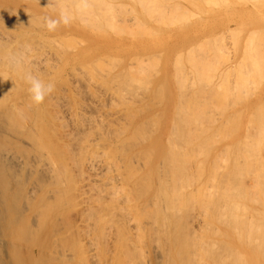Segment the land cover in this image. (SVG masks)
I'll list each match as a JSON object with an SVG mask.
<instances>
[{
  "label": "bare ground",
  "instance_id": "obj_1",
  "mask_svg": "<svg viewBox=\"0 0 264 264\" xmlns=\"http://www.w3.org/2000/svg\"><path fill=\"white\" fill-rule=\"evenodd\" d=\"M40 1V0H39ZM48 1V0H47ZM49 1H53V3H46V2H44V3H46V5H48L47 7H50L51 6V8L54 6V3L55 2H57V3H55V8L53 7V9H56L57 8V6H58V2H60L61 3V0H49ZM64 2L66 1L68 4L69 3H71V5L69 6L70 8L72 7V3H73V5H74V2H77L76 0H63ZM81 1H82V3H81ZM83 1H84V4H83ZM87 1H90V0H87ZM99 1V0H98ZM101 1V0H100ZM104 0H102L101 2H103ZM106 1H109V0H106ZM113 1H115V0H113ZM135 1V0H134ZM139 1V0H138ZM138 1H137V3H138ZM148 1V0H147ZM153 1V0H152ZM160 1V0H159ZM162 2H163V4H165L166 5V7L169 5H171L172 3H174V2H171V4H170V2H167L168 4H166V2H164L163 0H161ZM160 1V2H161ZM169 1V0H168ZM185 1V0H184ZM191 2H192V0H190ZM196 1V0H195ZM209 1V0H208ZM212 1V0H211ZM219 1V0H218ZM227 1H230V0H227ZM241 1H245V5L248 3V5H249V1L247 2V0H241ZM260 1H262V0H260ZM259 1V2H260ZM65 2V3H66ZM80 2V3H79ZM85 0H79L78 1V4H77V6L75 7L74 6V10L75 11H77L78 12V14L76 15V13L77 12H75V17L78 19V15H79V17H80V15L81 14H79V11H80V7H81V5H82V8L84 7L85 9L83 10V9H81V13L82 12H84L85 13V11H86V7H87V5H85ZM92 2H94V1H92ZM100 2V4H102L101 6H104L103 4H104V2L103 3H101ZM142 2V5H144L145 4V6L147 7V4H148V6L149 7H153V5H152V3L154 4V2H152V3H150L149 4V2L146 4V2L143 0V1H141L140 0V3ZM151 2V1H150ZM178 3H180L179 1H177ZM176 2V3H177ZM190 2V3H191ZM210 2V1H209ZM207 3V6L209 7H212V5H214L213 4V2H211V3ZM215 2H216V0H215ZM220 2V1H219ZM218 2V3H219ZM226 2V1H225ZM225 2L223 1L222 3H219V4H225ZM230 2H232L233 4L235 3L236 4V2H237V0H234V1H230ZM247 2V3H246ZM250 2H253V3H251V4H253L254 6L253 7H255V4L254 3H256V2H258V0H256L255 2L254 1H250ZM259 2H258V5H259ZM264 2V1H263ZM65 3L63 4V3H61V5H60V7L62 6V5H64V6H66L67 5V3H66V5H65ZM90 3V2H89ZM96 3H98L97 1H96ZM123 3V2H122ZM144 3V4H143ZM158 2H157V0L155 1V4H157ZM178 3L176 4V6H178ZM217 3V2H216ZM229 3V2H228ZM228 3L226 4V5H228ZM240 3H242V2H240ZM261 3V2H260ZM2 4H4L5 5V10L3 9V13H5L4 15H3V17H5V18H3L2 17ZM86 4H88V3H86ZM91 4V3H90ZM88 5V8L90 7V6H92V5H94V4H92V5ZM107 2H106V4H105V8H102L101 6V8H100V10H102V11H100L99 10V8H96V9H98L97 10V13H98V16H101V15H99L100 13L102 14V16H101V21H103L102 19H105L104 20V25H102L101 23V25H102V29H104L103 27L105 26L106 28L109 26V23H110V21H112L110 24H112L113 23V19H114V21H115V18H113V16L114 15H116V14H114L113 13V9H115L114 7H115V5H114V7L112 8L111 7V9H110V6L111 5H109V8L108 7H106L107 6ZM109 4H110V2H109ZM112 4V6H113V2L111 3ZM115 4H118V3H115ZM128 4V3H127ZM160 4V3H159ZM204 4H205V2H204ZM208 4H211V5H208ZM232 4V5H233ZM234 4V5H235ZM45 5V6H46ZM57 5V6H56ZM76 5V4H75ZM78 5H80V7H78ZM96 5V4H95ZM94 5V6H95ZM98 5L99 4H97V6L96 7H98ZM119 6L121 5V3L120 4H118ZM117 5V6H118ZM129 5V4H128ZM142 5H140L139 4V6H141V7H143ZM152 5V6H151ZM158 5V4H157ZM172 5H174L175 6V4H172ZM183 5V3H181V6ZM206 5V4H205ZM216 5V4H215ZM226 5H221V7H223V9H224V6L226 7ZM6 6H7V8L9 9V11H11V10H13V12L14 11H17V14H19L21 11H22V9H24L25 8V10H24V12H21V14L22 13H25V14H27L28 13V15H29V12L32 10L33 12L32 13H34V12H36V11H38V12H41V13H43V14H41V15H45V12H44V10H42L37 4H34V3H23L22 2V0H0V244L1 245H3L4 246V243H2V237H4V239L6 238V246H4L5 247V249H7V255H6V258L2 255L3 253V251H2V249L0 250V264H38L40 261H43V262H45L46 263V261H48L47 263H49L50 264V262H52L53 261V259H56V257H52L50 254H52V255H54V256H56L55 255V253L53 252V253H49V255H50V257H49V255H46V251H47V249H50V248H53V249H56V247H57V249L55 250V251H62L60 248L62 247L63 248V252H61V254L63 253V255H61L60 254V252L58 251V253L59 254H57V255H61L62 257V259L63 260H65V259H67L66 257H64V253H65V256H66V252H65V249L67 250V248H65L64 246H65V243L64 244H62V245H60L61 243H63L64 242V240L66 239V237L67 236H65L64 234H65V231H68V226H66V224L69 222H71L72 221V219H74L75 218V215H72L73 217L71 218V217H69V219H68V216H67V212H69V211H71L72 212V214H73V211L72 210H68V211H65L64 209V202L66 201V198H67V201L66 202H68L69 203V199H68V196L70 197L71 195H67V193H68V191H69V189H71V190H73L74 192H75V190L77 189L78 190V195H76L77 193L75 192V194H72V196H76V197H73V198H77V196L81 199V202H80V199H78L79 201H77V199H76V201H77V203H78V205L80 206V204H81V206H80V209H78L77 211H76V209L75 208H72L76 213L75 214H77L78 213V215L79 216H81L80 218H78L79 220L80 219H83V220H86L87 221V223H86V221H85V223H86V225L87 226H92V228H94L93 229V231L95 232V227H96V229L98 230L99 228H100V226H99V223H100V221L102 220V218H103V220H104V218H105V216H106V214L108 215L109 214V216H107V217H109V220L111 219V217L113 216V218L112 219H114V221L113 220H111V221H113V222H115L113 225H112V223H111V226L113 227V226H115V229H114V232H113V240L112 241H114V248L115 249H113V250H117V249H120L121 248V250L120 251H124L125 253H127V255H129V256H131V258H134L136 261H138L139 262V260H141V264H161V261L164 259H166L167 258V256H168V254H169V252L167 251V249L168 248H170V246L168 247V245H169V243L168 242H166V243H164V244H166L167 245V243H168V245L166 246V248H165V246L163 245V248H165L164 249V252L165 251H167V254H166V252H165V254H164V252H163V249H162V247H161V245H162V243H163V238L164 237H162V235H163V233H164V229H165V226H166V230H167V235L169 234V236H170V229H169V227H167V226H169L170 225V221H168L169 222V225L167 224V223H165V220H168V219H171L172 220V222H173V220H175L174 222L176 223V221H179V220H177L178 218H180V217H178V215L179 214H181V213H184V211L185 212H187L188 211V209H190V210H192L191 209V207H192V199L194 198L196 201H193V203L195 202H197V203H199L200 204V206L202 205V207H201V209L199 210L198 208H200L199 206H196L195 205V203H194V205L193 206H196V207H192L193 208V210L192 211H194L195 210V212L197 213V211L199 210V212H202L203 210V207H204V202L206 201V200H204L203 202H202V200H201V197H200V193L199 192H201V188L203 187L202 185H203V183L201 184V185H199V187H194L193 188V184H192V187L191 188H193L194 190H195V194L191 191V190H189V191H191V193L190 192H187V194H188V196L187 197H189V196H191V194H193V198H192V196L191 197H189L191 200H188V202L187 203H190V204H192V205H187V206H189V207H187L188 209L186 210V209H182L181 210V212H180V209L182 208V207H180L182 204H183V199L185 198H183V196L186 194H181L180 196H179V193H182L184 190H186V188L188 189V186H189V184L191 183V181H195V184L198 182V180L196 181L195 179L197 178L198 179V175L199 174H197V176H196V173H198V171H199V173H200V176H202L203 174H204V165L201 163V164H196L197 166L196 167H198V165H199V167L198 168H196L195 167V169H196V171H194V172H196L195 173V177H193V180H190V179H192V177L191 176H193L194 175V173L192 172V170H194V169H191V168H188L189 166H192L193 164H195V162H193V159H192V161L191 162H193V164H191V162H190V160H189V157L190 158H192L194 155H195V152L194 151H196V153H198L197 155L199 156V154H201L200 152H201V149L205 146V145H202L203 143L201 142V141H204V140H206L205 138H201V143H198V144H201V145H195L196 147H198V146H201V147H198L197 149H200L199 151H197V149H196V147H195V149L193 150V149H189V151H188V149L187 148H189V146L191 145V146H193L194 147V145H192V143H189L188 141V144H187V142H183V138H186L187 137V135H188V133H191V130L189 129V127H190V122H192V120H193V124H194V122H195V118H197L196 120V122L195 123H197V122H199V120L200 121H202L201 119H198L200 116H199V114H198V116L197 115H195V113L197 114V113H200L202 110L201 109H199L198 111L199 112H197V109L195 110V108H194V110H195V112H194V110H193V112L194 113H192V116H189V110H188V108H187V110H188V114L186 115L185 113V115H181L180 116V119H178L179 118V116L178 117H176L175 118V120H174V122H172V125H170V123H166L165 125H164V127H163V129H161L160 131H159V133L157 134V135H155V138L153 139V140H149V141H147V142H145V143H143L144 142V140L143 139H145V140H147L146 139V137L147 136H144V134L146 135L147 133H149V131L150 130H153L152 131V133H150V135H152L153 134V132H155V131H157V130H154V129H151V128H153L154 127V125H156L159 121V118L160 117H162L160 114H162L163 113V110H161L159 113H158V111L155 113V114H159L160 116L157 118V115H152V116H149L150 118H152L153 120L155 119L156 120V122H154V121H152L153 123H156V124H153V123H151V121H149V117L147 118L146 117V119H148L147 120V122L149 123V124H151V125H153L151 128H150V130L148 129V131H147V127H150L151 125H149L147 122H146V124H148V125H146L145 123H144V125H143V120L145 121L146 119H143L142 118V116H140V115H133V113H134V111L131 113V114H129V113H124V111H123V109L125 110V109H127L128 108V105H126L125 104V102H124V104L127 106V108H123V109H121L122 107H121V104H119V102L120 101H122V99L120 98V101L118 102L117 100H116V102H118V104L120 105V109L123 111V117L122 116H120V118L122 117L124 120V122H123V124H122V119H121V122L120 123H118V124H122L121 126L119 125H115L114 123H117V121H115V119L116 118H118V122L120 121L119 119V117L117 116L116 117V115L119 113V112H122V111H119L118 113H116L115 111L116 110H114L113 108H112V111L111 112H115V113H110V114H112L113 115V117H114V114H115V119L114 118H112V115L110 116V115H107V114H109V113H107L104 109L105 108H103V105H105L106 106V102H107V100L105 101V103H104V100H101L100 98H99V100H101V102L103 101V103L104 104H102L101 102L99 103L100 105L102 104V108H103V115H104V112H106V114L104 115V116H106V117H108V116H110V118H111V121H113V119H114V123L112 122V124L113 125H115V126H113V125H110V126H108V122H109V117H108V122H106L107 120L105 119L106 117H103V115H101L102 113H100L99 111H98V114H95V111H93L92 112V107L91 106H93L94 104H92V102H94V100L90 103V107H91V109H90V107L88 106L89 105V103H87L88 105V111H87V115H88V112L89 113H91V115H93V117H95V115H99V117L97 118V116L93 119L92 117H90L89 115V117L90 118H92L91 119V121L93 120V122H92V124H90L91 122L90 121H88V123L90 124H86L84 121H82L83 119H81L82 117H83V114H81V113H83V111L85 110V109H87L85 106L83 107V104H86L85 102L83 103L82 101L80 102L79 101V104L80 103H82V104H80V105H82V107L84 108V110L83 111H80V105L79 104H77V102H75V104H72V103H74V102H70V100H74V99H78V100H80L79 98H78V96H76V95H79L80 96V92L81 91H83L85 88L87 89V88H91V89H93V90H91V89H89V90H87L88 91V93H89V91L91 90V92H96V88L98 87V85L96 84L95 86H97V87H95V88H92L93 86H94V83L92 84V83H90V81L92 80H94L93 79V77L92 76H90V75H86L87 73H88V71H87V69H86V71H87V73H86V71H85V75H84V77L86 76V78H88L87 76H89V77H92V79L90 80L89 79V82H88V84H91L90 85V87H85L83 90H82V88H81V86L79 87V84L81 85V82H83V83H85V81H83V80H85V78L84 77H82L83 78V80L82 81H77L76 82V80L77 79H79L80 78V80L82 79L81 77H79V75H78V77L79 78H77L74 82H76V83H74V82H71V80L73 81V79H72V77L74 78V76H72V74H75L76 72V67L78 68V66H81V64L80 65H78V66H76L75 67V69H74V71H72V70H70V69H67V70H69L70 72L68 73V75H70L71 76V79L67 76V74H66V77L64 78L63 77V79L62 80H66L67 79V77L69 78V84L70 83H74L72 86H74L75 85V87H76V85H78L77 86V88L79 87V88H81V91H80V89H79V91L77 92L76 90V92H73V90H72V92H71V94L73 93H76V98L74 97L73 99H70V100H67V101H69V102H67L66 101V98L69 96V94H70V91H71V88L70 87H68L67 86V84H65L62 80H61V82L63 83V84H61V82L60 83H57L56 84V87H57V85H59V84H61V85H59V87H61L62 85L64 86V91L62 92L61 91V89H60V91H58V89H59V87H55L56 88V91H58V92H56V93H54L53 94V92H52V94L50 95V96H48L46 99H45V101H44V103L43 104H41V105H39V106H35V105H33L32 103H31V100H30V95H29V93H28V91H27V89H28V87H29V85L25 82V80H24V76H25V74L26 73H28V72H31L33 75H35V76H37L39 79H41V80H43L45 83H49V82H51V83H53V81H54V79H55V81H57L56 80V78H58L55 74H53L54 72H53V70L54 69H52V65L54 64V65H57V61L55 62L54 61V59L57 57V55H58V53L60 52V50L62 49V48H59V47H57V48H59V52L57 53L56 52V50L55 49H57V48H55L54 50V52H53V54L56 52V54H54V55H56L54 58H53V56L51 57L50 55L51 54H49L51 51H49V50H51L50 48L48 49V47L49 46H47V44L45 45L44 44V41H46V40H44L43 42H41L42 40H41V38H37V36L36 35H34V34H39V36L41 35V37H43V39H44V37H46V38H51V36H53L52 38H54V39H57L58 37H60L61 36V39L63 38L62 37V35H64V34H67V33H69V32H67V31H70L69 30V28H68V26L67 25H62V26H58L55 30H52V31H50V30H48L47 29V27L45 26V25H43V23L41 22L42 21V17H41V25L42 26H45V28L43 27L42 29H40L39 28V24H38V20H36V19H38V17L36 18V19H34L37 23H35V21H33V23H35V24H38V25H36V26H38V28L39 29H36V28H31L32 26H34V25H32V22L30 23V21H29V19H30V17H29V19L27 18L28 16L27 15H25L26 17H24L23 15H22V17H24V18H26L27 20H22V22L23 21H28V23L26 22H20L21 23V25L19 24V25H17V23L16 24H13L12 22H9V23H11V25L7 22V21H4V20H8V18H11V16L10 17H8L9 15H11L12 13V11L11 12H8V10H7V8H6ZM86 6V7H85ZM94 6H92V7H94ZM116 6V7H117ZM124 5H122V7H123ZM160 6V5H159ZM159 6H157V7H159ZM161 6H162V3H161ZM180 6V7H181ZM191 6H193V7H197V5H191ZM217 7L218 6H220V5H216ZM229 6H230V3H229ZM256 6H257V4H256ZM21 7H23V8H21ZM44 7V6H43ZM42 7V8H43ZM59 7V8H60ZM69 7H65V8H69ZM91 7V9H93V13L94 12H96V10L94 9V8H92ZM122 7H120V8H122ZM126 5H125V9H126ZM129 7V6H128ZM127 7V8H128ZM132 7V6H131ZM135 7V6H134ZM145 7V8H146ZM162 7H164V6H162ZM185 7H187V6H185L184 5V9H185ZM215 7V6H214ZM220 7V8H221ZM228 7V6H227ZM231 7V6H230ZM58 8V9H59ZM64 7L63 8H61V10L63 9V13L65 14V12L67 13V18H68V12L66 11V9H65ZM79 9V10H77V9ZM107 8V9H106ZM145 8H142V10L143 9H145ZM154 8V7H153ZM161 7H159L157 10H159ZM173 7L171 6V9H172ZM176 8V7H175ZM188 8V7H187ZM201 8V7H200ZM213 8V7H212ZM211 8V9H212ZM258 8V7H257ZM260 8H262V7H260ZM19 9H21V11H19L18 12V10ZM26 9H28V10H30L29 12L27 11V12H25L26 11ZM47 9V11L48 12H53L54 10H49L48 8H46ZM64 9H65V12H64ZM90 9V8H89ZM89 9H87V10H89ZM104 9H106V10H104ZM108 9H110V10H108ZM135 9V8H134ZM147 9V8H146ZM149 10H150V8H148ZM152 9V8H151ZM163 9V8H162ZM162 9H160V10H162ZM164 9H166L165 11H169V9L167 10V8H164ZM164 9H163V12H164ZM174 9V8H173ZM181 9H182V7H181ZM67 10H69V9H67ZM71 10H73V7L71 8ZM69 11V12H72V11ZM108 10V11H107ZM111 10H113L112 12H111V14L110 15H107V13L109 12V11H111ZM116 10H118V7L116 8ZM127 10V9H126ZM133 10V9H132ZM156 10V9H155ZM154 10V11H155ZM178 10H179V8H177V13H182L181 11H179L178 12ZM185 10H188V9H185ZM191 10V9H190ZM6 11L8 12V13H11V14H9V15H7L8 13H6ZM59 11H60V9H59ZM98 11H100V12H98ZM103 11H104V13L105 12H107L105 15H107V16H112V13H113V16L110 18V17H107V18H104V17H106L105 15H104V13H103ZM119 11V10H118ZM123 11V10H122ZM129 8H128V12L126 13V14H129ZM134 11V10H133ZM146 11V13H147V10H145ZM144 11V12H145ZM154 11H152V12H154ZM182 11H183V9H182ZM196 13H201L202 14V10L199 12V10H198V8L196 9ZM253 11H254V9H253ZM262 11H264V10H262ZM261 11V12H262ZM61 12V11H60ZM91 12V10L90 11H86V13L88 14H86L85 13V15L87 16V18H89L88 16H91V14L92 13H90ZM116 12V11H115ZM124 12V11H123ZM143 12V13H144ZM170 12V11H169ZM167 13V14H171V16L173 15V13H176V9H175V11L174 12H171V13ZM191 12V11H190ZM205 12V11H204ZM226 12V11H225ZM258 12V11H257ZM260 11H259V13H261ZM31 13V12H30ZM73 13V12H72ZM72 13H70L71 15H69V17L71 16L72 18H74L73 16H72ZM89 13H90V15H89ZM117 13V12H116ZM145 13V14H146ZM151 13V12H150ZM156 13H157V11H156ZM156 13H152V14H155V16L157 17V15H156ZM160 12L158 11V15H160V17H161V23L163 24V17L161 16V15H163L162 13L161 14H159ZM187 13H189V12H187ZM192 13H193V11H192ZM248 13V12H247ZM251 13V12H250ZM258 13V14H259ZM16 14V15H17ZM21 14H19V15H21ZM35 14V13H34ZM33 14V15H34ZM126 14L124 13V15L126 16ZM131 14H132V11H131ZM130 14V15H131ZM139 14V13H138ZM142 14V13H141ZM147 14H149V13H147ZM183 14H184V12H183ZM185 14H186V11H185ZM184 14V15H185ZM191 14V13H190ZM226 14H228V13H226ZM225 14V15H226ZM257 14V13H256ZM256 14H254L253 15V13H251L250 15V17L251 18H255L257 15ZM15 15V14H14ZM14 15H12V16H14ZM31 16V14H30V16H31V18L33 17H35V15L34 16ZM37 15H39V13L37 14ZM82 15H83V13H82ZM85 15H83L82 17L84 18V16ZM119 15V14H118ZM123 14H121V12H120V17L122 16ZM123 15V16H124ZM129 15V16H130ZM134 15H137V13H136V11H135V14ZM151 15V14H150ZM166 15V14H165ZM183 15V16H184ZM236 15H237V13H236ZM241 15V14H240ZM242 15H244L245 16V13L244 14H242ZM241 15V16H242ZM249 15V14H248ZM48 16H49V14H48ZM93 16H94V18H95V13L93 14ZM96 16H97V14H96ZM123 16H122V18H123ZM129 16H127V17H129ZM173 16H176V14L175 15H173ZM179 16V15H178ZM183 16H181V18H180V16L178 17L179 19H181L180 20V22H181V24H183L182 23V18H184ZM193 16H195V15H193ZM197 16V15H196ZM199 16V15H198ZM197 16V17H198ZM241 16H239L240 18H241ZM258 16H260V14L258 15ZM257 16V17H258ZM262 16H264V14L262 15ZM7 17V18H6ZM21 17V18H22ZM119 17V18H120ZM147 17H148V15H147ZM152 17H154L153 15H152ZM166 17V16H165ZM191 18L190 17V15L189 16H187V17H185V18ZM201 17V16H200ZM199 17V18H200ZM222 17V16H221ZM238 17V18H239ZM243 17V16H242ZM16 17H14V19H15ZM32 18V19H33ZM44 18V17H43ZM81 19V17L79 18L80 20L79 21H81L80 23H82V22H86V20L85 19ZM92 18V16L89 18V20ZM93 18V19H94ZM99 19V21L97 20V19H95V22L94 23H96V21H97V26L98 25H100L99 24V22H100V17H98ZM111 20H110V19ZM116 18H117V15H116ZM118 18V19H119ZM131 18V17H130ZM136 18H138L137 16L135 17V19ZM151 18V17H150ZM149 18V19H150ZM168 18H171V17H169V15H168ZM177 18V19H178ZM231 18V17H230ZM229 18V19H230ZM234 18H237V17H234ZM234 18L232 19V21L234 20ZM239 18V19H240ZM243 18H245V17H243ZM248 18V17H247ZM259 18V17H258ZM17 19V18H16ZM32 19H31V21H32ZM58 19V18H57ZM59 19H61L60 17H59ZM69 19V18H68ZM106 19H108L107 20V22H108V25H107V23H105L106 22ZM123 19H125V18H123ZM122 19V20H123ZM127 20L129 19V18H126ZM132 19V18H131ZM134 19V18H133ZM132 19V20H133ZM152 19H154V18H152ZM151 19V20H152ZM158 19H159V17H158ZM157 19V22L159 21ZM167 19V18H166ZM174 19V18H173ZM173 19H168L169 20V22L171 21V20H173ZM260 19V18H259ZM2 20L4 21V22H2ZM12 20H13V18H12ZM17 20H20V16L18 17V19ZM143 20V19H142ZM186 19H184V21H185ZM189 20V19H188ZM188 20H186V21H188ZM214 20V19H213ZM9 21H11V19H9ZM15 21V20H14ZM70 21V20H69ZM87 21H88V19H87ZM91 21H93L92 19H91ZM120 21H121V18H120ZM124 21V20H123ZM130 21V20H129ZM128 21V22H129ZM134 21V20H133ZM132 21V22H133ZM137 21H138V19H137ZM139 21H141V20H139ZM138 21V22H139ZM153 21V20H152ZM163 21V22H162ZM167 20H165V22H166ZM16 22H18V21H16ZM45 22V21H44ZM115 22H118V24H119V21H115ZM114 22V23H115ZM137 22V23H138ZM145 22V21H144ZM154 22H156V21H154ZM156 22V23H157ZM168 22V21H167ZM166 22V23H167ZM179 22V20L177 21V23ZM210 22V21H209ZM242 22V21H241ZM19 23V22H18ZM89 23H91L90 21H89ZM88 22H87V24H89ZM93 23V24H94ZM127 23V22H126ZM129 23H131V22H129ZM160 23V24H161ZM171 23H172V21H171ZM169 24V25H173V24H175V23H172V24ZM186 23V22H185ZM229 23H230V21H229ZM229 23H228V25H229ZM233 23H235V22H233ZM238 23L239 24H241L239 21H238ZM243 23V22H242ZM263 23V22H262ZM13 24V25H12ZM28 24H29V26H28ZM31 24V25H30ZM83 24H85V23H83ZM92 24V25H93ZM116 24V23H115ZM115 24H112V26H114ZM122 24V23H121ZM119 24V26L121 27V26H123L124 24ZM134 24V23H133ZM165 24V23H164ZM163 24V25H164ZM208 24V23H207ZM237 24V23H236ZM256 24V23H255ZM60 25V24H59ZM69 25V24H68ZM86 25V24H85ZM132 25V23L129 25V26H131ZM135 25H137V24H135ZM140 26H143L144 24L142 23V21H141V23L139 24ZM197 25H198V23H197ZM196 25V26H197ZM203 25V24H202ZM206 25V24H205ZM216 25V24H215ZM232 25H235V24H232ZM231 24H230V27L232 26ZM245 25V24H244ZM251 25V24H250ZM250 25L248 26V27H250ZM254 25V24H253ZM31 26V27H30ZM75 26H76V24H75ZM88 26V25H87ZM94 26H95V29L97 28L96 27V25L94 24ZM117 26V25H116ZM139 26V27H140ZM147 26V25H146ZM164 26H168V24H166V25H164ZM236 26V25H235ZM237 26L239 27V25L237 24ZM236 26V27H237ZM255 26V25H254ZM258 26V25H257ZM91 27V26H90ZM99 27H101V26H99ZM132 27V26H131ZM143 27H145V26H143ZM159 27V26H158ZM180 27V26H179ZM199 27V26H198ZM205 27V26H204ZM204 27H202V28H204ZM223 27V26H222ZM226 27V25L224 26V30H229L230 29V27L228 26L227 28L228 29H226L225 28ZM236 27H234V28H236ZM237 27V28H238ZM92 28H94V27H92ZM109 28H110V26H109ZM119 28V27H118ZM124 28H129V27H124ZM138 28V27H137ZM142 28V27H141ZM147 28V27H146ZM149 28V27H148ZM208 28V27H207ZM209 28H211V27H209ZM213 28V27H212ZM233 28V29H234ZM236 28V30L234 29V31H235V33H236V35L238 34L237 32L238 31H240V29H237ZM241 28V27H240ZM247 27H245V29H246ZM254 28V27H253ZM253 28H252V32L253 31H255V30H259L260 31V27H258V28H255V30H253ZM264 28V27H263ZM71 29V28H70ZM98 30H100L99 28H97ZM108 29V28H107ZM111 30H114V29H117V27H111L110 28ZM120 29H122L123 30V28H120ZM133 31H134V26H133ZM135 29H136V27H135ZM140 28H138V29H136L137 31L139 30ZM144 29V28H143ZM150 29V28H149ZM192 29H194V28H192ZM196 29V28H195ZM195 29H194V31L193 32H195ZM199 29V28H198ZM232 29V28H231ZM242 29V28H241ZM245 29H243L244 30V32H245ZM251 29V28H250ZM72 30H73V28H72ZM104 30H106V29H104ZM122 30H120L121 32H122ZM126 29H124V31H125ZM142 30V29H141ZM147 30V29H146ZM146 30L144 29V31L143 32H146ZM158 30V29H157ZM222 30V29H221ZM220 30V31H221ZM243 30H241L240 32H239V34L241 35V33L243 32ZM262 30V29H261ZM78 31V30H77ZM91 31V30H90ZM122 32V33H125V32ZM127 31H128V29H127ZM149 31V30H148ZM152 31V30H151ZM151 31H149L150 33H151ZM153 31H154V29H153ZM152 31V33H155V32H153ZM196 31H198V30H196ZM201 31H202V29H201ZM200 31V32H201ZM219 30L218 29H213L212 30V35H213V37L215 38L217 35H215L217 32H218ZM225 32V35H226V38H225V35L224 34H222V31L220 32L223 36H221L220 37V35H219V37L218 38H221L222 39V37L223 38H225L227 41L230 39L229 37H231V34H229V37H228V35H227V33L229 32ZM234 31L232 32V36H233V39L235 38V39H237V41L240 39L239 38V36L238 37H235L236 35H235V33H234ZM249 31V30H248ZM251 31V30H250ZM249 31V33L252 35V32H250ZM73 32V31H72ZM74 32H76V31H74ZM78 32H81V31H78ZM93 32V31H92ZM102 32V31H101ZM113 33H115V31H112ZM120 32V33H121ZM131 32H132V30H131ZM139 32V31H138ZM138 32H137V34H138ZM141 33H143L142 31H140ZM139 32V33H140ZM158 32V31H157ZM156 32V33H157ZM192 32V31H191ZM193 32L192 33H190V34H193ZM206 32H208V31H206ZM84 33V32H83ZM105 33V32H104ZM116 33H119V32H117L116 31ZM151 33V34H152ZM179 33V32H178ZM188 33V32H187ZM186 32L184 33V34H187ZM210 33V32H209ZM224 33V32H223ZM248 33V34H249ZM254 33V32H253ZM260 33H264V31H260ZM12 34V35H11ZM72 34V33H71ZM70 34V35H71ZM85 34V33H84ZM136 34V35H137ZM145 34V36H146V34H148V32L147 33H144ZM170 34V33H169ZM182 35H184L183 33H181ZM200 34H203V33H200ZM238 34V35H239ZM250 34L248 35V38H247V43H248V46H247V43L245 42L246 41V39L245 40H243L244 42H243V46L242 47H244L245 48V50L247 49V48H249L250 50H252L253 49V47H252V49H251V46H253L254 45V48L256 49V50H258L259 48H260V51H261V49L264 47V38H263V34H259V32L257 33H255L256 34V36L257 37H259L260 35H262L261 37H259V39H256V37L254 36V35H252L251 37H249L250 36ZM257 34H259V36L257 35ZM10 35L12 36V38H10ZM33 35L34 36H36V38H37V42H36V44L38 43V45H36V46H38V48H40L38 51H40L41 49H42V51L39 53L38 51H36L37 49H33V48H36L35 46L33 47V43H31V41H26V42H30L29 44H25V42H23L20 38L21 37H26L27 39L28 38H30L31 36L33 37ZM70 35H65L66 37H70V39L68 38V39H66V40H71V36ZM74 35V34H73ZM129 35V34H128ZM139 35V34H138ZM164 35V34H163ZM168 35V34H167ZM211 35V36H212ZM38 36V37H39ZM64 36V37H65ZM80 36H81V34H80ZM79 36V37H80ZM91 36V35H90ZM149 36V35H148ZM157 36V35H156ZM203 36V35H202ZM207 36H209V35H207ZM255 38H254V37ZM73 37V36H72ZM79 37L77 38L76 37V39H79ZM114 37V36H113ZM112 37V38H113ZM155 37V36H154ZM158 38L160 37V36H157ZM161 37H164V36H161ZM171 37V35H169V38ZM172 37H173V35H172ZM171 37V38H172ZM178 37V36H177ZM176 37V38H177ZM217 37H216V39H217ZM34 38V40H35V37H33ZM86 38V37H85ZM84 38V39H85ZM89 38V37H88ZM135 38V37H134ZM150 38V37H149ZM156 38V37H155ZM168 38V37H167ZM166 38V39H167ZM168 38V39H169ZM181 38H183V37H181ZM185 38V37H184ZM202 38H204V36L202 37ZM209 38V40L207 39V41H209V42H206L205 40H206V38L205 39H203L206 43H208V45L210 46V48H211V46L213 47L214 45L216 46L217 45V43L218 44H220V43H224V42H220V40L221 39H218V40H216L217 42H215V39L213 38V39H211L210 37H208ZM229 38V39H228ZM239 38V39H238ZM249 38H252L251 40L252 41H254L253 39H255L256 41L257 40H259L257 43H256V45H255V43L254 42H252V44L253 45H251L250 43H249V41H248V39ZM263 38V39H262ZM23 39V38H22ZM27 39H25V40H27ZM32 39V38H31ZM38 39H40L41 41H40V43L41 44H44V46H47V47H45V49L49 52L48 54H49V56H47V52H46V50H45V52H43V48L44 47H41V46H43V45H39V42H38ZM73 39V38H72ZM75 39V40H76ZM81 39V38H80ZM90 39V38H89ZM96 39V38H95ZM94 39V41H95V43H96V41L97 40H95ZM100 39V38H99ZM136 39H138V37L136 38ZM135 39V40H136ZM175 39V38H174ZM200 39V38H199ZM232 38L229 40L230 42H233L232 40H233ZM24 40V41H25ZM30 40V39H29ZM50 40V39H49ZM64 40V43H65V39H63ZM82 40V39H81ZM85 40H88V39H85ZM103 40H105V39H103ZM103 40H102V42H103ZM120 41H121V39H119ZM139 40V39H138ZM144 40V39H143ZM156 39H153V41L154 42H156L155 41ZM161 41V38L160 39H158L157 41ZM183 40V39H182ZM202 40V41H203ZM210 40H211V42H210ZM212 40H213V44L214 45H210L211 43H212ZM224 39H222V41H223ZM241 40V39H240ZM250 40V41H251ZM36 41V40H35ZM52 41V40H51ZM56 41V40H55ZM57 41H59V39L57 40ZM74 41V40H73ZM84 41V40H83ZM83 41H81L80 43H78V44H81ZM90 41V40H89ZM88 41V42H89ZM99 41V40H98ZM109 41V40H108ZM113 41H114V39H113ZM137 41V40H136ZM146 40H144V42H145ZM150 41H151V38H150ZM186 41V40H185ZM202 41H200L201 43H199L198 41V44H196V45H194L195 47H188L189 48V50H188V48H186L187 50V52L188 51H190V52H188V55H187V58H192V60L194 59H196L195 61V64L193 63L194 62V60L193 61H191V62H188L187 60V62L188 63H191L190 64V66H192L193 64V68H194V66H195V68H196V70L195 71H197V73H195L196 75V77H194L193 79H194V81H195V79H197L196 81H198V83H202L203 81L202 80H200V79H202L203 77V80H205L206 78H205V75L207 74V71H208V73H211L210 72V70L212 69V71L213 72H216L221 66H219L220 64L222 65V63H221V61L225 58V52H226V50L225 49H229V47H230V50L231 49H235V48H231V46H236L237 44H234V43H237V42H233V44L232 43H230V44H232L231 46L229 45V43L228 42H226L225 40V47L223 48V46H224V44L223 45H219L221 48L220 49H222V50H225V52H224V54L223 53H221V54H223V55H225L224 56V58L222 57V55L219 53V52H221L222 50H218V46H216V48L215 47H213V53L211 52V50L209 49V51H207L208 50V48H209V46L206 44L205 46H208V48H206L205 46H204V41L202 42ZM219 41V42H218ZM260 41H263L262 42V44L260 43ZM20 42H23V44L20 46ZM34 42V41H33ZM68 42V41H67ZM66 42V43H67ZM71 42V41H70ZM87 41H86V43H88ZM92 42V41H91ZM100 42V41H99ZM105 42V41H104ZM107 42V41H106ZM112 42V41H111ZM115 42V41H114ZM139 42H142V41H139ZM173 42H175V40L173 41ZM182 42V41H181ZM215 42V43H214ZM49 43L50 44H52L50 41H49ZM54 43V42H53ZM61 43H62V41H61ZM76 43V42H75ZM86 43H84L85 45H86ZM109 43H110V41H109ZM108 43V44H109ZM117 43V42H116ZM119 43V42H118ZM147 43V42H146ZM152 43V42H151ZM162 43V42H161ZM178 43H180V42H178ZM178 43H177V45H178ZM185 43H187V42H185ZM184 43V44H185ZM204 43V44H203ZM210 43V44H209ZM228 43V45H229V47H227L226 46V44ZM259 43V46L257 45ZM14 46H13V45ZM18 44V46H16ZM49 44V45H50ZM57 44H58V42H57ZM63 44V43H62ZM69 45L71 44V43H68ZM74 44V43H73ZM83 44V45H84ZM105 44H107V43H105ZM104 44V45H105ZM111 44V46L113 45L112 43H110ZM153 44V43H152ZM152 44H151V46H152ZM157 44V43H156ZM155 44V45H156ZM173 44H175V43H173ZM191 45H192V43H190ZM194 44V43H193ZM201 44H203V45H201ZM251 46H250V45ZM56 45V44H55ZM61 44H58V46H60ZM75 45H77V43L75 44ZM97 45V44H96ZM118 45V44H117ZM117 45H115V46H117ZM121 45V44H120ZM147 45H148V43H147ZM160 45V44H159ZM169 45V44H168ZM171 45V44H170ZM176 45V44H175ZM176 45V46H177ZM180 45H181V43H180ZM198 45V46H197ZM263 45V46H262ZM32 46V47H31ZM50 46H54V44L53 45H50ZM64 45H62V47H63ZM66 46V45H65ZM64 46V48H67V46L65 47ZM79 46V45H78ZM90 46V45H89ZM92 46V45H91ZM95 46V45H94ZM97 46H99V45H97ZM96 46V47H97ZM122 46H126V44L125 45H121V47ZM143 46L144 45H142V48H143ZM146 46V45H145ZM164 47H165V45H163ZM183 46V45H182ZM200 46H204V47H200ZM257 46V47H256ZM260 46H262V48L260 47ZM9 47V48H8ZM61 47V46H60ZM72 47V45H70V46H68V51H70V48ZM80 47V46H79ZM86 47H88V45L86 46ZM153 47H154V45H153ZM164 47H162L163 49H164ZM173 47H175V46H173ZM198 47H200V48H198ZM259 47V48H258ZM74 48V47H73ZM73 48H71V49H73ZM80 48H85V47H80ZM99 48V47H98ZM111 48V47H110ZM118 48H119V46H118ZM118 48L116 49V50H118ZM123 48V47H122ZM141 48V47H140ZM148 48V47H147ZM172 48V47H171ZM193 48V49H192ZM194 48L196 49V51H197V48L198 49H200V50H198L199 51V53H198V51L196 52V51H194ZM206 48V50H205V52L207 51V52H211L212 54H210V53H205V52H202L201 53V51H203V49H205ZM243 48V49H244ZM112 49H113V47H112ZM125 49H126V47H125ZM129 49V48H128ZM130 49H132V47L130 48ZM138 49H139V47H138ZM137 49V50H138ZM159 50H160V47L158 48ZM157 49V50H158ZM212 49V48H211ZM215 49H216V51H215ZM227 49V52L229 53H227V55L229 56V57H231V55H230V53H231V51H229ZM255 49L254 50H252V52L254 53V57L252 56L253 55V53L250 51V50H242L244 53H243V55L245 54V56H241V59H240V62H238V64L240 63V65L243 67V66H245V67H243V68H246V70L247 71H249V73H247V72H245V74L243 73V71L245 70V69H243L240 65H239V69H240V71H241V73H243L244 74V77H243V74H241L240 72H238L239 74H237L236 75V72H237V69L238 68H236L235 66L233 67V66H229L230 68H236L235 69V74H234V78L235 77H237V78H235V81H234V78H232V76H233V73L231 74V72H229V68L227 69L228 71L227 72H229V73H225V74H223L221 77H225L226 79H227V85L225 84V85H223L222 83V85L223 86H227V88H228V85H229V90H231V94L233 93V95H231L230 94V91L228 90V89H226V92L227 91H229L228 93L230 94H227V95H229V97H230V99H227V100H232L233 99V101H235V99L238 101V103H240L241 104V102L243 101L242 99H244V97H249L250 95H249V93L250 94H252V93H254L255 92V90L258 88V86H255V85H257L258 83H257V81L259 82H261V80H263L264 79V71H263V68H262V73H261V71L259 70V69H261V67L262 66H264V57H261L260 56V60H259V55H260V53L261 52H263L264 50V48L262 49V51L261 52H259V51H255ZM34 50L36 51V52H34ZM79 49H77L76 50V52L78 51ZM104 50H107V49H104ZM110 50V49H109ZM119 50H120V48H119ZM124 50V49H123ZM133 50H134V48H133ZM132 50V51H133ZM137 50H135L136 51V53L138 52ZM146 50V49H145ZM148 50V49H147ZM149 50H151L150 49V47H149ZM154 50H156V49H154ZM158 50V51H159ZM194 52H192V51ZM218 50V51H217ZM232 50V51H233ZM53 51V50H52ZM67 51V52H68ZM74 51V50H73ZM90 51V50H89ZM89 51H88V53H89ZM98 51V50H97ZM96 51V53H98ZM114 51V50H113ZM121 51H122V49H121ZM127 51V50H126ZM144 51V50H143ZM156 52V53H159V52ZM164 51V50H163ZM162 51V52H163ZM169 51V50H168ZM167 51V52H168ZM180 51H182V52H184L183 50H181L180 49ZM236 51H237V46H236ZM66 52V53H67ZM102 51H100V53H101ZM108 52V51H107ZM110 52H111V50H110ZM115 52V51H114ZM114 52H111V53H114ZM118 52V51H117ZM140 52L141 53H144V52H142V49L140 50ZM155 52H153V54L155 53ZM167 52L165 51V53H164V57H165V54H167ZM170 52H171V50H170ZM169 52V53H170ZM172 52H173V50H172ZM174 52H176V51H174ZM182 52H180L181 54H179V50H178V52H177V54H179V56L180 55H184V53L182 54ZM216 52H218L219 54H220V57H222V59H220V57H217L216 56ZM247 52H249V54L248 55H246V53ZM256 52V53H255ZM259 52V53H258ZM52 53V52H51ZM62 53H64V51L62 50ZM83 53V52H82ZM86 53H87V51H86ZM95 53V54H96ZM111 53L110 54H106V55H108V57H110L109 59L111 60L112 58H111V56H115L114 54L113 55H111ZM121 53V55H122V52H120ZM139 53V52H138ZM141 53H140V55H139V57H141V56H147V55H141ZM155 53V55H157ZM161 53V52H160ZM159 53V54H160ZM186 53V52H185ZM189 53L190 54H192L194 57H192V55H189ZM197 53H198V57L200 56V57H202V58H198L197 57ZM81 54V53H80ZM94 54V53H93ZM92 54V55H93ZM151 54H152V52H151ZM152 54V55H153ZM162 54V53H161ZM176 54V53H175ZM176 54V57H179L178 55ZM194 54H196V56L194 55ZM201 54H206L205 56H204V60H203V56L201 55ZM233 54V53H232ZM252 54V55H251ZM257 54H258V56H257ZM70 55V54H69ZM72 55V54H71ZM70 55V57H73V56H71ZM85 54H83V56H84ZM88 55V54H87ZM92 55H90V56H92ZM99 55V54H98ZM111 55V56H110ZM120 55V54H119ZM124 55V54H123ZM134 55H136L135 53H134ZM150 55V54H149ZM186 55V54H185ZM184 55V56H185ZM211 57H210V56ZM242 55V54H241ZM262 56H264V54H261ZM61 56H62V58H61ZM75 56V55H74ZM89 56V55H88ZM89 56V58H91ZM117 56V55H116ZM132 56V55H131ZM130 56V57H131ZM209 57L210 58V60H209V62H207L208 61V59L206 60V57ZM214 56V57H213ZM219 56V55H218ZM248 58H247V57ZM257 56V57H256ZM50 57L52 58V60L56 63H54L52 60V63L53 64H51V61L49 60L50 59ZM60 57V58H59ZM68 57V56H67ZM77 57V56H76ZM81 57H82V55H81ZM80 57V58H81ZM86 57V56H85ZM103 57H105V52H104V55H103ZM108 57L106 58V59H108ZM122 58H121V60L120 61H122L123 63L125 62V61H123L124 59H126V57H128V55L126 54V56H125V58L123 57V56H121ZM136 57V56H135ZM139 57H138V61H137V59H135L136 61H137V63H138V65H137V67L140 65L141 66V64H142V67H144V68H149V67H152V66H154V65H152V66H148V64H147V66L148 67H146V60H144L145 62H143L142 60H140L139 59ZM145 57H144V59H145ZM150 57H151V55H150ZM161 58H162V55L160 56ZM160 57L159 56H157V57H155L156 59L157 58H159L160 59ZM167 57H169V56H167ZM174 57V56H173ZM173 58V60H176L177 58ZM216 57V58H215ZM229 57H227V59L229 58ZM250 57H252V58H250ZM63 58H64V60H66L65 59V57H63V55H61V53H60V56H58L56 59H60V62L62 63V61L61 60H63ZM84 58V57H83ZM86 58H88V57H86ZM85 58V59H86ZM98 58V57H97ZM101 58V57H100ZM118 58H120V57H118ZM129 58V57H128ZM133 57H131V59H132ZM143 57H141V59H142ZM149 58V57H148ZM182 58V56H180V59ZM186 58V57H185ZM185 58H182V59H185ZM186 58V59H187ZM189 58V59H190ZM211 58H213V60L211 59ZM218 58H219V60H221L220 61V63H219V60H218ZM243 58H246V59H243ZM249 58H250V60H249ZM254 58V61L253 60H251V59H253ZM255 58H256V60L258 59V61H256L255 60ZM55 59V60H56ZM68 59V58H67ZM70 59V58H69ZM72 59V58H71ZM77 59H78V57H77ZM84 59V60H85ZM106 59H104L103 58V60H106ZM113 59H114V57H113ZM113 59L111 60V61H113ZM117 59V58H116ZM123 59V60H122ZM130 59V60H131ZM146 59H147V57H146ZM152 59V58H151ZM151 59H149V60H151ZM159 59H157L156 61H158ZM170 59V58H169ZM179 59V60H180ZM198 59L200 60V61H198ZM214 59H217L218 61H215ZM227 59H224L223 61V63H225V60H226V62H227ZM100 61H101V59H99ZM109 60V61H110ZM115 60V59H114ZM119 60V59H118ZM129 60V61H130ZM135 60L132 62L133 64L131 65L132 66V68L130 67V64H129V67L130 68H128L129 69V72H128V75H130L132 72L133 73H138L137 75H140V72H143V71H145V69L144 68H142V67H140L141 69H144V70H142V71H137V67H135V65H134V62H135ZM172 60V61H173ZM213 61L212 63L210 62V61ZM229 61L231 60V58H229L228 59ZM241 60H244L243 62L241 61ZM248 60V61H247ZM67 61V60H66ZM65 61V62H66ZM72 61H74V58H73V60ZM72 61H70V63L72 62ZM75 61H77V60H75ZM81 61H83V60H81ZM87 61H89V60H87L86 59V62ZM95 60L93 59L92 60V62H94ZM100 61H99V63H100ZM110 61V62H111ZM140 61V62H139ZM142 61V62H141ZM152 61V60H151ZM201 61H203L204 63H205V65L201 62ZM228 61V62H229ZM239 61V60H238ZM246 61H247V63L248 64H250L249 63V61L251 62V64H252V66H250V65H248L247 63H246ZM85 61H83V63H84ZM97 62H98V60H97ZM96 61H95V64H97V65H99L98 63H97ZM105 62H107V61H105ZM116 62H119V61H116ZM116 62H114V63H116ZM131 62V61H130ZM155 62V61H154ZM164 62H166V61H164ZM184 62V61H183ZM183 62L181 63L182 64V66H184L185 64H183ZM187 62H185V63H187ZM197 62H199V65L200 64H202L201 65V67H199V65H197L198 63ZM215 62V63H214ZM216 62H218V63H216ZM257 62V65H255V63ZM259 62H261V66L258 64ZM59 63V62H58ZM67 63H69L68 61H67ZM69 63V64H70ZM73 63V65L74 64H76V63H78V62H76V63H74V62H72ZM89 63H91V62H89ZM104 63V62H103ZM109 63V62H108ZM107 63V64H108ZM121 63V62H120ZM136 63V62H135ZM167 64H169L168 62H166ZM178 63H180L179 61H178ZM210 63V64H209ZM214 63V64H213ZM242 63H244V64H246V65H243ZM88 64V63H87ZM94 64V63H93ZM92 64V65H93ZM106 64V65H107ZM111 64H113L112 62H111ZM117 64V66H115V67H118V66H120L121 64H119L118 65V63H116ZM144 64V65H143ZM156 64H157V62H156ZM174 64V63H173ZM176 64V63H175ZM207 64V65H206ZM211 64H213V65H215V66H217L218 64V66L217 67H219V68H217V67H215V66H213V65H211ZM234 64V63H233ZM237 64V63H236ZM237 64V65H238ZM84 65V64H83ZM101 65V64H100ZM99 65V66H100ZM103 65V64H102ZM123 65V64H122ZM133 65H134V70H135V72H134V70H132L133 69ZM159 65V64H158ZM172 65V64H171ZM189 65V64H188ZM187 65V66H188ZM198 67H197V66ZM208 65H210V66H208ZM235 65V64H234ZM250 66L249 68L248 67H246V66ZM59 66V65H58ZM63 66V65H62ZM66 66V64L64 65V67ZM69 66V65H68ZM89 65H87V67H88ZM103 66H105V65H103ZM108 66H109V64L107 65V67H106V71L108 70L107 68H108ZM114 66V65H113ZM124 66H125V64H124ZM124 66H122L123 67V69H124ZM127 66H128V64H127ZM156 66V65H155ZM162 65H160L159 66V69H161L160 67H161ZM165 66V65H164ZM179 65L177 64V66L176 67H178ZM202 66H204V67H202ZM225 66H228V65H225ZM224 66V67H225ZM57 66H54L53 68H56ZM61 67V66H60ZM59 67V68H60ZM71 67H72V64H71ZM70 66H69V68H71ZM74 67V66H73ZM83 69L82 70H85L84 69V67L83 66H81ZM87 67H85V68H87ZM90 67H92V66H90ZM90 67L88 68V69H90ZM95 67V66H94ZM111 67V66H110ZM109 67V68H110ZM121 67V68H122ZM173 67V66H172ZM181 67V66H180ZM189 67V66H188ZM208 67V69H205V68H207ZM211 69H210V68ZM260 67V68H259ZM98 68V67H97ZM114 68V67H113ZM120 68V67H119ZM139 68V69H140ZM179 68V67H178ZM185 68H187V67H185ZM184 68V69H185ZM197 68H199L198 70H202L201 72H203L201 75H200V73H198V70H197ZM205 69L206 70V72L203 70V69ZM214 68V69H213ZM227 68V67H226ZM241 68L243 69V70H241ZM250 68H251V71H250ZM73 69V68H72ZM95 69V68H94ZM99 69L100 68H98V71H99ZM101 69H102V67H101ZM103 69H105V68H103ZM103 69L102 70H100V72L101 71H103ZM112 69V68H111ZM138 69V70H139ZM153 69V68H152ZM155 69H158V67L157 68H155ZM173 69H174V67H173ZM182 69V68H181ZM210 69V70H209ZM215 69H216V71H215ZM249 69V70H248ZM252 69H254V70H256V71H253ZM56 70V69H55ZM78 70H81L80 68L78 69ZM81 70V71H82ZM91 70H93V67H92V69ZM114 70V69H113ZM122 70V69H121ZM125 70V69H124ZM131 70H132V72H131ZM149 70L150 69H148V73H150L149 72ZM175 70H177L176 68H175ZM192 71V68L190 67V69H188L187 71L189 72V71ZM245 70V71H246ZM259 70V72H257ZM57 71L59 72V70H58V68H57ZM63 71V70H62ZM80 71V72H81ZM90 71V70H89ZM94 71V70H93ZM109 71V70H108ZM112 71V70H111ZM111 71H110V73H111ZM118 72L120 71V70H117ZM152 71H154V69L152 70ZM190 71V72H191ZM226 71V70H225ZM234 71V69L232 70V72ZM51 72H53V73H51ZM65 72V71H64ZM74 72V73H73ZM79 72V71H78ZM91 73H92V71H90ZM96 71H94V73H95ZM127 72H126V74H127ZM146 73H147V69H146V71H145ZM159 72V71H158ZM172 72V71H171ZM175 72V71H174ZM178 72V71H177ZM190 72H189V75H190ZM206 74H205V73ZM221 72H222V70H221ZM221 72H219L218 71V73H216V75H218L219 73H220V75L222 74ZM251 72H255V73H251ZM60 73H62V72H60ZM70 73H72V74H70ZM82 73V72H81ZM84 73V72H83ZM83 73L82 74H80V75H83ZM94 73H92V74H94ZM97 73V72H96ZM96 73H95V75H93L94 77L95 76H100L98 73V75H96ZM102 73H105V71L104 72H102ZM109 73V74H110ZM123 73V70H122V72L120 73L121 74V76L123 77V76H125V75H123L122 74ZM133 73H132V75H133ZM153 73V72H152ZM176 73V72H175ZM174 73V74H175ZM180 73H181V71H180ZM185 73V72H184ZM257 73V75H254V74H256ZM263 75V76H261L260 77V75ZM79 74V73H78ZM91 74V75H92ZM108 74V73H107ZM106 73H105V76L107 75ZM108 74V75H109ZM113 75H114V73H112ZM119 74V73H118ZM120 74L119 75H117L116 77L118 78L119 76H120ZM142 74V73H141ZM144 74V73H143ZM142 74V75H143ZM156 74H158L157 72H156ZM178 74H179V72H178ZM193 74V72L191 73V75ZM201 76H199V75ZM203 74H204V76H203ZM226 74H228V75H226ZM231 76H230V75ZM242 76H241V75ZM247 74H251V76H248ZM61 74H59V76H60ZM104 74H102L101 76H102V79H103V76ZM107 75V76H108ZM126 76V78L128 77V80L126 79V78H124L125 80H127L128 82H129V85H131L130 84V82L133 80L134 81V76H133V78L130 80L129 78H130V76ZM135 75V74H134ZM149 75V74H148ZM151 75V74H150ZM154 75V74H153ZM186 75H188V74H186ZM188 75V76H189ZM210 75V76H209ZM211 75H212V73L211 74H207L206 75V77H208L209 76V78H207V79H209V80H207V81H204V83H202L201 84V86H200V88H202V85L204 84V88H202V90L201 91H205V90H203V89H205V86H207V87H209L208 89L210 90L211 89V84H210V86H209V84H207L208 82L209 83H211L212 82V78H215L214 76H215V73H214V75H212L213 77H211ZM225 75V76H224ZM236 75V76H235ZM253 75H254V77H253ZM115 76V75H114ZM141 76V75H140ZM139 76V77H140ZM172 76V75H171ZM181 77H182V74L180 75ZM180 76H178V78H180ZM193 76V75H192ZM230 76V78H228ZM260 77L259 79L257 78V80H256V82H255V80L254 79H256V77ZM76 77H77V75H76ZM116 77H114V78H116ZM142 77V76H141ZM174 77H176V75L174 76ZM191 77V76H190ZM242 77V78H241ZM246 77H247V79H246ZM62 78V77H61ZM99 78V81H100V77H98ZM111 78H113V77H111ZM113 78V79H114ZM136 78H138V76L136 77ZM153 78V77H152ZM151 78V79H152ZM160 78V77H159ZM171 77H169L168 75H166V74H164V75H162V82L164 81V82H166L168 85H171L172 83H171V79H170ZM188 78V77H187ZM187 78L185 79V76L184 77H182V80H185V83H186V80H187ZM220 77L218 76V78L217 79H219ZM224 78V79H225ZM248 78H249V80H248ZM252 78H253V80H252ZM59 79H60V77H59ZM58 79V80H59ZM97 79V78H96ZM101 79V80H102ZM105 79V78H104ZM109 80H110V76H109V78H108ZM118 79H122V78H118ZM124 79H122L121 81H119L120 82V84H121V82H122V84H123V82L125 81ZM140 80H141V83H139L138 85H139V87H138V85H136V83H133L134 85H131V86H134L133 88L136 90V88L138 87L139 89L142 87V86H145V84H143L144 82V80L143 79H141V78H139ZM144 79H146V77H144ZM149 79V78H148ZM177 79V78H176ZM175 79V80H176ZM190 79H192V78H190ZM216 79V80H217ZM223 79V78H222ZM221 79V80H222ZM223 79V80H224ZM228 79H229V81H228ZM238 81H237V80ZM241 79L243 80L242 82H244L243 84H242V82H241ZM250 79L253 81V82H250ZM261 79V80H260ZM64 80V81H65ZM86 80H88V79H86ZM98 80V79H97ZM96 80V81H97ZM105 80H107V79H105ZM109 80H107V83L109 84ZM124 80V81H123ZM138 79H136L135 81H137ZM156 80V79H155ZM174 80V81H175ZM179 80H181V79H179ZM230 80H231V82H230ZM234 82H236V84L237 85H235V84H231L230 85V83H234ZM67 81V80H66ZM65 81V82H66ZM91 81V82H92ZM95 81V82H96ZM99 81H97L98 83H99ZM103 81V80H102ZM115 81L116 82H114V83H117V80L115 79ZM126 81V82H127ZM139 81V80H138ZM151 81H153V79L151 80ZM150 81V82H151ZM159 81V79L157 80V82ZM189 81V80H188ZM191 81V80H190ZM189 81V85L191 84L192 86H193V83H194V81H193V83H192V81L190 82ZM195 81V82H196ZM200 81V82H199ZM215 81V80H214ZM94 82V81H93ZM96 82V83H97ZM101 82V81H100ZM105 82L106 81H104V84H105ZM113 81L111 80V84H113L112 83ZM119 82H118V85L117 84H114V87H112V85H111V87L112 88H114L113 89V92H111L112 91V89L110 90V84L107 86V88L109 87V90H110V92L111 93H114V90H115V85L118 87L119 86ZM140 82V81H139ZM145 82H146V80H145ZM150 82H149V84H150ZM161 82V81H160ZM159 82V83H160ZM179 82V81H178ZM177 82V83H178ZM219 82V81H218ZM217 82V83H218ZM237 82H239V83H237ZM260 82H259V85H260ZM263 82V81H262ZM67 83V82H66ZM138 83V82H137ZM158 83V84H159ZM165 83V84H166ZM182 83H183V81H182ZM183 84V85H186V84ZM188 83V82H187ZM198 83H197V86H195L196 88L198 87ZM212 83H214V82H212ZM216 83V81H215V85L217 84ZM223 83H224V81H223ZM252 84L250 87H248L249 85H247V84ZM253 83H254V86H253ZM257 83V84H256ZM86 84H87V82L85 83V86H86ZM104 84L102 85V83L100 84V87L101 88H97V93L96 94H98V91L99 90H101L102 88H103V86H104ZM124 84H125V82H124ZM147 84H148V82H147ZM148 84V85H149ZM154 84H156V81H155V83ZM176 84V83H175ZM206 84V85H205ZM238 84L240 85L239 87H242L241 88V90L239 89V90H237L239 87H238ZM83 85V84H82ZM136 85V86H135ZM160 85V84H159ZM164 85V84H163ZM178 85V84H177ZM176 85V86H177ZM191 85L190 86H188V90L190 89V88H192V89H194V87H191ZM200 85V84H199ZM236 87H238L237 89L235 88V86ZM67 86V88H65ZM122 86V85H121ZM128 86V85H127ZM131 86H128V87H126V90H125V86H123V92L125 93V91L127 92V89L129 88V93H132V92H134V89H132L131 88ZM141 86V87H140ZM150 86V85H149ZM217 86V85H216ZM215 86V87H216ZM220 85H219V83H218V89L220 90L221 88L219 87ZM222 86V87H223ZM232 86H234V87H232ZM246 86H247V88H246ZM83 87V86H82ZM106 87V86H105ZM117 87H116V89H117ZM147 87V86H146ZM156 87H157V85H156ZM155 87V88H156ZM165 87H166V85H165ZM164 87V88H165ZM178 87H183L182 85L181 86H178ZM186 87V86H185ZM185 87H183L184 88V90H185ZM206 87V88H207ZM213 87V86H212ZM225 87H224V89H225ZM230 87L233 89V88H235L234 89V91H236L237 92V94L239 93L238 91H240L241 92V94H242V90H244L245 88V90L247 91V92H245L244 91V94L246 93H248L247 95H244V97H242L243 95H240L239 96V94H238V96H237V94L232 90V89H230ZM252 87V88H251ZM62 88V87H61ZM68 88H70V90L68 91ZM73 88V87H72ZM119 88V87H118ZM144 88V91L142 92V94H147V91L148 90H145V89H147V88H145V87H143ZM143 88H141V89H143ZM150 88V87H149ZM158 88H160V86L158 87ZM177 88V87H176ZM195 88V89H196ZM249 88H251V89H249ZM253 88H254V90H253ZM65 89H67L66 91H65ZM75 89V88H74ZM77 89V90H78ZM85 89V90H86ZM138 89V90H139ZM161 89H162V85H161ZM182 88H180V90H181ZM195 89L194 90H192V92L190 93V94H192V93H194L193 91H195ZM218 89H216V91H215V93L218 91ZM55 90V89H54ZM103 91V94H104V96L105 95H108L107 94V92H108V90H106V91H104L105 90V88L104 89H102ZM119 90H121V87H120V89H118V90H115V93L113 94V96H112V99H113V97H114V95L115 96H118V95H121V97L122 98H124V96H122V95H124V93H122V94H119L118 93V91ZM125 90V91H124ZM138 90H136L135 92H136V95L138 94V92H140V91H138ZM152 90H153V88H152ZM151 90V91H152ZM158 90V89H157ZM175 90V89H174ZM180 90H179V88H178V90L177 91H179L178 93V97H180V101L181 100H185L186 102H188L189 101V98H188V101L185 99V98H183L182 96H180V95H182V93H180ZM183 89H182V91H184ZM209 90L207 91L208 93H209ZM212 90H214V89H212ZM68 91V92H67ZM131 91V92H130ZM146 91V92H145ZM167 91V90H166ZM165 91V92H166ZM176 91V92H177ZM233 91V92H232ZM248 91H251V92H248ZM84 92H85V94H84ZM100 92V91H99ZM105 92H106V94H105ZM109 92V93H110ZM120 93H121V91H119ZM134 92V93H135ZM156 92V91H155ZM155 92H154V94H155ZM162 92V91H161ZM199 92V91H198ZM199 93V94H201V96H200V98L202 97V94H204V93ZM206 92V91H205ZM206 92V93H207ZM69 93V94H68ZM77 93H79V94H77ZM82 93V96L84 95V97L86 98V96L88 97L89 95H90V98H91V96H92V94H89V95H87V92L86 91H83V92H81ZM118 93V94H117ZM128 93V94H129ZM170 93H171V90H170ZM185 93L186 92H184V95H185ZM188 93V92H187ZM207 93V94H208ZM210 93H211V91H210ZM212 93H213V91H212ZM218 93H220V92H218ZM217 93V94H218ZM222 93V92H221ZM235 93V94H234ZM70 94V95H71ZM73 94H72V96H73ZM95 94V93H94ZM95 94V95H96ZM125 94H127V93H125ZM140 94V93H139ZM138 94V95H139ZM146 94H145V96H146ZM149 94V93H148ZM152 94V93H151ZM159 94V93H158ZM162 94H163V92H162ZM161 94V95H162ZM224 94H225V92H224ZM95 95H93V98H94V96ZM101 95V94H100ZM99 94L98 95H96V97L97 96H100ZM111 95V94H110ZM110 95H108L107 97H109ZM132 94H129L127 97H129V96H131ZM133 95H135V94H133ZM135 95V96H136ZM138 95H137V97H138ZM156 95V94H155ZM169 95V93L167 94V96ZM206 95V94H205ZM205 95L203 96V98L202 99H206V98H204L205 97ZM210 95V94H209ZM212 95V94H211ZM222 95V94H221ZM220 95V96H221ZM227 95L225 96V97H227ZM82 96H80V97H82ZM103 95H101V97H102ZM135 96H133V97H135ZM143 95H141L140 97L142 98V100L140 99V102H142L143 100H144V98L142 97ZM154 96V95H153ZM152 96V97H153ZM159 96V95H158ZM163 96L164 95H162V97L161 96H159V98H157V96H156V102L157 103H161L162 102V100H161V98H163ZM196 96V93L194 94V97ZM236 96V98H234ZM84 97H82V98H84ZM96 97L94 98V99H96ZM106 97V96H105ZM105 97H103L102 99H106ZM119 97L120 96H118L117 98L119 99ZM125 98V99H128V98ZM132 97V98H133ZM137 97L135 98V100H137ZM155 97V96H154ZM207 97H208V95H207ZM210 97H212V96H210ZM214 97V96H213ZM222 97V96H221ZM225 97H223V98H225ZM228 97V98H229ZM69 98H71V96L69 97ZM69 98H67V99H69ZM89 98V97H88ZM110 98V103H112L111 101H114L115 102V99H111V97H109ZM129 98H131V97H129ZM131 98V99H132ZM167 98V97H166ZM190 98H191V96H190ZM215 98V97H214ZM213 98V99H214ZM242 98V99H241ZM125 99H124V101H125ZM130 99V101H132ZM151 100H152V98H150ZM154 99V98H153ZM160 99V100H159ZM179 99V98H178ZM178 99H177V101H178ZM199 99V98H198ZM198 99H195V100H198ZM209 99V98H208ZM207 99V100H208ZM218 99H221V98H219L218 97V95H217V99L216 100H218ZM226 99V98H225ZM223 100L222 99V101H226V100ZM239 99V100H238ZM241 99V100H240ZM83 100V99H82ZM85 101L87 100V98L86 99H84ZM91 100V99H90ZM97 101H98V99H96ZM129 100V99H128ZM135 100H133L132 101V105H133V102L135 101ZM158 100V101H157ZM264 87L262 88V89H260L259 90V92L255 95V97L253 98V99H251V100H249L248 102H247V104H246V109H247V114L244 116V118L242 119V121H241V124H242V127L244 128V141L246 140L247 142H248V139H251V138H255V137H260L261 138V136H262V138L264 137V124L262 123V125H257L256 126V123H258V122H256V120H255V117L257 118V115H258V110L261 108V107H264ZM75 101H77V100H75ZM87 101H89V100H87ZM145 101V100H144ZM148 101V100H147ZM191 101V103H192V99L190 100ZM189 101V102H190ZM199 101V100H198ZM206 101V100H205ZM205 101H204V105H207V106H209L208 104H205ZM214 101V100H213ZM212 101V102H213ZM221 101V100H220ZM220 101H218V103L217 104H219V102ZM126 102H127V100H126ZM129 102V101H128ZM137 102V101H136ZM139 102V100H138V103H140ZM155 102V103H156ZM186 102H185V110H186ZM199 102H201V101H199ZM207 103H210V102H208V101H206ZM231 102V101H230ZM236 102V101H235ZM262 102V103H261ZM71 103V104H70ZM110 103H107L108 105L110 104ZM120 103H122V102H120ZM145 103H146V101H145ZM152 103V101H148V104H150V106L151 107H153V105H158L159 107H160V105L159 104H151ZM166 103H168V101H166ZM180 103V102H179ZM178 102H177V105L179 104ZM182 103H183V101H182ZM214 103H216L215 101H214ZM224 104L223 105H225V103H226V105L229 103V101H228V103L227 102H223ZM234 103V102H233ZM263 104L261 107H260V105L261 104ZM113 105H114V103H112ZM123 103H122V105H124ZM136 104V103H135ZM134 104V105H135ZM190 104V103H189ZM198 104V103H197ZM237 104V103H236ZM236 104H234V105H236ZM74 105V106H73ZM77 105H79V106H77ZM100 105H97V106H99V108H101L100 107ZM108 105L106 106L107 108H108ZM111 105V104H110ZM113 105H111V107L113 106ZM137 105H139V104H137ZM164 105L165 104H163V107H164ZM167 105V104H166ZM190 105H193V104H190ZM104 106V107H105ZM116 106H117V104H116ZM115 106V107H116ZM126 106H124V107H126ZM129 106H130V102H129ZM142 106V105H141ZM140 106V107H141ZM144 106V105H143ZM143 106H142V108H143ZM148 105H145L144 107L145 108H143V111H144V109H147L146 107H147ZM150 106H149V108H150ZM179 106H182V104L181 105H179ZM197 106H200V104H198ZM201 106H203V104L201 103ZM200 106V107H201ZM210 106H214V104L213 105H210ZM228 106V105H227ZM227 106H224V107H226V109H227ZM82 107H81V109H82ZM114 107V106H113ZM119 107V106H118ZM193 107H195V106H193ZM193 107H190L191 109L193 108ZM199 107V108H200ZM222 107V106H221ZM230 107V106H229ZM234 107V106H233ZM93 108H94V106H93ZM96 108H98V107H95L94 108V110H96ZM101 108V109H102ZM134 108H135V106H134ZM133 108V109H134ZM137 108V107H136ZM177 108V107H176ZM180 108V107H179ZM179 108H177V112H175L177 115H180L181 114V111H184V110H181L180 111V109ZM213 107H211V109H212ZM215 108H216V106H215ZM218 108H220V107H218ZM216 109L217 111L218 110H220V109ZM242 108H244V107H242ZM133 109H130L129 108V111H131V110H133ZM166 109V108H165ZM178 109H179V111L180 112H178ZM182 109H183V107H182ZM208 109H209V107H208ZM214 109V108H213ZM225 109V110H226ZM229 109V108H228ZM70 110V111H69ZM98 110V109H97ZM107 110V109H106ZM128 110V109H127ZM135 110V109H134ZM138 109H136V111H137ZM141 110V109H140ZM201 110V111H200ZM203 110H204V108H203ZM210 110V109H209ZM222 110H223V107H222ZM240 110H242V109H240ZM102 111V110H101ZM126 111V110H125ZM128 111V112H129ZM135 111V112H136ZM205 111H207V112H210V111H208L207 110V108H206V110ZM212 111H215V110H212ZM212 111H211V113H212ZM239 111V110H238ZM238 111H234V114H235V112H237V114H238ZM243 111V110H242ZM242 111H241V113H242ZM262 111H264V108H261V111L259 110V112L261 113ZM66 112H69L68 113V117H67V115H65L66 114ZM81 112V113H80ZM108 112H109V110H108ZM127 112V111H126ZM220 112V111H219ZM222 112V114H223V112H224V110L223 111H221ZM240 112V111H239ZM97 113V112H96ZM139 113H140V111H139ZM186 113H187V111H186ZM191 113V112H190ZM210 113V115H212ZM214 113V112H213ZM215 113H216V111H215ZM215 113H214V115H215ZM228 113H230V112H228ZM227 113V114H228ZM233 113V112H232ZM240 113V114H241ZM80 114L82 115V117L80 118L79 116H80ZM95 114V115H94ZM183 114V113H182ZM202 114H205V115H208L207 113H202ZM239 114V115H240ZM264 113H261V119H262V115H263ZM72 116L75 120H76V122L75 121H73L74 119L72 118V117H70V116ZM79 115V116H78ZM119 115H121V114H119ZM165 115V114H164ZM171 115L173 116V113L171 112ZM176 115V116H177ZM194 115V116H193ZM218 115H220V113H218ZM233 115V114H232ZM231 115V116H232ZM65 116H66V118L68 119L69 117L70 118H72L71 119V121H73V122H75V123H73L72 122V124L71 125H73V127H72V129L67 125V122L66 121H69L70 119H68V120H64V119H66L65 118ZM78 116V117H77ZM84 116H85V118L86 119H89L88 118V116L86 117V110H85V113H84ZM153 116H156V117H153ZM183 116V117H182ZM185 116V117H184ZM202 116V115H201ZM216 116H217V113H216ZM234 116V115H233ZM236 116V115H235ZM234 116V117H235ZM259 116V115H258ZM62 117H64V118H62ZM76 117L77 118H80L81 120H77L76 119ZM175 117V116H174ZM173 117V118H174ZM193 118L194 117V119H190V118ZM206 117H208V116H206ZM213 117H215V116H213ZM218 117H220V116H218ZM222 117V116H221ZM220 117V118H221ZM260 117V116H259ZM84 118V119H85ZM165 118V117H164ZM203 118H204V116H203ZM210 117H208L207 119H209ZM217 118V117H216ZM216 118H214V119H216ZM237 118V117H236ZM62 119H63V122H62ZM206 119V118H205ZM214 119H212L211 118V120H214ZM226 119H227V117H226ZM228 119H229V116H228ZM228 119L226 120V121H228ZM260 119V118H259ZM264 119V118H263ZM262 119V120H263ZM117 120V119H116ZM162 120H164V119H162ZM172 120V121H173ZM224 119H222V122H221V124L223 125V123L225 122V120L223 121ZM230 120V119H229ZM231 120H233V121H235L234 120V118L233 119H231ZM239 120H240V118H239ZM111 121H110V123H111ZM207 121H209V120H207ZM215 121V120H214ZM213 121V122H214ZM217 121V120H216ZM238 121V120H237ZM264 121V120H263ZM87 122V121H86ZM203 122V121H202ZM201 122V123H202ZM213 122H211V124L213 123ZM260 122V121H259ZM262 122V121H261ZM69 123H71V122H69ZM68 123V124H69ZM200 123V122H199ZM198 123V124H199ZM200 123V124H201ZM203 123H205V122H203ZM209 123V122H208ZM227 123V122H226ZM236 123V122H235ZM207 124V123H206ZM210 124V123H209ZM220 124V125H221ZM229 124H231V123H229ZM228 124V125H229ZM232 124H234V123H232ZM231 124V125H232ZM65 125V126H64ZM146 125V126H145ZM220 125L218 126V127H220ZM221 125V126H222ZM224 125H226V124H224ZM228 125H227V127H228ZM113 126V127H112ZM159 126V125H158ZM194 126V125H193ZM201 126V125H200ZM202 126H206V125H202ZM112 127V128H111ZM146 127V128H145ZM191 127H192V125H191ZM190 127V128H191ZM195 127H197V126H195ZM195 127H193L194 129H195ZM199 127V126H198ZM209 127V126H208ZM211 127V126H210ZM218 127H217V129H218ZM224 127V126H223ZM222 127V128H223ZM235 127H237V125L235 126L234 125V129L236 130L237 128H235ZM155 128H157L158 129V127L157 126H155ZM201 128V127H200ZM199 129V128H198ZM214 127L212 126V128H209L208 129V131L209 130H212V131H214ZM220 129V128H219ZM218 129V130H219ZM224 129V128H223ZM226 129V128H225ZM193 130V129H192ZM196 130V129H195ZM194 130V131H195ZM203 130V129H202ZM227 131L226 132H229L228 131V128L226 129ZM238 130V129H237ZM236 130V131H237ZM147 133H146V132ZM194 131H193V133H194ZM198 131V130H197ZM197 131H195V133H197ZM211 131V132H212ZM221 131V130H220ZM219 131V132H220ZM224 131V130H223ZM233 130H231V132H232ZM211 132L209 133V134H211ZM225 132V133H226ZM235 132V131H234ZM192 133V134H193ZM205 133H206V131H205ZM213 134L215 133V131L214 132H212ZM224 133V134H225ZM233 133V132H232ZM134 134H138L137 136V138H139V139H141V137L143 138V139H141V140H143V141H140L139 142V140H137L136 141V137H134L135 135ZM201 135H202V132L200 133ZM212 134V135H213ZM216 134V133H215ZM217 134H218V132H217ZM216 134V135H217ZM223 134V133H222ZM224 134L222 135V137L223 138H225L224 137ZM227 134V133H226ZM229 134H231L230 132H229ZM237 134V133H236ZM130 135H132V137H133V141H130L131 139H132V137H130ZM140 135H142L141 137H140ZM148 135V134H147ZM150 135H149V137H150ZM191 135V134H190ZM190 135H189V137H190ZM198 135H199V133H198ZM207 135L208 134H206L205 135V137H207ZM220 135V134H219ZM154 136V135H153ZM186 136V137H185ZM195 136V135H194ZM200 136V135H199ZM218 136V135H217ZM216 136V137H217ZM221 136V135H220ZM219 136V137H220ZM189 137H188V140H189ZM204 137V136H203ZM209 137V136H208ZM211 137V136H210ZM219 137H217L216 139H221V138H219ZM131 138V139H130ZM192 138H194V137H192ZM197 138V137H196ZM228 138V136L226 137V139ZM259 138V139H260ZM130 139V140H129ZM182 139V140H181ZM190 139H191V137H190ZM199 139V137L197 138V140ZM234 139V138H233ZM240 139V138H239ZM239 139H236V141L237 140H239ZM243 139V138H242ZM176 140H177V142H176ZM192 140V139H191ZM194 140H195V138H194ZM212 140V139H211ZM211 140L209 139V141L211 142ZM221 140H223V139H221ZM180 141H182L181 143H184L185 144V147L187 146V145H189V146H187V148H186V150L187 151H185L184 152V144H181L180 143ZM190 141V140H189ZM207 141V140H206ZM252 142H250L249 141V143H246L245 144V142H243V141H241V143L243 142L244 143V145H242L240 142H239V144H241L242 146H240L239 144H237V145H239L240 147H244L245 145V148H243V150L245 151V154H246V152L248 153V154H246V155H244V159H245V161H246V163L248 162V160L249 159H251V160H249V161H252V159H255V158H253L252 156H253V154L252 155H250L252 152H255L254 150H256L255 148H257V147H259V148H261V146H264L263 144H262V142L264 141L263 139H261V141H258L257 140V142H255L254 143V141H253V139L251 140ZM168 142V143H167ZM176 142V144H174ZM194 142V141H193ZM198 142V141H197ZM208 142V141H207ZM210 142H208L209 144H210ZM214 142V144L213 145H215L216 143V140H214L213 141ZM217 142H220V141H218L217 140ZM260 142V143H259ZM168 144L167 146L165 145V144ZM236 143H238V142H236ZM253 145H252V144ZM257 143V144H256ZM264 143V142H263ZM187 144V145H186ZM234 144V143H233ZM233 144H228L229 146L230 145H233ZM254 144H255V146L256 145H258V144H260L261 146H254ZM211 145V144H210ZM226 145V144H225ZM247 145H248V148H247ZM252 145V147H251V149H250V146ZM169 146V147H168ZM190 146V147H191ZM229 146L227 147L228 149H230L229 148ZM238 146V147H239ZM255 148H254V147ZM212 147L213 146H211V147H209V149L211 148L212 149ZM224 147V146H223ZM222 147V148H223ZM233 147H234V145L231 147V150H234L233 149ZM235 147H237V146H235ZM236 148V149H238V151L241 149L240 147L239 148ZM216 148V147H215ZM252 148L254 149V150H252ZM264 148V147H263ZM205 149V148H204ZM207 149V148H206ZM209 149H208V152H210L209 151ZM210 149V150H211ZM224 149H225V147H224ZM246 149H247V151H246ZM248 149H250L252 152H249L250 150H248ZM257 150H258V148H257ZM261 150V151H260ZM262 150L264 151V149H259V151L260 152H262ZM191 151V152H190ZM226 151V150H225ZM229 151V150H228ZM236 151V150H235ZM237 151V152H238ZM243 151V152H244ZM259 151H257V156H259ZM186 152H190L189 154L188 153H186ZM194 152V153H193ZM218 152H220V150L219 151H217V153ZM221 152H222V149H221ZM231 152V151H230ZM234 152V151H233ZM242 152V153H243ZM192 153H193V155H192ZM216 153V154H217ZM223 153H224V150H223ZM232 153V152H231ZM230 153V154H231ZM241 153V151L239 152V154ZM264 153V152H263ZM185 154H187L188 155V157L187 156H185ZM224 154H227V151L224 153ZM234 154V156L236 155V152L235 153H233ZM233 154H231V155H233ZM244 154V153H243ZM255 154V153H254ZM189 155H192V156H189ZM196 155V156H197ZM202 155V154H201ZM200 155V156H201ZM209 155V154H208ZM215 155V154H214ZM220 155V154H219ZM223 155V154H222ZM222 155H220V156H222ZM228 155V154H227ZM248 155V156H247ZM197 156V157H198ZM206 156V155H205ZM216 156L217 155H215L214 157L216 158ZM233 156V157H234ZM243 156V155H242ZM245 156L246 157H249L248 159L247 158H245ZM255 157H257L256 155H254ZM260 156H261V154H260ZM262 156H264V154L262 155ZM261 156V157H262ZM138 157H140V159L138 158ZM143 157H144V159H143ZM151 157V158H150ZM165 157V158H164ZM223 158H224V160H225V158H228V157H225L224 155L222 156ZM232 157V158H233ZM239 158V156H236V158ZM140 160V161H142L143 160V162H140V164L138 163V165H135V163H136V160H138V159ZM142 158V159H141ZM164 158V159H163ZM186 158H187V161H185L186 160ZM196 157H194V159H195ZM206 158H208V157H203V158H201V159H204V161L203 160H198V162L200 161H202V162H204V163H206L207 162V159ZM219 158V157H218ZM222 158V159H223ZM231 158V159H232ZM235 158V159H236ZM238 158H237V160L236 161H238ZM205 159H206V162H205ZM214 159V158H213ZM229 159V158H228ZM234 159V160H235ZM239 159H241V158H239ZM244 159L242 158L241 160H243L244 161ZM261 161H262V158H259ZM258 159V160H259ZM212 160V159H211ZM216 160H217V158H216ZM216 160H214V161H216ZM256 160H257V158H256ZM257 160V161H258ZM195 161V160H194ZM214 161H212L211 163H213V165L214 164H218V163H214ZM218 162H220V163H222L223 164V162H221L219 159L217 160ZM228 161V160H227ZM231 161H233V160H231ZM240 161V160H239ZM238 161V163H240ZM254 161V160H253ZM253 161H252V165H253ZM257 161H255L254 162V165H255V163L256 164H258L257 163ZM190 162V163H189ZM199 162V163H200ZM235 162V161H234ZM259 162V161H258ZM141 163H143V165L141 164ZM185 163H189L188 165H186ZM208 163V162H207ZM219 163V164H220ZM244 163V162H243ZM243 163H242V165H243ZM250 164H248L249 165V168H250V165H251V162H249ZM209 164V163H208ZM221 164V165H222ZM225 164V163H224ZM228 164H230V163H228ZM237 164V163H236ZM141 165H142V167H141ZM202 165H203V167H202ZM211 165V164H210ZM213 165H211V167L213 168V167H215V166H213ZM226 165H227V162H226ZM237 165H239V164H237ZM237 165H235V166H237ZM253 165V166H254ZM185 166H187L186 168H185ZM194 166V165H193ZM218 166V165H217ZM216 166V168H214V171H215V169L217 170V168H225V165L222 167V166H218L217 167ZM233 166H234V163H233ZM241 166V165H240ZM252 166V167H253ZM255 166H257V165H255ZM254 166V168L255 169H252L253 171L254 170H256L257 169V167H255ZM141 167V168H140ZM182 167L185 169V171H189V170H191L190 172L191 173H193V175L191 174H189L190 176H187L186 175V173L188 174L189 172H186L185 173V171H184V169L182 170ZM210 166H209V171H211V168ZM242 167H245V166H242ZM264 167V165H262V168ZM73 168H77L78 169V172H77V169H75L76 170V172L77 173H75V172H72L73 170ZM180 168V169H179ZM188 168V169H187ZM220 168V170H217V173H214V172H212V175H213V177L214 176H219V175H216V174H218V172L220 171V173L222 172L221 169ZM238 169H239V166L237 167ZM248 168V169H249ZM258 168H259V166H258ZM262 168H261V170L259 171V172H261L262 171ZM187 169V170H186ZM197 169H199V170H197ZM201 169H202V171H203V173H202V175H201ZM207 169V168H206ZM234 169V168H233ZM242 168L240 167V169H239V171L241 170ZM245 169V168H244ZM247 167H246V170H243L244 172L246 171V174L248 173L247 172ZM251 169V168H250ZM134 170V171H133ZM139 170V171H138ZM229 170V172H230V169H228ZM228 170H227V172H228ZM207 171V170H206ZM209 171H208V173H209ZM231 171L232 172H234L233 170H232V168H231ZM236 171V172H238V173H242V171ZM252 171V172H253ZM257 171V170H256ZM235 172V173H236ZM251 172V171H250ZM258 172V173H259ZM264 172V171H263ZM73 173H74V176H72L73 175ZM136 173V174H135ZM215 175H214V174ZM226 173V172H225ZM236 174V178H237V175H238V178L240 179V178H242V176L245 174V173H243V175H241V174ZM256 174V172H253V174ZM258 173L256 174V176L258 175ZM76 174H78V175H80V176H76V179L74 180L73 178L75 177V175ZM172 175V181L170 180V176ZM223 174V173H222ZM229 174H234V173H229ZM250 174V173H249ZM254 174V175H255ZM241 175V177H239ZM261 175V174H260ZM226 176V175H225ZM229 176V175H228ZM227 176V177H228ZM247 175H245V178H244V180L247 178V177H249V176H247ZM251 176H253L252 174H251ZM256 176H254L255 178H256ZM262 176H264L263 174H262ZM73 177V178H72ZM206 177H208V174H207V176ZM211 177V176H210ZM213 177H211V178H209V179H207V180H209L210 181V179H212L213 180ZM224 177V176H223ZM226 177V178H227ZM254 177H252V178H254ZM260 177V176H259ZM71 178V179H70ZM81 178V179H80ZM200 178L201 177H199V180H200ZM215 178V177H214ZM218 178V177H217ZM235 178V177H234ZM233 177H232V179H234ZM235 178V179H236ZM238 178L236 179V181L238 180ZM242 178V179H243ZM252 178H249L250 180L252 179ZM258 178V177H257ZM261 178V177H260ZM78 179V181H81V182H79V184H78V181H77V183L75 182L76 180ZM80 179V180H79ZM216 179V178H215ZM215 179H214V182H215ZM225 179V178H224ZM231 179V178H230ZM229 179V180H230ZM232 179H231V183H229L230 181H227V180H225V181H227L228 183H229V190H228V194L230 195L229 196V198L232 196V199H234L233 198V195H231L230 193H232L233 192V194H235V191H232V190H234V189H237V187H235L234 188V186H232L233 184H232ZM242 179H240V180H242ZM69 180H71V181H73L74 180V184L76 183V186H74V184H72L73 182H71V184H68V182H70ZM187 180H189L190 182H189V184L187 185V183H185V185H184V189H183V186H182V184L181 183H183V182H181V181H187ZM218 179H216V181H217ZM219 180H220V178H219ZM240 180H239V182H240ZM249 180V181H250ZM253 180V179H252ZM259 180V179H258ZM174 181V182H173ZM193 181V182H194ZM202 181H205V180H202ZM209 181H206L207 183H211V184H214V182H209ZM224 181V180H223ZM222 181V182H223ZM248 181V178H247V181H245V184H246V182L248 183L249 182ZM172 182V183H171ZM181 182V183H180ZM188 182V181H187ZM233 182H235V181H233ZM241 182H243L244 183V181H241ZM253 182V181H252ZM256 182H260V181H256ZM221 183V182H220ZM219 183V184H220ZM226 183V182H225ZM224 183V184H225ZM235 183H237V182H235ZM242 183V184H243ZM249 183H251V182H249ZM248 183V184H249ZM254 183H255V180H254ZM262 183H264L263 182V180H262ZM179 184H181V186L179 185ZM200 184V183H199ZM210 184V185H211ZM223 184V185H224ZM230 184H232L231 185V188H230ZM239 184V183H238ZM252 184L253 183H251V184H249L248 186H252ZM256 184V183H255ZM258 184V183H257ZM256 184V185H257ZM261 184V183H260ZM69 185V186H68ZM71 185V186H70ZM178 185L181 187V189H182V192H180L181 190L178 188ZM210 185H208V187H205L204 188V190L206 189V188H208V190L209 189H211V188H215L217 191H218V188H216L217 186L214 184V187H213V185L212 186H210ZM227 184H225L219 191H221L222 189V193L221 194H226V189L225 188H228L227 186H226ZM235 185V184H234ZM67 186L69 187V188H67ZM80 187V189L79 188H76V187ZM185 186H187L186 188H185ZM190 186H191V184H190ZM189 186V187H190ZM202 186V187H201ZM211 188H210V187ZM216 186V187H215ZM219 186V185H218ZM222 186V185H221ZM226 186V187H225ZM238 186V185H237ZM242 187L243 185H240L239 184V187ZM250 186V187H251ZM260 186V185H259ZM263 186V185H262ZM70 187H72V188H70ZM225 187V188H224ZM244 187V186H243ZM243 187L241 188V189H243ZM245 187L247 188H245V190H247L248 191V187L245 185ZM76 188V189H75ZM190 188V189H191ZM220 188V187H219ZM234 188V189H233ZM260 188V187H259ZM262 188V187H261ZM75 189V190H74ZM170 190V191H167V190ZM180 191H179V190ZM199 189H200V191H199ZM203 189V188H202ZM226 191H225V190ZM232 189V190H231ZM238 189H240V188H238ZM250 190L249 191H251V188H249ZM253 189H255V188H253ZM252 189V192H254V191H258V189H256V190H253ZM71 190H70V192H71ZM76 190V191H77ZM198 190V192H196ZM204 190H202V191H204ZM208 190H205V191H207L206 193H210ZM212 190V189H211ZM216 190H212L213 192L212 193H210V194H205V191H204V193H203V195H201L202 197L203 196H208V200H209V198H210V202L208 201H206L205 203L206 204H210L211 202L212 203H217L218 204V199L214 196L213 197V195L212 194H216V193H214ZM264 190V189H263ZM231 191V192H230ZM242 191V190H241ZM241 191H239V192H241ZM260 191H261V189H260ZM168 192H172V194H170L169 195V193ZM179 192V193H178ZM243 192V191H242ZM241 192V193H242ZM245 192V191H244ZM71 193H73V192H71ZM70 193V194H71ZM198 193V195H196ZM218 193V192H217ZM238 193V191L236 192V194ZM241 193H240V195H241ZM258 193V192H257ZM260 193H262V192H260ZM205 194V195H204ZM235 194V195H236ZM248 194H252V193H247V196H248ZM263 194H264V192H263ZM67 195V196H66ZM183 195V196H182ZM196 195V196H195ZM238 195V194H237ZM242 195H243V193H242ZM254 194H252V195H250V196H253ZM65 196H66V198H65ZM71 196V197H72ZM179 196V198H181V196H182V202H181V200L179 199V198H177V197ZM211 196L213 197V198H211ZM217 196H218V194H217ZM227 196V195H226ZM239 196V195H238ZM246 196V197H247ZM258 197H259V195H257ZM71 197H70V200H71V202L72 201H74V202H76L75 201V199H71ZM175 197L177 198V199H179V200H177V199H175ZM186 197V198H187ZM199 197V198H198ZM220 197H222V196H220ZM240 197V196H239ZM244 197V196H243ZM262 197H264V196H262ZM186 198H185V202L187 201L186 200ZM188 198V199H189ZM197 198H198V200H197ZM204 198V197H203ZM206 198V197H205ZM225 198V195H224V197L222 198V199H224ZM227 198V197H226ZM225 198V199H226ZM228 198V199H229ZM237 198V197H236ZM235 198V199H236ZM251 198V197H250ZM256 198V197H255ZM199 199H200V201L201 202H198L199 201ZM217 201H216V200ZM220 199V198H219ZM231 199V198H230ZM238 199V198H237ZM248 199V198H247ZM258 199V198H257ZM261 199V198H260ZM259 199V200H260ZM216 202H215V201ZM250 200H253V199H250ZM255 200V199H254ZM176 201L178 202L177 204H179L180 206L179 207H176L177 205H175L176 204ZM179 201H180V203H182V204H180L179 203ZM222 201V200H221ZM227 201V200H226ZM229 201V200H228ZM256 201V200H255ZM261 201V200H260ZM79 202H80V204H79ZM114 204H113V203ZM185 202H184V205H183V208H184V206H186L185 205ZM225 202V201H224ZM231 202H233L232 200H231ZM248 202H249V200H248ZM253 202V201H252ZM259 202V201H258ZM186 203V204H187ZM210 204V205H212V206H210V207H212V208H214V204ZM220 204L222 203L223 204V202H219ZM227 203V202H226ZM229 203V202H228ZM238 203V202H237ZM239 203H244V202H239ZM261 203H264L263 202V200H262V202ZM77 205L76 203H73L72 202V205L73 206H75V205ZM198 204V205H199ZM206 204H205V209L207 210L208 209V205L206 206ZM233 204H235V202L233 203ZM233 204H231V205H233ZM252 204V203H251ZM253 204H254V202H253ZM257 204V203H256ZM66 205H67V203H66ZM65 205V207H67ZM69 205H71V203L69 204ZM71 205V206H72ZM77 205V206H78ZM214 205V206H213ZM243 205V204H242ZM241 205V206H242ZM258 205H260V203L258 204ZM191 206V207H190ZM219 206V205H218ZM221 206V205H220ZM234 206H236V207H238L236 204L234 205ZM247 206V205H246ZM264 206V205H263ZM262 205H261V207H263ZM69 207V206H68ZM67 207V208H68ZM207 207V208H206ZM209 207V208H210ZM227 207V206H226ZM243 207H245V206H243ZM70 208V209H71ZM180 208V209H179ZM186 208V207H185ZM221 208V211H222V209L224 208V206L223 207H220ZM231 208V211H232V208L233 207H230ZM235 208V207H234ZM249 208H250V206H249ZM252 209H254V207H251ZM258 208V207H257ZM205 209H204V211H203V213H205V216H206V212H208V211H210L209 209L205 212ZM215 209V208H214ZM217 209H218V207H217ZM229 209V208H228ZM227 209V210H228ZM241 210V209H238V208H235V210ZM245 209V208H244ZM243 209V210H244ZM189 210V211H190ZM243 210H242V212H243ZM251 210V209H250ZM183 211V212H182ZM188 211V212H189ZM218 212H219V210H217ZM252 211V210H251ZM255 211V215H256V210H254ZM258 211H260L259 210V208H258ZM261 211H262V209H261ZM70 212V213H71ZM179 212V213H178ZM187 212V213H188ZM194 212V213H195ZM212 212H213V210H212ZM214 212H216V211H214ZM218 212H216L215 214H216V216H217V213ZM224 212V211H223ZM223 212H219V214L221 215V216H223V218L226 220L227 219V217L228 216H226V217H224V214H223ZM247 212L249 213L250 211H248L247 210ZM70 213H68V215L70 214ZM184 213V214H186L187 216L189 215V216H192L194 213H192V215L190 214V213ZM223 215H222V214ZM225 213V212H224ZM227 213V215H228V213L229 212H226ZM226 213H225V215H226ZM239 213V212H238ZM102 214H105V215H102ZM177 214V216H175ZM184 214H182V215H184ZM200 215H201V213H199ZM208 214H209V212H208ZM212 214V213H211ZM214 214V213H213ZM218 214V215H219ZM242 214V213H241ZM245 214V213H244ZM254 214H252V215H254ZM259 214H260V212H259ZM71 215V214H70ZM112 215V216H111ZM197 216H198V214H196ZM199 215V218L201 217L202 218V216H200ZM246 215H248V214H246ZM261 215V214H260ZM103 216V217H102ZM111 216V217H110ZM185 216V215H184ZM183 216V217H184ZM187 216H185L184 218H183V224H186L185 223V219H187V220H189L188 218H189V216H188V218H187ZM194 216V218H196L195 217V215H193ZM192 216V217H193ZM212 215H210V217H211ZM221 216H218V217H221ZM230 216V215H229ZM232 216V215H231ZM233 216H234V214H233ZM233 216H232V218H233ZM237 216V215H236ZM244 215H242V217H243ZM258 215H256L255 216V218L257 217ZM177 217V218H176ZM206 217H208V216H206ZM246 217V219H247V216H245ZM254 217V216H253ZM261 217H262V220H264V215L262 216L261 215ZM182 218V217H181ZM194 218H193V222H191L192 221V219L190 218V222L189 221H187L186 220V222L188 223H190V224H192V227L194 226L193 224L195 223V221L197 222V219L194 221ZM198 218V217H197ZM204 218V217H203ZM213 218V217H212ZM222 218V217H221ZM229 218V217H228ZM235 218V217H234ZM233 218V219H234ZM249 218V217H248ZM255 218H254V220H255ZM77 219V220H78ZM208 219H209V217H208ZM211 219V218H210ZM220 219V218H219ZM230 219H231V217H230ZM244 219V218H243ZM242 219V220H243ZM250 219H252V218H250ZM250 219H248V221L250 220ZM258 219V218H257ZM261 218H259V220H260ZM69 220V221H68ZM75 220H76V218H75ZM78 220V224L80 223V221ZM109 220H108V218H106L105 219V222L104 221H101V222H103V224H100V225H104V223H106L107 221L109 222ZM198 220H200V219H198ZM202 220V219H201ZM200 220V221H201ZM203 220H205V222H206V218H204ZM202 220V221H203ZM212 220V219H211ZM215 221H216V219H214ZM218 220V219H217ZM221 220H223V219H221ZM232 220V219H231ZM239 220V219H238ZM238 220H237V222H238ZM241 220V219H240ZM253 220V219H252ZM200 221H198V222H200ZM246 221V220H245ZM244 221V223H246V222H248V221H246L245 222ZM81 222H83L82 220H81ZM107 222V223H108ZM180 222H181V220H180ZM197 222V225H198V227H197V225L196 226H194V227H197L198 228V230H199V232L200 233H202V231L200 230V229H202V230H204L205 228H207L208 227V225H206V223L205 222H203V223H205V225H206V227H204L203 228V224H202V222L201 223H198ZM217 222V221H216ZM224 222V221H223ZM222 222V223H223ZM226 222H228V220H226ZM225 222V223H226ZM232 222V221H231ZM233 222H235V223H237L236 222V219L235 220H233ZM260 222V221H259ZM259 222H257L258 224H259ZM73 223V222H72ZM175 223H173V224H175ZM178 223V222H177ZM207 223H209V221L207 222ZM225 223H224V225H225ZM229 223V222H228ZM228 223H226V224H228ZM240 224H242V222H239ZM250 223V222H249ZM74 225V227H76L75 226V224H76V221H74V223H73ZM81 224H84V223H81ZM181 224V223H180ZM179 224V225H180ZM189 224V226H191ZM200 224H202L201 225V227L202 228H200L199 226H200ZM213 225H214V223H212ZM230 224V223H229ZM229 224L227 225V227H229ZM233 224V223H232ZM254 224H256V223H254ZM261 224H263L262 223V221H261ZM68 225V224H67ZM77 225V224H76ZM86 225H84V226H86ZM172 225V224H171ZM175 225H177V224H175ZM175 225H174V227H175ZM187 226H188V224H186ZM186 225H180V227H181V229H182V227L183 226H185L186 227ZM211 225V224H210ZM223 225V226H224ZM236 224H234V226H235ZM244 225V224H243ZM247 225H248V223H247ZM246 225V226H247ZM101 226V227H102ZM107 227H108V225H106ZM106 226H103V227H105L106 228V230L108 231V229H107V227ZM188 226V228H190V231H192L191 233H193V230H191V229H196V228H192V227H189ZM231 226V225H230ZM237 227H238V225H236ZM242 226V225H241ZM70 227H72V225L70 226ZM74 227H72L73 229H74ZM77 227H78V225H77ZM76 227V229H78ZM111 227V228H112ZM173 227V226H172ZM174 227L172 228V231H173V229H174ZM252 227H253V225L251 224V230L253 231L252 233H250V231L248 232V233H250V234H247V231L249 230V228L246 230V233L245 234H247V236L246 237H248V236H253L254 235V232L256 231V229H257V231L259 230L257 227H259V225H257V227H256V225L254 226V227H256L255 228V230H253L252 229ZM263 227V226H262ZM81 228H83V227H80L79 229H81ZM89 228V227H88ZM105 228H103V230H99V231H106V230H104ZM170 228H171V226H170ZM184 228V227H183ZM210 228L211 227H208L207 229H209L210 230ZM215 228H216V225H215ZM215 228L213 227V229L215 230ZM232 228H234V229H236L235 227H233L232 226ZM240 228V227H239ZM260 228V227H259ZM71 229V228H70ZM73 229H71V230H73ZM73 230V231H77V230ZM86 229V228H85ZM102 229V228H101ZM180 229V228H179ZM180 229V230H181ZM184 229H186V228H184ZM217 229V228H216ZM231 229V228H230ZM233 229V230H234ZM241 229L243 230V226L241 227ZM82 230V229H81ZM88 230V229H87ZM90 230V231H89ZM88 230V232H91L92 233V229H89ZM109 230H111V229H109ZM175 230H176V228L174 229V232H175ZM178 230V229H177ZM179 230V231H180ZM233 230H231V231H233ZM242 230H238V232H240V233H242ZM264 230V229H263ZM263 230L261 231V233L263 232ZM80 231V230H79ZM82 231H84L85 232V230L83 229ZM81 231V232H82ZM171 231V232H172ZM182 231V230H181ZM184 231V230H183ZM196 231H197V229H196ZM206 231V230H205ZM211 231V230H210ZM209 231V232H210ZM218 231V230H217ZM223 231V230H222ZM237 230H235L234 232H236ZM259 231V232H260ZM72 231H70V233H71ZM93 232V233H94ZM98 231H96V233H97ZM102 232L100 233V232H98V233H100L101 234V236L103 235L104 237L106 236V233H103L102 234ZM112 232V231H111ZM187 231H185V233H186ZM198 232V233H199ZM204 232V231H203ZM208 232V231H207ZM221 232V231H220ZM226 232V231H225ZM243 232H245V231H243ZM258 232V233H259ZM70 233H68V234H70ZM74 232H72V234H73ZM92 233V234H93ZM95 233V234H96ZM173 233V232H172ZM180 233V232H179ZM184 232L182 233L181 232V234L182 235H176V234H178V232L175 234L176 235V237H179V239L181 238V236L184 238L185 237V239H183V238H181V239H183L182 241H181V239L179 240H177V238L175 237V235H173L175 238H176V240H175V242L176 241H178L177 243H179V241H181L182 243H183V247L181 246L182 245V243L180 242V244L181 245H179V246H181L182 248H184V250L185 249H187V239H188V236H189V232L188 233H186L187 234V236H186V234H185ZM199 233V234H200ZM212 233H213V230H212ZM211 233V236L212 235H214L216 232H214L213 234ZM232 233V232H231ZM264 233V232H263ZM262 233V234H263ZM75 234V233H74ZM81 235V237H82V233H80ZM84 234V233H83ZM85 234L87 235V234H89V233H86L85 232ZM85 234H84V240H87V236H89L88 237V239L90 240V238L92 237L93 238V235L91 236V234L90 235H87L86 236V238H85ZM110 234V233H109ZM109 234H107V236L109 235ZM165 234V233H164ZM184 234H185V236H184ZM194 236H195V231H194ZM208 234V233H207ZM206 234V232H205V235H207ZM223 233L221 232V234L219 235L218 234V232H217V235H219V236H221ZM236 234H237V236H238V233L236 232ZM244 234V233H243ZM66 235H67V232H66ZM99 235V234H98ZM97 235V236H98ZM201 235V234H200ZM200 235H198V237L200 236ZM204 235V234H203ZM204 235V236H205ZM216 235V236H217ZM261 235V234H260ZM264 235V234H263ZM74 236V235H73ZM76 236V235H75ZM74 236V237H75ZM77 236H79V233L77 234ZM79 236V237H80ZM91 236V237H90ZM101 236H100V238H101ZM164 236V235H163ZM169 236H168V239H169ZM173 236L171 235V237L173 238ZM194 236H190L189 237V239H188V242H189V240H190V238H192V240H193V238L195 239V237ZM223 236H224V234H223ZM228 236V235H227ZM227 236H225V237H227ZM236 236V235H235ZM236 236V237H237ZM240 236V235H239ZM252 236L251 237H249L250 238V240L251 239H253L254 240V238H256V237H254V238H252ZM255 236H258V235H256L255 234ZM262 236V235H261ZM261 236L260 237H257V238H259V240L258 241H260V240H262L263 241V239H261ZM69 237H71V235L69 236ZM73 237V238H74ZM104 237H102L101 239H104ZM110 237V236H109ZM187 237V238H186ZM196 237H197V232H196ZM203 237V236H202ZM229 237V236H228ZM244 237V236H243ZM72 238V239H73ZM78 238V237H77ZM83 238H82V240H83ZM91 238V239H92ZM94 238H96V236L94 237ZM98 239H99V236L97 237ZM106 238H108V237H106ZM174 238V239H175ZM200 238H201V236H200ZM199 238V240H201ZM232 238V237H231ZM240 238V237H239ZM249 238L247 239V240H249ZM3 239V240H4ZM69 239V238H68ZM109 239H111V238H108V240ZM167 239V237L165 236V240H168ZM197 239V238H196ZM203 239V238H202ZM233 239V238H232ZM237 239V238H236ZM241 239H242V236H241ZM71 240V239H70ZM77 240V239H76ZM79 240H81V238L79 239L78 238V241ZM96 240V239H95ZM95 240H93L92 239V242H94ZM106 240V239H105ZM105 240H103V241H105ZM107 240V241H108ZM185 240V241H184ZM190 240V242H194L195 240ZM203 240H205V239H203ZM209 240V239H208ZM217 240H219V239H216V240H213V241H211V242H214L215 244H217L216 243V241ZM238 240V239H237ZM244 240H246L245 238H244ZM244 240H243V242H244ZM250 240H249V242H250ZM18 241L20 242H22V245L20 244V243H18ZM63 241V242H62ZM169 241V240H168ZM173 241V240H172ZM220 241H221V239H220ZM219 241V242H220ZM241 240H239V242H240ZM252 241V240H251ZM4 242V241H3ZM57 242H60L59 244L57 243ZM74 242H75V240H74ZM79 242H81V241H79ZM82 242H85V241H82ZM91 242V240H90V243H92ZM157 242V243H156ZM185 242V243H184ZM190 242H189V245L191 246L190 247V249L192 248V249H195V248H193L194 246H195V244H197V243H195L194 242V244H190ZM197 242V241H196ZM201 242H202V240H201ZM201 242H199V243H201ZM207 242V241H206ZM261 242V241H260ZM56 243V244H55ZM66 243H67V241H66ZM70 243V242H69ZM76 243V242H75ZM86 243V242H85ZM85 243H84V246H85ZM89 242H87V244H88ZM98 243V242H97ZM100 244H101V241L99 242ZM105 243H106V241H105ZM111 243V244H112ZM203 243V242H202ZM209 243H210V241H209ZM208 243V244H209ZM242 243V242H241ZM245 244L246 243H248V241H246V242H244ZM253 243V242H252ZM20 244V245H19ZM26 244V245H25ZM77 244V243H76ZM76 244L74 245V244H72V242H71V245H73L72 247H74V246H76ZM93 244V243H92ZM187 244V245H186ZM207 244V245H208ZM226 244V243H225ZM224 244V245H225ZM255 244V243H254ZM253 244V245H254ZM258 244H259V242H258ZM261 244V243H260ZM259 244V245H260ZM55 245V246H54ZM56 245H60L61 247H59V246H56ZM68 245V244H67ZM80 245H83V243H79V247H80ZM97 245V244H96ZM103 245H105L104 243H103ZM108 245V244H107ZM110 245V244H109ZM172 245H174V246H176V244L173 242V244ZM202 245V244H201ZM203 245H204V243H203ZM209 245H211V243L209 244ZM214 245V244H213ZM220 245H221V242H220ZM222 245H223V243H222ZM222 245L221 246H219V247H222ZM250 246V244H247V246ZM256 245H257V243H256ZM262 245V244H261ZM69 246V245H68ZM67 246V247H68ZM88 246H89V248H90V246H91V244H88ZM88 246H85V247H88ZM93 247H94V245H92ZM91 246V247H92ZM98 246V245H97ZM101 246V245H100ZM116 246H117V248H116ZM179 246H178V248L177 249H179ZM193 246V247H192ZM196 246H200L199 244L198 245H196ZM225 246H230V247H233L234 245H225ZM258 246V245H257ZM257 246H255V247H257ZM58 247H59V249H58ZM78 247V246H77ZM83 247V246H82ZM82 247H80L78 250H79V252H81V251H83V249H85L84 247L82 248ZM99 247V246H98ZM97 247V248H98ZM107 247V246H106ZM180 247V248H181ZM209 247V246H208ZM208 247H207V249H208ZM212 247V246H211ZM214 247H215V245H214ZM210 248L211 250H213V249H215V248ZM217 247V246H216ZM219 247H217L216 248V252H214V253H218L219 251H218V248ZM224 247V246H223ZM230 247H229V249H230ZM252 247H254V246H252ZM261 247V246H260ZM1 248V247H0ZM65 248V249H64ZM81 248H82V250H81ZM96 248V247H95ZM100 248V247H99ZM96 249V250H94V251H96V252H98V250H99V254H103V253H100V251H104V250H101L102 248H105V246L104 247H101V249ZM173 248H175V247H173ZM263 248V247H262ZM75 250V251H77L76 249H75V247L72 249V248H70V246H69V250ZM94 249V248H93ZM93 249H92V251L90 250V249H88V248H86V252H87V250L89 251V253H91V252H93ZM107 249V248H106ZM188 249H189V247H188ZM188 249L186 250V254H188L187 252H188ZM192 249H191V253L189 254V255H187L189 258H192L191 256H193V254H192V252L193 253H196V252H194V250L192 251ZM201 249V250H200ZM206 249V248H205ZM207 249H206V251H207ZM209 249V250H210ZM233 249H234V247H233ZM237 249V248H236ZM250 249V248H249ZM253 249L254 248H252V251H253ZM258 249V248H257ZM70 250V251H71ZM108 250L109 249H107V252H108ZM113 250H111L112 252H113ZM170 250V249H169ZM183 249H181V251H182ZM208 250V251H209ZM211 250L209 251V253H210V255H209V253H207L206 252V254L207 255H209L208 257H210L211 258ZM222 250V249H221ZM225 250H226V247H225ZM225 250H223V252H225V253H227V250L225 251ZM259 251L260 250H262L261 248L260 249H258ZM111 251H109L110 252V256H112L111 257V259L113 258V254L111 253ZM115 251L113 252L114 254H115ZM118 251V250H117ZM137 251V252H136ZM138 251H140V253H142L143 254V259H142V256H141V258L139 257V259H137L136 258V256L138 257V256H140V255H142V254H140V253H138ZM152 251H153V253H152ZM174 251V250H173ZM177 251V250H176ZM175 251V252H176ZM181 251H177L175 254L177 255V256H179L180 257V255H179V253L181 252ZM197 251V250H196ZM200 251L202 252H205L204 251V248H203V250H202V248L200 247L199 248V254L198 255H200L201 253H200ZM232 251V250H231ZM235 251V249L233 250V252ZM237 252H239L238 251V249L236 250ZM256 251V250H255ZM259 251H257V252H259ZM264 251V250H263ZM95 252V253H96ZM123 252V253H124ZM148 252V255L146 254ZM182 252H184V251H182ZM222 251H221V253H223ZM229 252V251H228ZM68 253V252H67ZM70 253V252H69ZM68 253V254H69ZM76 253V252H75ZM83 253H85V252H83ZM117 253V252H116ZM121 253V252H120ZM119 253V254H120ZM138 253V254H137ZM185 253H183L184 255H186ZM198 253V252H197ZM232 253V252H231ZM235 253V252H234ZM240 253V252H239ZM47 254H48V252H47ZM67 254V255H68ZM72 254V253H71ZM80 254V253H79ZM107 254V253H106ZM192 254V255H191ZM206 254H204V255H206ZM236 254V253H235ZM235 254H233V260H232V263H233V261H234V259L235 258H237L236 256H235V258H234V255ZM242 254V253H241ZM240 254V255H241ZM254 254V253H253ZM73 255H74V253H73ZM72 255V256H73ZM86 256H88L87 255V253L85 254ZM90 255V254H89ZM98 255V254H97ZM104 255L105 254H103V258H104ZM181 255H182V253H181ZM216 255L217 254H215V257H216ZM223 255H225V256H227L226 254H223ZM229 255H230V253H229ZM255 255V254H254ZM80 256H81V254H80ZM79 256V257H80ZM86 256H83V257H86ZM91 257H93L94 258V256H96V255H94L93 254V256H92V254L90 255ZM108 256V255H107ZM117 256H119L118 254H117ZM124 256L126 257V255L124 254ZM129 256H127V257H129ZM145 256H147V257H145ZM165 256V257H164ZM170 256V255H169ZM187 256H186V259H184V260H189L190 262L192 261L191 259H188L187 258ZM218 256H219V253H218ZM217 256V257H218ZM230 256H232V255H230ZM230 256H228L227 258H228V260H230L231 261V259H229V257ZM239 256V255H238ZM244 255H242L241 256V258H240V256H239V258H240V260L242 259V257H243ZM256 256V255H255ZM262 256V255H261ZM65 259H64V258ZM97 257H100V256H97ZM115 257H116V255H115ZM114 257V258H115ZM119 257H121V256H119ZM185 257V256H184ZM193 257H195L196 258V254L193 256ZM202 258H203V256H201ZM201 257H197L198 259L199 258H201ZM205 257V256H204ZM207 256H206V258H208ZM257 257V256H256ZM53 258V259H52ZM68 258H69V256H68ZM90 258V257H89ZM89 258H85L86 259V261H87V259H89ZM96 258V257H95ZM102 257H100V259H101ZM117 258V257H116ZM168 258H170V261H171V256L170 257H168ZM166 259L165 260V262L167 261V262H170V261H168L169 259ZM178 258V257H177ZM182 258H183V256H182ZM181 258V260L182 261H184L183 259ZM214 258V257H213ZM224 258H226V257H223V260H225ZM231 258V257H230ZM62 259H56V261L57 260H62ZM71 259H73L72 257H70V259L69 260H71ZM80 259V258H79ZM79 259L76 261V262H79ZM109 259H110V257H109ZM118 259V258H117ZM133 259V260H134ZM173 259V258H172ZM198 259H196L197 261H198ZM212 259V258H211ZM221 259H222V257L220 256V260H219V257H218V260H219V262L221 261ZM62 260V261H63ZM80 260H82V257H81V259ZM94 260V259H93ZM97 260H99V259H97ZM97 260H96V263L97 264H99L98 262H97ZM104 260V259H103ZM103 260H102V263H103ZM120 260H123V261H125V260H128V258L127 259H120ZM119 260V261H120ZM193 260H195V259H193ZM195 260V261H196ZM214 260H216L215 258H214ZM214 260H211L212 262L214 261ZM222 260V261H223ZM246 260V259H245ZM255 260V259H254ZM74 261H75V259H74ZM84 261L85 260H83L82 261V263H84ZM90 260H88V262H89ZM91 261H92V259H91ZM109 261V260H108ZM107 261V262H108ZM114 259H113V264H114ZM116 261H118V260H116ZM119 261H118V263H119ZM175 261V260H174ZM174 261H171V262H174ZM189 261L187 262H185V264L186 263H189ZM200 261H202V260H200ZM204 261V260H203ZM206 261V260H205ZM227 261V260H226ZM236 261V260H235ZM38 262V263H37ZM43 262H41V263H43ZM60 262V261H59ZM66 262V261H65ZM71 262H72V260H71ZM88 262L86 263V264H88ZM94 262H95V260H94ZM128 262H132L133 264H137V262H133V261H131V260H128ZM127 262V263H128ZM165 262H163L162 264H164ZM166 262V263H167ZM178 262H180V260H179V258H178ZM184 262H181L182 264H184ZM194 262V261H193ZM192 262V263H193ZM208 262V264L210 263L209 261H207ZM254 262H256V260L254 261ZM40 263V264H41ZM63 263H64V261H63ZM67 263H69V261L67 262ZM92 263V262H91ZM95 263V264H96ZM109 263V262H108ZM111 263V262H110ZM109 263V264H110ZM116 263V262H115ZM120 263H121V261H120ZM119 263V264H120ZM165 263V264H166ZM175 263V262H174ZM174 263H172V264H174ZM199 263H201V262H199ZM204 263V262H203ZM202 263V264H203ZM214 263V262H213ZM212 263V264H213ZM216 263H218V261L216 260ZM228 264H229V262H227ZM231 263V264H232ZM235 263V262H234ZM233 263V264H234ZM238 263H239V261H238ZM237 263V264H238ZM242 262H240V264H241ZM64 264H66V263H64ZM74 264V263H73ZM79 264V263H78ZM105 264V263H104ZM117 264V263H116ZM124 264H126V262L124 263ZM130 264V263H129ZM168 264V263H167ZM206 264V263H205ZM215 264V263H214ZM218 264H221V263H218ZM225 264V263H224ZM236 264V263H235ZM243 264H245V263H243ZM259 264V263H258Z\"/></svg>",
  "mask_w": 264,
  "mask_h": 264
},
{
  "label": "rangeland",
  "instance_id": "obj_2",
  "mask_svg": "<svg viewBox=\"0 0 264 264\" xmlns=\"http://www.w3.org/2000/svg\"><path fill=\"white\" fill-rule=\"evenodd\" d=\"M43 1L46 2V3H47V2H48V3H50V2L53 3V1H49V0H48V1H47V0H40V1H39V0H22L23 3H24V2H25V3H28V2H29V3L37 4L42 10H44L45 15H41V14H43V13L38 12V11L34 12V13H35V14H34V13H32V12H33L32 10L30 11V10H28V9H26L25 12H27V11L29 12V11H30L31 13L29 12V15H28V13H27V14H25V13H22V14H21V12H24L25 8L22 9V11H21V9L18 10V12L21 11V12L19 13V14H21V15H19V14H17V11H14V12H13V10H11L12 12L9 11V9H8L7 6H6L8 12H11L12 14H11V13H8V12L6 11V13H8L7 15L11 14V15L8 16V17L11 16V18H8V20H4V21H7L8 23L13 21V22H12L13 24H16V23H17V25H19V24L21 25L20 22H22V20H27L26 18H24V17H26L25 15H27V16H28V17H27L28 19H29V17H30V19H29L30 23L32 22V25H34L35 23H37L34 19H36V18L38 17V19H36V20L39 21L38 24H39L40 26H39L38 24H35L34 26H32V27L30 26V27H31L32 29H33V28H36V27H37L36 29H39V28L42 29L43 27L45 28V26H42L41 24L43 23V25H45V22H44V21H45L46 18H52V19H57V18H58L57 20H59V17L61 18V16H65V17H67V13L65 12V9H66V11L68 12V18H69L68 20H70L69 23H68L69 25H68V24H64L63 22H61L59 26L67 25L70 31H67V32H69V33L62 35V37H63L62 39H61V36L58 37L57 39L52 38L53 36H51V38H46V37H44V39H43V37H41V35L39 36V34H34V35L37 36V38H41L42 41H41L40 39H38V42H39V45H43V46H41V47H44V48H43V52H45V50L47 49V48L45 49V47L49 46L48 49L51 47V48H50L51 50H49V51H51L52 53H51V52L49 53V52L47 51V50H48V49H47V50H46V52H47V56H49V54H51L50 56L52 57L54 54H56V52H57V53L59 52V48H62V49L60 50V52L58 53L57 57L60 56V53H61V55H63V57H65V59H66L69 63H70V61L73 60V58H74V61H72V62H74V63L78 62V63H76V64H74V65H73L72 62L69 64V63H67V61L64 60V58H63V60H61V61H62V63H61V62H60V59H56V58H57V57H56V58H55L56 60L54 59V61H55V62H56L57 60H58V61H57V65H54V64L52 63L53 60H52V58L50 57L49 60H50V61L52 60V61H51V64H53L52 66H53V67H54V66H57L56 68H53V67H52V69H54L53 72H54V71H55V72H54V73L51 72V73H53V74L56 73L55 75L58 77V78H56L57 81H55V79H54V81H53L55 87H56V84H57V83H60V82H61V80L63 79V77H64V78L66 77V74H67L68 77L70 76V75H68V73H69L70 71L67 70V69H70V70L74 71L75 67L78 66V65H80V64H81V66L84 67L85 70H82L83 68H82L81 66H78V68L76 67V69H75V70H76V71H75L76 73H75V74L70 73V74H72V76L75 75L74 78L72 77L73 81L71 80V82H74V81H75L77 78H79V77H81V78L84 77V75L87 73V71H88V73H87L86 75H90V76H92L93 79H94V80H93L94 82L91 80L92 77H89V76H87L88 78H86V76H85V77H84L85 80H83V78H82L81 80H80V78L77 79L76 82H77V81L79 82V81H82V80L85 81V83L87 82L86 86H85V83H83V82H81V85L77 82V83L79 84V87L81 86L82 90H83L85 87H87L88 85H89L88 87H90L91 84H88L89 79L92 81V82L90 81V83H92V84L94 83V86H93L92 88L97 87V86H95V85L97 84V85H98V87H97L98 89L101 88V87H100V84L102 83V85H103V84H104V81H106L102 89L105 88L104 91L108 90L107 94H108V95L111 94V95L109 96V97H111V99H112L113 94L115 93V90L120 89V87H121V90H119V91H121V93H120L119 91H118V93H119V94H122V93H124V92H123V89H124L123 86H125V90H126V87L131 86V85H134L133 83H136V85H138L139 83H141V80H140L139 78L143 79V80H144V81H143V82H144L143 84H145V86H142V87L140 86V87H141V88H143V87L147 88V87H148L147 89H145V90H148V91H147V94L145 93V94H146V96H145V94H142V92L144 91V88H143V89H141V88L139 89V88H138L139 85H138V87L136 88V90L139 89L138 91H140V92H138V94H139V93H140V94H139V95L137 94V95H138V97H137V95H136V92H137V91L133 88L134 86H131V88L134 89V92H135V91H136V92H135V93H134V92L129 93V91H128L129 88H128V89H127V92L124 90L125 93H127V94L124 93V95H122V96H124V98H122L121 95H118V96H120L119 99H118V98H117L118 96H115V95H114L113 99H115V98H116V99H115V102H114V101H111L112 103H114V105H113L112 103L109 102V101H110V98L107 97L108 95H105L106 97L104 96V94H103V92H102V91H103L102 89L99 90L100 92L98 91V94H99V95L101 94V95H103V96L101 97V95H100V96H97V97H96V95H98V94H96V93H97V88H96V92H94L96 95H95L93 92H91V90H93V89H91V88H87V89L85 88L86 90H85V89L83 90V91H86V92H87V95L93 93L92 96H91V98H90V95L88 96L89 98L86 96L87 100H89V101H87V100L85 101L84 99H86V98L84 97V95L82 96V93H81V92H83V91H81V88L78 87V88L80 89V91H81V92H80V96L84 97V98H82V97H80L79 95H76V93H74V94H75L76 96H78V98L80 99V100H78V99L76 98V96H75L73 93H72L73 96H72V94H71L72 90H73V92H76V91L78 92V91H79V89L77 88L78 85H76V87H75V85L72 86V85H73L74 83H76V82H74V83H70V84H69V78L71 79V76H70L69 78L67 77V79H66L67 81L64 79L67 83H66L64 80H62L65 84H67L68 87L71 88V91H70V94H71V95L68 93L69 96L67 97V98H69V97L71 96V98H69V99L66 98V101H67V100H70V99H73V98L75 97L76 99H74V100H70V102H71V101L74 102V103H72V104H75V102H77V104H79V101H80V102L82 101L83 103L85 102L86 104H83V107L86 105V106H85V107L87 108V109H85V110H86V117L90 114L89 116L92 117L93 119H94L96 116H97V118H98L99 115H95V114H98V111H99V110H100L99 112L102 113L101 115H103V111L105 110L107 113H109V114H107V115H110V116H111L113 113H115V112L118 113L119 111H122L121 109H123V108H127L126 105H128V108H127L128 110L125 109V110L127 111V112H126V111L123 109L124 113H129V114H131V113L134 111L133 115L136 113L135 115L138 114V115L142 116L143 119H146V117L148 118L149 116L154 115L157 111H158V113H159L161 110H163V113H162V114L159 113L162 117L159 118V120H158L159 122H158V123L156 122L155 119H154V120H155V121H154L152 118H150V117L148 118L149 121L152 120V121H154V122L157 123V124H156V123H153V122L151 121V123L156 124V125H154L153 128H151L153 125L149 124V123H150L149 121H148L149 123L147 122L148 119H146L145 121L143 120V125H144V123L146 124V122H147L149 125H151L150 127H147V131H148V129L150 130V128H151V129H154V130H157V131L153 132L152 135H150V133H152L153 130H150L149 133H147V132L145 131V132L148 134V135H147V134H146V135L144 134V136H147V137H146L147 140L143 139V138L141 137L142 135H140L141 139L144 140L143 143H145V142H147V141H149V140H153V139L155 138V135H157V134L159 133V131H160L161 129H163V127H164V125H165L166 123H170V125H172V122H174V120H175L176 117L179 116L178 119H180V116H181V115H185V114L187 115L189 109H190V110H189V116H192V113H194L196 109H197V112H199V111H198L199 109L202 110V111L200 110V111H201L200 113H197V114L195 113V115L198 116V114H199L200 117H199L198 119H201V120H202L203 122H205V123H203V122L200 121V120H199V122H200V123L202 122L201 124H200L199 122L195 123V122L197 121V120H196L197 118L194 119V117H193V118L191 117L190 119H194V120H195L194 124H193V120H192V122H190V123H191V124H190V127H191V125H192L191 128L189 127V129L191 130V133H188L187 137L185 136L186 138H183V142H184V141H185V142L188 141L189 143H192V145H194V147L191 146V145H190L191 147H190L189 145H187L188 142H187L186 145L189 146V148H187V146L185 147V144H184L185 142H184V143H181L182 141H180V143H181V144H184V145H183L184 148H185V149H184V152L187 151L186 148L188 149V151H189L190 148L194 150L195 147H196L195 145H201V144H198V143H201V142H202V143H203L202 145H205V146L201 149V152L199 151L200 149H197L198 147H201V146L196 147L197 151H199L202 155L199 154V156H198V155H197L198 153H196V151H194V152H195V155H194L192 158L189 157V160L191 159L190 162L192 161V159H193V162H195V164H193V162H191V164H193L194 166L192 165V166H189V167H188V168H191V167H192L191 169H194V170H192V172L194 173V175H193V173L190 172L191 170L188 171V170H187L188 168H187V169H186L187 171H185V169L182 167V170L184 169L185 173H186V172H189L188 174L186 173L187 176H190L191 174L193 175V176H191L192 179H190V180H193V177H195V173H196V172H194V171H196V169H195V167L197 166L196 164H201V163H202V164L204 165V168H203V169H204V174L202 175L203 171H202V169H201V171H202V172H201V175H202V176H200V173H199L200 170L197 169V170H199V171H198V173H196V176H197V174H199V175L197 176L198 179L196 178L195 180H196V181L198 180V182L195 184V181L193 180L194 182L191 181V183H190L191 186H190V184H189L190 181H189V180H187L188 182H187V181H185V182H184V181H181V182H183V183L180 182V183L182 184V186H183V189H184V185H185V183H187V185L189 184L190 187L188 186V189H187V188H186L187 186H185L186 190H184V191L182 192V189H181V187H180L181 184H179L180 186L178 185V188L180 187L179 189H180L181 191H180L179 189H178V190H179L180 192H182V193H179V192H178V193H179V196H180L181 194H185V193H186L184 196L182 195L183 198H184V197L186 198V197L188 196V194H189V193L187 194V192H190V193H191V191L193 190L192 192L194 193V192H195L194 189H195L196 187H199V185H201V184L203 183V185H202L203 187L201 186L203 189L201 188V192H199L201 195H203L204 191H205V190H208V188H206L205 190H204V188H205V187H208V185L211 184V183L209 184V183L206 182V181H209V180H207V179L213 177L212 172L217 173V170H220L221 167H220V168H217V170L215 169V171H214V168H216L217 165H218V166H222V167L225 165V168H221V169H222V170H221L222 172L220 173V171H219L218 174H216V175H219V176H217L218 178H217L216 176H214V177H215L216 179H218V180L216 181V179L213 177V180L210 179V181H209V182H211V181L214 182V179H215L214 184L217 186V187H216V186H215V187L218 188V191H217L215 188H211V187H210V186H212V185H213V187H214V184H211L209 187H210L212 190H213V189L216 190V191L214 192V193H216V194H212V195H213V197L215 196V197L218 199V204H217V203H212V202H211L212 204L215 205V206L213 205L214 208H215V209H214V208L210 207V206H212V205H210L211 203H210V204H209V203H208V204L205 203L206 201H207V202H208V201H209V202L211 201L210 198H209V200H208V196H209L208 194H210V193L213 192L211 189L208 190L210 193H206L207 191H205V194H207L208 196H206V195L204 194L205 196H203V197H204V198H203V197L200 195L201 200L203 199L202 202H203L204 200H206V201L204 202V204H203L204 207H203L202 210L204 211V209H205V204H206V206L208 205V206L210 207V208L208 207V209L210 210V211H208L209 214H208V212H206L208 209H207V210L205 209V212L207 213L206 216L209 217V219H208V217L205 216V213H203V211H202V212H199V210L201 209L202 205L200 206V204L197 203V202H196V203L194 202V203H195V205L197 204L196 206H199L200 208H198L199 210L197 211V213L195 212L196 209H195L194 207H196V206H193V205H194L193 201H196V200L193 198V194H191V196H192V198H193V199L191 198V199L193 200L191 203H192L193 205L190 204V203H187L188 200H191V199L189 198V197H191V196H189V197L186 198V200H187L186 202H185V198L183 199L182 196H181V198H179V196H178V197L176 196L177 198H179V199L181 200V202H182V199L184 200V201H183V204L180 203V201H179V203L182 204L181 206H180L179 204H177L178 202L176 201V204H175V205H177L176 207H179V206L182 207L181 209L179 208V209H180V212H181L182 209H186V210H187V209H188L187 207H189V206H187V205H192V207H193L195 210L192 211L193 208L190 206L192 210L188 209V211H189V210H190V211H189V212L187 211V212L190 213L191 215H192V213L195 212L193 215H195L196 218H194L193 215H192L193 217L188 215V216H189V218H188V216H187L186 214H184V213H187V212L184 211V213H181V214L178 215V217H180V218H178L177 220L180 219L181 222H180V220H179V221H176V223L174 222L175 220H173V222H172L171 219L165 220V223H167L168 225H169V222H168V221H170V225L167 226V227H169V229H170V236H169V234L167 235V230H166V226H165V229H164V230H165V231H164L165 234L163 233L164 236L162 235V237H164V238H163L164 241H163L161 247H162L163 252H164V249L166 248V246H167L168 243H169L168 247L170 246V248L167 249V251L169 252L167 258L171 256V257L173 258V259L171 258V261H174V260H175V261H174L175 263H174V262H171V261H170V258H168V259H169L168 261H170V262H167V261H166V262H167L168 264H172V263H174V264H182L181 262H184V261H185V262H186V261L188 262V261H189V260H184V259H186V256L189 255V254L191 253L190 251H191L192 248L190 249L191 246L189 245V242H190V240H192V238H190L189 242H188V239H189V237H190L191 235L194 236L193 233H194V231H195V236H194L195 239L193 238V240H195L194 242L197 243V244H195L194 247L192 246L193 248H195V249H192V251L194 250V252H196V253H193V252H192V254H193V256L196 254V258L193 257V256H191L192 258H189L190 256H189V257L187 256V258H188V259H191L192 261H191V262L189 261V263H186V264H202L203 262H204L203 264H205V263L208 264L207 261L210 262L209 264H212L213 262H214L215 264H218V263H221V264H224V263H225V264H228L227 262H229V264H231V263H232V260H233V254H235V253H236V254L234 255V258H235L236 255H237V256H236L237 258L234 259L233 263L235 262V263L237 264L238 261H239L238 264H240V262H242L241 264H243V263H245V264H258V263H259V264H264V251H263V250H264V235H263V234H264V233H263V232H264V230H263V229H264V220H262V217H261V215H262V216L264 215V206H263L264 203H261L262 200H263V202H264V197H262V196H264V194H263V192H264V190H263V189H264V183H262V180H263V182H264V176H262V174L264 175V172H263V171H264V167L262 168V165H264V156H262V155L264 154V153H263L264 151H263V150H262V152H260L261 150L259 151V149H261V148L264 149V148H263L264 146H261L260 144L256 145V146H261V148L257 147V148H258V150H257V148H255L256 146H255V144H254L255 147H254V146H253V147H254L256 150H254L253 148H252V150H254L255 152H252V151L250 150L251 147H252V145H253V144H252L253 142L251 141L252 139H253V141H254V143H255V142H257V140H258V141H261V139L264 140V137H263V138H262V136H261V138H260V137H258V138L255 137V138L248 139V142L246 141L247 139L244 141V134H245V133H244V128L242 127V124H241L242 119H243L244 116L248 113V112H247V109H246V108H247V107H246L247 102H248L249 100L253 99V98L255 97V95L259 92V90L262 89V88L264 87V79H263V80L260 79V80H261V82L259 81V82H260V85H259V82L257 81L258 84L256 83L257 85H255V86H258V88L255 90L254 93H252V94L249 93V95H250L249 97H244V95H247V94H248V93H247V94H246V93L244 94V91L247 92V91L245 90V89L247 88V86H246V88H245L244 90H242V91H243L242 94H241L240 91H238V92L240 93V94L238 93L239 96L244 94V95L242 96V97H244V99L241 98L243 101H242L241 104H240V103H238V101H237L236 99H235L236 102L233 101V99H232V100H227V99H230V97H231V96L229 97V95L231 94V90H229V85H228V88H227V86H226V87L223 86V85H225V84L227 85V82H226V81H227V79H226L227 77H226L225 75H224V76H225L226 78H225V77H221L223 74L231 72V74L233 73L232 78H234V74H235L234 72H235V69L238 68L239 65H240V63L238 64V62H240L241 56H245V54L243 55L244 52L242 51V50H245V48H244L245 46H244V47H242V46L245 44V43L243 44V42H244L243 40L246 39L245 42L247 43V38H248V35L250 34L249 31L251 30L250 32H252V28H253V27H254L253 30H255V28L260 27V28L262 29V30L260 29V31H261V32L264 31V28H263V27H264V16H262V15L264 14V11H262V10H264V2H263L264 0H262V1L258 0V2H259V1L261 2V3L259 2V5H258V2L254 3V4H255V7H253L254 5L251 4V3H253V2H250L251 0H250V1L247 0V2L249 1V5H248L247 2H246L247 4L245 5V4H244L245 1H241V0H237L236 4L234 3L235 5H234L232 2H230V1H234V0H230V1H227V0H219L220 2H219L218 0H216L217 3L215 2V0H212V1L209 0L210 2H209L208 0H196V1H195V0H192V2H191L190 0H185V1H184V0H172V1H171V0H169V1H168V0H163L164 2H166V4H168L167 2H170V1H171V2H174V3H172V4H175V6L172 5L171 2H170L171 5H170V6L168 5L167 7H166L165 4H163V2H162L161 0H160L161 2H160L159 0H157V2H158L157 4H158V5L155 4V1H156V0H153V1H152V0H148V1H147V0H144V1L146 2V4H147L148 2H149V4L152 3V2H154V4L152 3V5H153L154 8H153V7H149L148 4H147V7H146L144 3H143L144 5H142V2L140 3V0H139V1H138V0H135V1H134V0H115V1H113V0H109V1L104 0V1H103V2H104V4H103L104 6H101L102 4H100V2H101L102 0H101V1H100V0H99V1H98V0H90V1L85 0V1H86V2H85V5H87V7L85 6V7H86V11H90V10H91V12H90V13H92V14H91L92 18H91V19H92L93 21H91V19L89 20V18H90L91 16H88L89 18H87V16L85 15L86 11H85V13L82 12L83 15H85L84 18L82 17L83 15H82V13H81V9L84 10L85 8H84V7L82 8V5H81V7H80V5H78V7L81 8L80 11H79V14H81V15H80L81 19L83 18V19L86 20V22H82V23H80L81 21H79V20H80V19H79V18H80L79 15H78V19L76 18L77 16H76V17L74 16V15H75V12H77V11L74 10V9H75L74 6H75V7L77 6L79 0H78V1L76 0L77 2H74V5H73V3H72L73 10H71L72 7H71V8L69 7V6L71 5V3L68 4V3L65 1V2L67 3V5H66V3H65L63 0H61V3H63V4L65 3V5H66L67 7H69V8H65L66 6H64V5H62V6L60 7L61 3L58 2V6L56 5L57 8H56V9H53V7L55 8V3H57V2H55V3H54V6L51 8V6H50V7H47L48 5H46V3H44ZM54 1H55V0H54ZM57 1H58V0H57ZM67 1H68V0H67ZM70 1H71V0H70ZM73 1H74V0H73ZM92 1H94V2H92ZM96 1H97L98 3H96ZM137 1H138V3H137ZM141 1H143V0H141ZM150 1H151V2H150ZM177 1H179L180 3H178ZM223 1H224V2L226 1L225 4H219V3H222ZM252 1L255 2L256 0H252ZM68 2H69V1H68ZM89 2H90L91 4H90ZM103 2H101V3H103ZM106 2L108 3L106 7L109 8V5H111V6H110V9H111V7L113 8L114 5H115V7H114L115 9H113L114 11L111 10V11H109L108 13H107V12L104 13V11H103L104 15H105L106 13H107V15H110L111 12L113 11V13L117 15V18H116V15L113 16V13H112L113 18H115V21H119V24H121V23L124 24L123 26L120 27L119 24H118V22H115L114 19H113V23H112V24H115V23H116L114 26L117 27V29H114V30H111V29H110L111 27H114V26H112V24H110L112 21H110V23H109L110 28H109V26H108V27H107L108 29H107V28L105 27V26H106V25H105L103 28L106 29V30L102 29V25H104L103 23H104V20H105V19H102L103 21H101V16H102V14L100 13L99 15H101V16H98V13H97V10H98V9H96V8H99V10H100L101 7H102V8H105V4H106ZM109 2H110V4H109ZM112 2L114 3L113 6H112V4H111ZM122 2H123V3H122ZM176 2L178 3V6H176V4H177ZM190 2H191V3H190ZM204 2H205L206 5L204 4ZM208 2H209V3L213 2V4H214V5H212L213 8L210 7V6H209V7L207 6V3H208ZM218 2H219V3H218ZM228 2L230 3V6H231V7L229 6V3H228ZM240 2H242V3H240ZM51 3H50V4H51ZM79 3H80V2H79ZM81 3H82V1H81ZM86 3H88V4H86ZM115 3H118V4L121 3V5L119 6L118 4H115ZM127 3H128L129 5H128ZM159 3H160V4H159ZM161 3H162V6H164V7L161 6ZM181 3H183L182 6H181ZM227 3H228V5H226ZM75 4H76V5H75ZM83 4H84V1H83ZM89 4H90V5H92V4L95 5V4H96V5H95V6L92 5V6H94V7L90 6V7H89L90 9H89V8H88V5H89ZM97 4H99L98 7H96ZM139 4L142 5L143 7L139 6ZM192 4H193V5H197V7H196V6H195V7L191 6ZM211 4H212V3H211ZM211 4H208V5H211ZM215 4H216V5L218 4V5H220V6L217 7ZM232 4H233V5H232ZM256 4H257V6H256ZM45 5H46V6H45ZM117 5H118V6H117ZM122 5H124V6L122 7ZM125 5H126L127 7L129 6V7H128L129 10H130V11H129V14H126V13L128 12V8L126 7V9H127V10H126V9H125ZM152 5H151V6H152ZM159 5H160V6H159ZM184 5L188 7V8L185 7V9H188V10H185V9L183 8ZM221 5H226V7L224 6V9H223V7H221ZM3 6L5 7L4 4H2V7H3ZM43 6H44V7H43ZM100 6H101V7H100ZM116 6L118 7V10H119V11L116 10V8H117ZM131 6H132V7H131ZM134 6H135V7H134ZM157 6L161 7L160 9H162V8H163V9H164V8H167V10L169 9L170 12H169V11H165L166 9H164V12H163V9H162V10H160V9L157 10V9L159 8V7H157ZM171 6H172L174 9H173V8L171 9ZM180 6L182 7L183 11H182V9H181ZM214 6H215V7H214ZM227 6H228V7H227ZM4 7L2 8V17H3V15L5 14V13H3V9L5 10ZM42 7H43V8H42ZM59 7H60V8H59ZM63 7L65 8V9H64L65 14L63 13V9L61 10V8H63ZM91 7L94 8V9L96 10V12H94V13H95V18H94V16H93L94 13L92 12L93 9H91ZM120 7H122V8H120ZM145 7H146L147 9H146ZM175 7H176V8H175ZM200 7H201V8H200ZM220 7H221V8H220ZM257 7H258V8H257ZM260 7H262V8H260ZM21 8H23V7H21ZM46 8H48L49 10H54V11H53V12H48ZM58 8L60 9L61 12L59 11ZM134 8H135V9H134ZM142 8H145V9L142 10ZM148 8H150V10H149ZM151 8H152V9H151ZM177 8H179L178 12H179V11L182 12L181 14H180V13H177ZM197 8H198L199 12L202 10V11H201L202 14H201V13H199V14L196 13V12H197V11H196ZM211 8H212V9H211ZM67 9H69V10H67ZM76 9H77V8H76ZM87 9H89V10H87ZM106 9H107V8H106ZM106 9H104V10H106ZM110 9H108V10H110ZM132 9H133L134 11H133ZM155 9H156V10H155ZM175 9H176V13H173V15L176 14V16H173V15L171 16V14H172L171 12H174ZM190 9H191V10H190ZM253 9H254V11H253ZM70 10H71L73 13H72V12H69ZM77 10H79V9H77ZM108 10H107V11H108ZM122 10H123L124 12H123ZM145 10H147V13H149V14H147ZM154 10H155V11H154ZM100 11H102V10H100ZM100 11H98V12H100ZM115 11H116L117 13H116ZM131 11H132V14H131ZM135 11H136L137 15H134V14H135ZM144 11H145V12H144ZM152 11H154V12H152ZM156 11H157V13H158V11H159V12H160L159 14H161V13L163 14V15H161V16L163 17L162 20H163L164 22H163V21H162V22H163V24L165 23L164 25L168 24V26H164V25L160 22V21H161V17H160V15H158V14L156 13ZM185 11H186V14H185ZM190 11H191V12H190ZM192 11H193V13H192ZM204 11H205V12H204ZM225 11H226V12H225ZM257 11H258V12H257ZM259 11H260V12L262 11V12L259 13ZM120 12H121V14H123V15H124V13L126 14V16H125V15H124V16L122 15L123 18H125V19H123L122 16L120 17ZM143 12H144V13H143ZM150 12H151V13H150ZM166 12H167V13L169 12V13H171V14H167ZM183 12H184L185 15L183 14ZM187 12H189V13H187ZM247 12H248V13H247ZM250 12L253 13V15L257 13V14H256L257 16L260 14V16H258L260 19H259L257 16H256L255 18H251V17H250V16H251V15H250V14H251ZM38 13H39V15H37ZM70 13H72V16H73L74 18H72L71 16L69 17V15H71ZM90 13H89V15H90ZM138 13H139V14H138ZM141 13H142V14H141ZM145 13H146V14H145ZM152 13H156L157 17L155 16V14H152ZM190 13H191V14H190ZM226 13H228V14H226ZM236 13H237V15H236ZM244 13H245V16L242 15V14H244ZM258 13H259V14H258ZM14 14H15V15H14ZM16 14H17V15H16ZM24 14H25V15H24ZM30 14H31V16L34 14L35 17H34V18L32 17V18H33V19H32L31 16H30ZM48 14H49V16H48ZM73 14H74V15H73ZM77 14H78V12L76 13V15H77ZM86 14H87V13H86ZM96 14H97V16H96ZM118 14H119V15H118ZM130 14H131V15H130ZM150 14H151V15H150ZM165 14H166V15H165ZM225 14H226V15H225ZM240 14H241L243 17H245V18H243ZM248 14H249V15H248ZM5 15H6V14H5ZM12 15H14V16H12ZM22 15H23L24 17H22ZM34 15H33V16H34ZM87 15H88V14H87ZM107 15H105L106 17H104V18H107V17H110V18H111V17H112V16H107ZM129 15H130V16H129ZM147 15H148V17H147ZM152 15H153L154 17H152ZM168 15H169V17H171V18H168ZM178 15L180 16V18H181V16L184 15V16H183L184 18H182V19H183V20H182V23H183V24H181V22H180L181 19L178 18V17H179ZM189 15H190V17H191V16H192V17H191V18H189V17H188V18H185V17H187V16H189ZM193 15H195V16H193ZM196 15H197V16L199 15V16L197 17ZM19 16H20V20H17ZM36 16H37V17H36ZM40 16L42 17V21L40 20V19H41ZM127 16H129V17H127ZM136 16H137L138 18L135 19ZM165 16H166V17H165ZM200 16H201V17H200ZM221 16H222V17H221ZM239 16H241V18H240ZM14 17H16L17 19H16V18L14 19ZM21 17H22V18H21ZM43 17H44V18H43ZM98 17H100V22H99V24L101 23L102 25L100 24V25L97 26V24H98L97 21H96L97 24L94 23V22H95V19H97V20L99 19ZM119 17L121 18V21H120V18H119ZM130 17H131L132 19L134 18V19H133L134 21H133ZM150 17H151V18H150ZM158 17H159V19H158ZM199 17H200V18H199ZM230 17H231V18H230ZM234 17H237V18H234ZM238 17H239L240 19H239ZM247 17H248V18H247ZM3 18H5V17H3ZM6 18H7V17H6ZM12 18H13V20H12ZM93 18H94V19H93ZM110 18H109V19H110ZM118 18H119V19H118ZM126 18H129V19L127 20ZM149 18H150V19H149ZM152 18H154V19H152ZM166 18H167V19H166ZM173 18H174V19H173ZM177 18H178V19H177ZM229 18H230V19H229ZM233 18H234V20L232 21ZM9 19H11V21H9ZM21 19H22V20H21ZM31 19H32V21H31ZM87 19H88V21H87ZM122 19H123L124 21H123ZM137 19H138V21L141 20L142 23L144 24L143 26H145V27L140 26L139 24L141 23V21L138 22ZM142 19H143V20H142ZM151 19H152L153 21H152ZM157 19L159 20L158 22H157ZM168 19H173V20H171V21H172V23H175V24H173V25H169V24L171 23V21L169 22ZM184 19H186V20L189 19V20H188V21H186V20L184 21ZM213 19H214V20H213ZM14 20H15V21H14ZM107 20H108V19H106V22H105V23H107V25H108ZM110 20H111V19H110ZM129 20H130V21H129ZM165 20H167L168 22L166 21V22H167V23H166ZM178 20H179V22L177 23ZM4 21L2 20V22H4ZM16 21H18L19 23L16 22ZM33 21H35V23H33ZM40 21H41L42 23H41ZM89 21H90L91 23H89ZM98 21H99V20H98ZM128 21L132 23V25H131L132 27L129 26L131 23H129ZM132 21H133V22H132ZM144 21H145V22H144ZM154 21H156L157 23L154 22ZM209 21H210V22H209ZM229 21H230V23H229ZM238 21H239L241 24H239ZM241 21H242L243 23H242ZM23 22H25V23L27 22V23H28V21H23ZM23 22H22V23H23ZM87 22H88L89 24H87ZM114 22H115V23H114ZM126 22H127V23H126ZM137 22H138V23H137ZM185 22H186V23H185ZM233 22H235V23H233ZM262 22H263V23H262ZM83 23H85L86 25L83 24ZM93 23H94V24L96 25V27L99 28L100 30H98L97 28L95 29V26H94ZM133 23H134V24H133ZM160 23H161V24H160ZM172 23H171V24H172ZM197 23H198V25H197ZM207 23H208V24H207ZM228 23H229V25H228ZM236 23L239 25V27L237 26ZM255 23H256V24H255ZM9 24L11 25V23H9ZM13 24H12V25H13ZM75 24H76V26H75ZM92 24H93V25H92ZM122 24H121V25H122ZM135 24H137V25H135ZM202 24H203V25H202ZM205 24H206V25H205ZM215 24H216V25H215ZM230 24H231V25H232V24H235L238 28H237L235 25H232V26L230 27ZM244 24H245V25H244ZM250 24H251V25H250ZM253 24H254L255 26H254ZM30 25H31V24H30ZM36 25H38L39 28H38V26H36ZM87 25H88V26H87ZM116 25H117V26H116ZM146 25H147V26H146ZM196 25H197V26H196ZM225 25H226V27H225L226 29H228V28H227L228 26L230 27V29L228 30L229 32H228L227 30H224V26H225ZM249 25H250V27H248ZM257 25H258V26H257ZM28 26H29V24H28ZM90 26H91V27H90ZM99 26H101V27H99ZM133 26H134V31H133V29H132ZM139 26H140V27H139ZM158 26H159V27H158ZM179 26H180V27H179ZM198 26H199V27H198ZM204 26H205V27H204ZM222 26H223V27H222ZM92 27H94V28H92ZM118 27H119V28H118ZM124 27H129V28H124ZM135 27H136V29L140 28V29L138 30L139 32H140V31L143 32L144 29H145V30L147 29V30H146V32H143V33L140 32V33H139V32L135 29ZM137 27H138V28H137ZM141 27H142V28H141ZM146 27H147V28H146ZM148 27H149L150 29H149ZM202 27H204V28H202ZM207 27H208V28H207ZM209 27H211V28H209ZM212 27H213V28H212ZM234 27H236L237 29H240V31L243 30V29H245V27H247V28L245 29V32H244V30H243V32L241 33V35L239 34L240 31L237 32L239 35H238V34L236 35V33H235V31H234V29L236 30V28H234ZM240 27H241L242 29H241ZM70 28H71V29H70ZM72 28H73V30H72ZM120 28H123V30L120 29ZM143 28H144V29H143ZM192 28H194V29L196 28V29H195V32H193L194 29H192ZM198 28H199V29H198ZM231 28H232V29H231ZM233 28H234V29H233ZM250 28H251V29H250ZM47 29H48V28H47ZM124 29H126V30L124 31ZM127 29H128V31H127ZM141 29H142V30H141ZM153 29H154V31H153ZM157 29H158V30H157ZM201 29H202V31H201ZM213 29H218V30H219V31L215 34V35L218 34V35H217L218 37H219V35L221 34V33H220L221 31H222V34H224V35H225V32L227 31V32H228V33H227L228 37H229V34H231V37H229V38H230V39H231V38L233 39V36H234V35L232 36V32L234 31V33H235V35H236L235 37H238V36H239V38L241 39V40H240V39L238 38L239 40L237 41V39L234 38V39L232 40L233 42H234L235 40H236L235 42H237V43H234V44H237V45H236V46H237V51H236V46H235V47H234V46H231V45L233 44V42H230V41H229V40H230L229 38H228L229 40L227 41V40H226V39H227V38H226V35H225V38H226V39L222 37V39H224L226 42H228V43H229V42L232 43V44L229 43V45L231 46V48H232V47L235 48L234 50H233V49L230 50V47H229L228 43L226 44V46L228 45L227 47H229V49H228V48H227V49H228L229 51H231V53H230L231 57H229V56L227 55V53H228V52H227V49H225L227 53L225 52V50L220 49V48H221L220 46L223 45V44H224L223 48L225 47V41H224V40L222 41V39H221V38H218L217 36H216L217 39H216V37L214 38L213 35H212V30H213ZM221 29H222V30H221ZM258 29H259V28H258ZM77 30H78V31H81V32H78ZM90 30H91V31H90ZM120 30H122V32L124 31L125 33H122ZM131 30H132V32H131ZM148 30H149V31L152 30L153 32H155V31H156V32L158 31V32H157V33H156V32H155V33H152V31H151V33H152V34H151ZM196 30H198V31H196ZM220 30H221V31H220ZM248 30H249V31H248ZM72 31H73V32H72ZM74 31H76V32H74ZM92 31H93V32H92ZM101 31H102V32H101ZM112 31H115V33H113ZM116 31L119 32V33H116ZM191 31L193 32V34H190V33H192ZM200 31H201V32H200ZM206 31H208V32H206ZM260 31H259V30H258V31H257V30L253 31L254 33L252 32V35H254L256 32H257V33L259 32V34H263V38H264V33H260ZM83 32H84L85 34H84ZM104 32H105V33H104ZM120 32H121V33H120ZM137 32H138L139 35L137 34ZM147 32H148V34H146V36H145L144 33H147ZM178 32H179V33H178ZM185 32H186V33L188 32V33H187V34H184ZM209 32H210V33H209ZM223 32H224V33H223ZM71 33H72V34H71ZM169 33H170V34H169ZM181 33H183L184 35H182ZM200 33H203V34H200ZM248 33H249V34H248ZM70 34H71L73 37H72ZM73 34H74V35H73ZM80 34H81V36H80ZM128 34H129V35H128ZM136 34H137V35H136ZM163 34H164V35H163ZM167 34H168V35H167ZM222 34L220 35V37L223 36ZM259 34H257V35L259 36ZM11 35H12V34H11ZM11 35H10V38H12ZM34 35H33V37H35V40H36V41L34 40V38H33L32 36H31L30 38H28V39H27L26 37H21L20 39H21L23 42H25V44H26V43H27V44L30 43V42H26V41H31V43L34 44L33 47H34V46L36 47V48H33V49H37L36 51H38L40 48H38V46H36V45H38V43L36 44V42H37V38H36V36H34ZM65 35H67V36L70 35V36H71V40H66V39H68V38L70 39V37H66ZM90 35H91V36H90ZM148 35H149V36H148ZM156 35H157V36H160V37L158 38ZM169 35H171V37H172V35H173V37H172V38H171V37L169 38ZM202 35L204 36V38H202V37H203ZM207 35H209V36H207ZM211 35H212V36H211ZM252 35L250 34L249 37H251ZM38 36H39V37H38ZM64 36H65V37H64ZM79 36H80V37H79ZM113 36H114V37H113ZM154 36H155L156 38H155ZM161 36H164V37H161ZM177 36H178V37H177ZM254 36L256 37V39H259V37H261L262 35H260L259 37H257L256 34H255ZM254 36H253V37H254ZM76 37H77V38L79 37V39H76ZM85 37H86V38H85ZM88 37H89L90 39H89ZM112 37H113V38H112ZM134 37H135V38H134ZM137 37H138L139 40L136 39ZM149 37L151 38V41H150V38H149ZM167 37H168L169 39H168ZM176 37H177V38H176ZM181 37H183V38H181ZM184 37H185V38H184ZM208 37H210L211 39L214 38V39H215V42H217L216 40L221 39L220 42H224V43H220L221 45L217 43V45H216V46L219 47V48L217 47L219 51L222 50V51L219 52V53H220V54H221V53L224 54V52H225V55H226V56L223 55V54H221L222 57L224 58V56H225L224 59H227V57H229V58H231V60L229 61V60H228L229 58H228V59H227V62H226V60H225V63H223V62H224V61H223L224 59L221 61V60H219V58H218L219 63H220V61H221V63H222V65H221V64H220V65L218 64L219 66H221L220 68L217 67L218 65H217V66L213 65L215 62H214L213 64H211V65H213V66H215V67H217V68H219V69H218L217 71H216V69H215L216 72H213L212 69L209 67V68L211 69V70H210V69H209V70H210V72L212 73V75H214V73H215V76H214L215 78H212V79H213L212 82H214V83H212V82H211V83H209V82L207 83V84H209V86H210V84H211V89H210V90L208 89L209 87H207L208 85L205 86V89H203V90H205L206 92L209 90V93L207 92V93H208V94H207L205 91H204V92L201 91L202 88H204V84L202 85V88H200V86H201L202 83H204V81L209 80V79H207V78H209L210 75H209L208 77H206V75H207V74H211V73H208V71H207V74L205 73V72H206L205 69H208V67L205 68V69L202 68V69L205 71V72H204V73L206 74V75H205V78H206L207 80H206V79L203 80V78H204V77H203L202 79H200V80L203 81L202 83H198V81H196L197 79H195V81H196V82H195L193 78L196 77V76H195V75H196L195 73H197V71H195L196 68H195V66H194V68H193V65H194L195 62L197 61V60H196L197 58L195 59L196 61L193 59V60H194V62H193L194 64H193L192 66H190L191 63H188V62H191V61H193V60H192V58H190V57H189L190 59L187 58L188 52H190V51L187 52V51H186V50H187L186 48H188V47L190 48L191 46H192V47H195L194 45L198 44V42L201 43L200 41H202V40L205 39V38H206L205 41H206V42H209V41H207V39L209 40ZM246 37H247V38H246ZM255 37H254V38H255ZM22 38H23V39H22ZM31 38H32V39H31ZM72 38H73V39H72ZM80 38H81L82 40H81ZM84 38H85V39H88V40H85ZM95 38H96V39H95ZM99 38H100V39H99ZM160 38H161V41H160V40L157 41V40L160 39ZM166 38H167V39H166ZM174 38H175V39H174ZM199 38H200V39H199ZM263 38H262V39H263ZM25 39H27V40H25ZM29 39H30V40H29ZM49 39H50V40H49ZM58 39H59V41H57ZM63 39H65V43H64V40H63ZM75 39H76V40H75ZM94 39L97 40L96 43H95ZM103 39H105V40H103ZM113 39H114L115 42L113 41ZM119 39H121V41H120ZM135 39H136L137 41H136ZM143 39L146 40V41L144 42ZM153 39H156V40H155L156 42H154ZM182 39H183V40H182ZM251 39H252V38H249V39H248V41H249V43H250L251 45H253L255 42L257 43V42L259 41V40L256 41L255 39H253L254 41H252ZM24 40H25V41H24ZM44 40H46V41H44ZM51 40H52V41H51ZM55 40H56V41H55ZM73 40H74V41H73ZM83 40H84V41H83ZM89 40H90V41H89ZM98 40H99L100 42H99ZM102 40H103V42H102ZM108 40L110 41V43L113 44L112 46H111V44L109 43ZM174 40H175V42H173ZM185 40H186V41H185ZM250 40H251V41H250ZM33 41H34V42H33ZM40 41H41V42L44 41V44H45V45L48 43L47 46H44V44H41ZM47 41H48V42H47ZM49 41H50L52 44H50ZM61 41H62L63 44L61 43ZM67 41H68V42H67ZM70 41H71V42H70ZM81 41H83V42H82L81 44H78V43H80ZM86 41H87V42L89 41V42L86 43ZM91 41H92V42H91ZM104 41H105V42H104ZM106 41H107V42H106ZM111 41H112V42H111ZM139 41H142V42H139ZM181 41H182V42H181ZM197 41H198V42H197ZM203 41H204V40H203ZM203 41H202V42H203ZM205 41H204L205 44L203 43L204 46H205L206 44L208 45V43H206ZM263 41H264V40H263ZM263 41H260V43L262 44ZM23 42H20V43H19L20 46L23 44ZM46 42H47V43H46ZM53 42H54V43H53ZM57 42H58V44H61V45H60L61 47L58 46ZM66 42H67V43H66ZM75 42L77 43V45H75V44H76ZM116 42H117V43H116ZM118 42H119V43H118ZM146 42L148 43V45H147ZM151 42H152L153 44H152ZM161 42H162V43H161ZM178 42H180L181 45H180V43H178ZM185 42H187V43H185ZM196 42H197V43H196ZM210 42H211V40H210ZM215 42H214V43H215ZM218 42H219V41H218ZM252 42H254V43L252 44ZM21 43H22V44H21ZM31 43H30V44H31ZM68 43H71V44H70V45H72L71 48L74 47L73 49H71V48L69 47V48H70V51H68V46H70ZM73 43H74V44H73ZM84 43H86V45H85ZM105 43H107V44H105ZM108 43H109V44H108ZM156 43H157V44H156ZM173 43H175L176 45H177V43H178V45L176 46V45L173 44ZM184 43H185V44H184ZM190 43H192V45H191ZM193 43H194V44H193ZM195 43H196V44H195ZM256 43H255V45H256ZM49 44H50V45H53V44H54V46H50ZM55 44H56V45H55ZM83 44H84V45H83ZM96 44L99 45V46H97ZM104 44H105V45H104ZM117 44H118V45H117ZM120 44H121V45H122V44H123V45L126 44V46H122V47H123V48H122ZM151 44H152V46H151ZM155 44H156V45H155ZM159 44H160V45H159ZM168 44H169V45H168ZM170 44H171V45H170ZM203 44H201V45H203ZM209 44H210V43H209ZM250 44H249V45H250ZM12 45H13V44H12ZM23 45H24V44H23ZM62 45H64V46L66 45L67 48H64V46L62 47ZM78 45H79L80 47H85V48H80ZM87 45H88V47H86ZM89 45H90V46H89ZM91 45H92V46H91ZM94 45H95V46H94ZM115 45H117V46H115ZM142 45H144L143 48H142ZM145 45H146V46H145ZM153 45H154V47H153ZM163 45H165V47H164ZM182 45H183V46H182ZM210 45H214V44H213V40H212V43H211ZM219 45H220V46H219ZM245 45H246V44H245ZM251 45H250V46H251ZM257 45L259 46V43H258ZM263 45H264V44H263ZM263 45H262V46H263ZM13 46H14V45H13ZM16 46H18V44H17ZM66 46H65V47H66ZM96 46H97V47H96ZM118 46H119L120 50H119ZM173 46H175V47H173ZM197 46H198V45H197ZM204 46H200V47L202 48V47H204ZM208 46H209V45H208ZM208 46H205V47L208 48ZM216 46L214 45L213 47L216 48ZM247 46H248V43H247ZM262 46H260V47L262 48ZM31 47H32V46H31ZM57 47H59V48H57ZM98 47H99V48H98ZM110 47H111V48H110ZM112 47H113V49H112ZM125 47H126V49H125ZM131 47H132V49H130ZM138 47H139V49H138ZM140 47H141V48H140ZM147 47H148V48H147ZM149 47H150L151 50H149ZM159 47H160V50L158 49ZM162 47H164V49H163ZM171 47H172V48H171ZM200 47H198V48H200ZM213 47L211 46V48H212V49H211L210 46H209V48H208L207 51H209V49H210L211 52L213 53V51H212V50H213ZM252 47H253V49H252ZM256 47H257V46H256ZM8 48H9V47H8ZM55 48H57V49H55ZM115 48H116V49L118 48V50H116ZM128 48H129V49H128ZM133 48H134V50H133ZM189 48H188V50H189ZM198 48H197V51L200 50V49H198ZM206 48L203 49V51H201V53H202V52H205ZM217 48H216V49H217ZM243 48H244V49H243ZM258 48H259V47H258ZM263 48H264V47H263ZM263 48H262V49H263ZM54 49L56 50V52L53 54V52L55 51ZM77 49H79V50L76 52ZM104 49H107V50H104ZM109 49L111 50V52H114V51H115V52H114V53H111ZM121 49H122V51H121ZM123 49H124V50H123ZM137 49H138V50H137ZM141 49H142V52H144V53H141V52H140ZM145 49H146V50H145ZM147 49H148V50H147ZM154 49H156V50H154ZM157 49H158L162 54H161ZM180 49L183 50L184 52L180 51ZM190 49H191V48H190ZM192 49H193V48H192ZM216 49H215V51H216ZM247 49L250 50L249 48H247ZM247 49H246V50H247ZM251 49H252V50L255 49V48H254V45L251 46ZM262 49H261V51H262ZM52 50H53V51H52ZM62 50L64 51V53H62ZM73 50H74V51H73ZM89 50H90V51H89ZM97 50H98V51H97ZM113 50H114V51H113ZM126 50H127V51H126ZM132 50H133V51H132ZM135 50H137L139 53H138V52L136 53ZM143 50H144V51H143ZM163 50H164V51H163ZM168 50H169V51H168ZM170 50H171V52H170ZM172 50H173V52H172ZM178 50H179V54H181L180 52H182V54L184 53V55L186 54L185 56H184V55H180V56H182V58H185V57H186L187 59H186V58H185V59H182V58L180 59L179 54H177ZM218 50H217V51H218ZM232 50H233V51H232ZM246 50H245V51H246ZM252 50H250V51L252 52ZM263 50H264V49H263ZM36 51L34 50V52H36ZM41 51H42V49H41L40 51H38V52L40 53ZM67 51H68V52H67ZM86 51H87V53H86ZM88 51H89V53H88ZM96 51H97L98 53H96ZM100 51H102V52L100 53ZM107 51H108V52H107ZM117 51H118V52H117ZM155 51H156V52L158 51L160 54H159V53H156ZM162 51H163L164 53H165V51H166V52L168 51L167 54H165V57H164V53H163ZM174 51H176V52H174ZM191 51H192V50H191ZM194 51H196L195 48H194ZM197 51H196V52H197ZM207 51L205 52L206 54H207V53L212 54L211 52H207ZM255 51H259V52H261V51H260V48H259L258 50L255 49ZM46 52H45V53H46ZM66 52H67V53H66ZM82 52H83V53H82ZM104 52H105V57H106V58L108 57V55H106V54H110V53H111V55L114 54L115 56H111V55H110V56H111L112 59H113V57H114L115 60L113 59V61H111L112 59L110 60V59H109L110 57H108V59H106L105 57H103ZM120 52H122V55H121ZM151 52H152V54H153V52H155L157 55H155V53L152 55ZM169 52H170V53H169ZM185 52H186V53H185ZM192 52H193V51H192ZM253 52H254V51H253ZM253 52H252V53H253ZM259 52H258V53H259ZM48 53H49V54H48ZM80 53H81V54H80ZM93 53H94V54H93ZM95 53H96V54H95ZM134 53H135L136 55H134ZM140 53H141V55H147V56H146L147 59H146L145 56H141V57H143V58L141 59V57H139ZM175 53H176L179 57H176V54H175ZM193 53H194V52H193ZM198 53H199V51H198ZM198 53H197V57H198ZM219 53L216 52V56H217V57H220V54H219ZM232 53H233V54H232ZM255 53H256V52H255ZM69 54H70V55L72 54L71 56H73V57H70ZM83 54H85V55L83 56ZM87 54H88L89 56L92 55V54H93V55L90 56L91 58H89V56H88ZM98 54H99V55H98ZM119 54H120V55H119ZM123 54H124V55H123ZM126 54L128 55L129 58L126 57V59H124V60L122 59L123 61H125V62L123 63L122 61H120L121 58H122L121 56H123V57L125 58ZM149 54L151 55V57H150ZM206 54H201V55L203 56V60H204V56H205ZM213 54H214V53H213ZM213 54H212V55H213ZM228 54H229V53H228ZM241 54H242V55H241ZM248 54H249V52L246 53V55H248ZM261 54H264V51L261 52L259 56H258V54H257V56L259 57V60L261 59L260 56H261V57H264V56H262ZM74 55H75V56H74ZM81 55H82V57H81ZM116 55H117V56H116ZM131 55H132V56H131ZM161 55H162V58L160 57ZM189 55H192V54L189 53ZM194 55L196 56V54H194ZM207 55H208V54H207ZM218 55H219V56H218ZM249 55H250V54H249ZM251 55H252V54H251ZM55 56H56V55H54L53 58H54ZM67 56H68V57H67ZM76 56L78 57V59H77ZM85 56L88 57V58H86ZM130 56L133 57V58L131 59ZM135 56H136V57H135ZM157 56L160 57V59L157 58V59H159L158 61H156L157 59L155 58V57H157ZM167 56H169V57H167ZM173 56H174V57H173ZM209 56H210V55H209ZM252 56L254 57V53H253ZM257 56H256V57H257ZM80 57H81V58H80ZM83 57H84V58H83ZM97 57H98V58H97ZM100 57H101V58H100ZM118 57H120V58H118ZM138 57H139V59L142 60L143 62H145L144 60H146V67H148L149 65L152 66V65H154V64H155L156 66L154 65V66L149 67V68H144V67H142V64H141V66L139 65V66L137 67V65H138V63H137V61H138ZM144 57H145V59H144ZM148 57H149V58H148ZM175 57H176L177 59H176V60H173V58H175ZM192 57H194V56L192 55ZM210 57H211V56H210ZM213 57H214V56H213ZM222 57H220V59H222ZM246 57H247V56H246ZM59 58H60V57H59ZM61 58H62V56H61ZM67 58H68V59H67ZM69 58H70V59H69ZM71 58H72V59H71ZM85 58H86L87 60H89V61L86 62V59H85ZM103 58L106 59V60H103ZM116 58H117V59H116ZM151 58H152V59H151ZM169 58H170V59H169ZM198 58L200 59V58H202V57L199 56ZM208 58H209V57L207 56V57H206V60H207ZM215 58H216V57H215ZM247 58H248V57H247ZM250 58H252V57H250ZM250 58H249V60H250ZM84 59H85V60H84ZM93 59H94L96 62H97V60H98L97 63H98L99 65H100V64H101V65L99 66V65L95 64V61L92 62ZM99 59H101V61H100ZM118 59H119V60H118ZM130 59H131V60H130ZM135 59H137V61H136ZM149 59H151L152 61L149 60ZM179 59H180V60H179ZM199 59H198V61H200ZM211 59L213 60V58H211ZM243 59H246V58H243ZM75 60H77V61H75ZM81 60H83V61H85V62L83 63V61H81ZM109 60H110L113 64H111V62H110ZM129 60H130L131 62H130ZM134 60H135V62H136V63L134 62L135 67H137L138 69H139L140 67H142V68L145 69V71H146V69H147V73H146L145 71L140 72V75H141L142 77H141L140 75H137L138 73H133V72H132V70H134V65H133V69L131 70V72L133 73V75H132V73H131L130 75H128V72H129V69H128V68H130V67L132 68L131 65L133 64L132 62H133ZM172 60H173V61H172ZM186 60H187L188 62H187ZM209 60H210V58L208 59L207 62H209ZM212 60L210 61L211 63L213 62ZM214 60H215V61H218L217 59H214ZM238 60H239V61H238ZM251 60L254 61V58L251 59ZM255 60H256V58H255ZM54 61H53V62H54ZM65 61H66V62H65ZM99 61H100V63H99ZM105 61H107V62H105ZM116 61H119V62H116ZM142 61H141V62H142ZM154 61H155V62H154ZM164 61L168 62L169 64H167V63L164 62ZM178 61H179L180 63H178ZM183 61H184V62H183ZM204 61H205V60H204ZM228 61H229V62H228ZM241 61L243 62L244 60H241ZM247 61H248V60H247ZM247 61H246V63H247ZM256 61H258V59H257ZM55 62H54V63H55ZM58 62H59V63H58ZM89 62H91V63H89ZM103 62H104V63H103ZM108 62H109V63H108ZM114 62L118 63V65L121 64V63H122L123 65L121 64L120 66L115 67V66H117V64L114 63ZM120 62H121V63H120ZM139 62H140V61H139ZM156 62H157V64H156ZM182 62H183V64H185L184 66H182V64H181ZM185 62H187V63H185ZM201 62H202L204 65H205V63H206V62L204 63L203 61H201ZM244 62H245V61H244ZM87 63H88V64H87ZM93 63H94V64H93ZM107 63L109 64V66H108V68H107L109 71H108V70L106 71V67H107V65H108ZM130 63H131V64H130ZM173 63H174V64H173ZM175 63H176V64H175ZM197 63H198L197 65H199V62H197ZM216 63H218V62H216ZM233 63H234L235 65H234ZM236 63H237L238 65H237ZM249 63H250V64H248V63H247V64L250 65V66H252V64H253L254 62L251 64V62L249 61ZM55 64H56V63H55ZM65 64H66V66L64 67ZM71 64H72V67H71ZM83 64H84V65H83ZM92 64H93V65H92ZM102 64L105 65V66H103ZM106 64H107V65H106ZM124 64H125V66H124ZM127 64H128V66H127ZM129 64H130V67H129ZM147 64H148V66H147ZM158 64H159V65H158ZM171 64H172V65H171ZM177 64L179 65V66H178L179 68L176 67ZM188 64H189V65H188ZM209 64H210V63H209ZM242 64H243V65H246V64H244V63H242ZM258 64L260 65L261 62H259ZM58 65H59V66H58ZM62 65H63V66H62ZM68 65H69L71 68H69ZM75 65H76V66H75ZM87 65H89V66L87 67ZM113 65H114V66H113ZM143 65H144V64H143ZM160 65H162V66L160 67L161 69H159V66H160ZM164 65H165V66H164ZM187 65H188L189 67H188ZM197 65H196V66H197ZM201 65H202V64H200L199 67H201ZM206 65H207V64H206ZM225 65H228V66H225ZM248 65H247L246 67L249 68L250 66H248ZM255 65H257V62L255 63ZM261 65H262V64H261ZM261 65H260V66H261ZM60 66H61V67H60ZM73 66H74V67H73ZM90 66H92V67H93V70L96 71L100 76H95V77H94L93 75H95L96 72L94 73V71L91 70L92 67H90ZM94 66H95V67H94ZM110 66H111V67H110ZM122 66H124V69H125V70L123 69ZM172 66L174 67V69H173ZM180 66H181V67H180ZM208 66H210V65H208ZM224 66H225V67H224ZM229 66H233V67L235 66L236 68H230ZM240 66H241V65H240ZM59 67H60V68H59ZM85 67H87V68H85ZM89 67H90V69H88ZM97 67L100 68L99 71H98V68H97ZM101 67H102V69H103V68H105V69H103V71L100 72V70H102ZM109 67H110V68H109ZM113 67H114V68H113ZM119 67H120V68H119ZM121 67H122V68H121ZM157 67H158V69H155V68H157ZM185 67H187V68H185ZM190 67L192 68V71H191V70H190L191 72L189 71V72H190V75H189V72H188L187 70L190 69ZM197 67H198V66H197ZM202 67H204V66H202ZM226 67H227V68H226ZM241 67H242V66H241ZM243 67H245V66H243ZM243 67H242V68H243ZM252 67H253V66H252ZM57 68H58L59 72L57 71ZM72 68H73V69H72ZM79 68H80L82 71H81V70H78ZM94 68H95V69H94ZM111 68H112V69H111ZM152 68L154 69V71H152V70H153ZM175 68H176L177 70H175ZM181 68H182V69H181ZM184 68H185V69H184ZM228 68H229V69H228ZM242 68H241V70H243V69L246 70V68H243V69H242ZM259 68H260V67H259ZM262 68H263V71H264V66H262L261 69H259V70L261 71ZM55 69H56V70H55ZM86 69H87V71H86ZM113 69H114V70H113ZM121 69L123 70V73H122V74L125 75V76H123V77H122L121 74H120V73L122 72ZM127 69H128V70H127ZM138 69H137V71H142V70H144V69H141V68H140L139 70H138ZM148 69H150V70H149L150 73H148ZM194 69H195V70H194ZM198 69H199V68H197V70H198ZM213 69H214V68H213ZM227 69L229 70V72H227V71H228ZM233 69H234V71L232 72ZM62 70H63V71H62ZM89 70L92 71V73H94V74H92ZM111 70H112V71H111ZM117 70H120V71L118 72ZM126 70H127L128 72H127ZM221 70H222V72H221ZM225 70H226V71H225ZM245 70L243 71L244 74H245V72L249 73V71H247V70L245 71ZM248 70H249V69H248ZM252 70H253V71H256V70H254V69H252ZM259 70H258L257 72H259ZM64 71H65V72H64ZM78 71H79V72H78ZM80 71H81L82 73L84 72L83 75H80V74H82ZM85 71H86V73H85ZM104 71H105L106 74H107V73L109 74L110 71H111V73H110L109 75L107 74L108 76H107V75L105 76V73H102V72H104ZM158 71H159V72H158ZM171 71H172V72H171ZM174 71H175L176 73H175ZM177 71L179 72V74H178ZM180 71H181V73H180ZM199 71H200V70H198V73H200L202 70H201L200 72H199ZM218 71L221 72L222 74L220 75V73H219L218 75H216V73H218ZM250 71H251V68H250ZM60 72H62V73H60ZM126 72H127V74H126ZM134 72H135V70H134ZM152 72H153V73H152ZM156 72H157L158 74H156ZM184 72H185V73H184ZM192 72H193V74H192L193 76L191 75ZM224 72H225V73H224ZM238 72L241 73V71H240L239 68L237 69L236 75L239 74ZM73 73H74V72H73ZM78 73H79V74H78ZM97 73H96V75H98ZM112 73H114L115 76H114ZM118 73L120 74L119 77L122 78V79L126 78V76L128 75V76H130L129 79L131 80V79L133 78V76H134V77H135V78H134V81L132 80V81L130 82L131 85H129V82L127 81V80H128V77H127V78H126L127 80H125V79H124L125 81L123 80V81L125 82V84H124V82H123V84H122V82H121V84H120L119 81H121L122 79H118L119 77H118V78L116 77L117 75H119ZM129 73H130V72H129ZM141 73H142V74L144 73V74L142 75ZM174 73H175V74H174ZM202 73H203V72H201L200 75H201ZM243 73H241V74H243ZM251 73H255V72H251ZM259 73H260V72H259ZM259 73H258V74H259ZM261 73H262V71H261ZM59 74H61V75L59 76ZM91 74H92V75H91ZM102 74H104V75H103V76H104L103 79H102V76H101ZM134 74H135V75H134ZM148 74H149V75H148ZM150 74H151V75H150ZM153 74H154V75H153ZM164 74H166V75H168L169 77H171V78H170V79H171V83H172L171 85H168V84H167L166 82H164V81L162 82V75H164ZM181 74H182V77L185 76V79L188 77L187 80H186V83H185V80H182V77L180 76ZM186 74H188L189 76L186 75ZM241 74H240V75H241ZM244 74H243V77H244ZM262 74H263V73H262ZM76 75H77V77H76ZM78 75H79V77H78ZM171 75H172V76H171ZM175 75H176V77H174ZM198 75H199V74H198ZM200 75H199V76H200ZM212 75H211V77H213ZM226 75H228V74H226ZM229 75H230V74H229ZM236 75H235V76H236ZM247 75H248V76H251V74H250V75L247 74ZM254 75H257V73L254 74ZM254 75H253V77H254ZM259 75H260V74H259ZM109 76H110V80L108 79ZM137 76H138V78H136ZM139 76H140V77H139ZM178 76H180V78H178ZM190 76H191V77H190ZM203 76H204V74H203ZM218 76L220 77L219 79H217ZM230 76H231V75H230ZM230 76H229L228 78H230ZM237 76H238V75H237ZM241 76H242V75H241ZM261 76H263V75H260V77H261ZM59 77H60V79H59ZM61 77H62V78H61ZM98 77H100V81H101V82L99 81V78H98ZM111 77H113V78L116 77V78L113 79V78H111ZM131 77H132V78H131ZM144 77H146V79H144ZM152 77H153V78H152ZM159 77H160V78H159ZM200 77H201V76H200ZM260 77H259V76L256 77V79H254L255 82H256L257 78L259 79ZM96 78H97L98 80H97ZM104 78L107 79V80H109L108 82H109L110 85L107 83V80H105ZM148 78H149V79H148ZM151 78L153 79V81H151V80H152ZM176 78H177V79H176ZM190 78H192V79H190ZM196 78H197V77H196ZM222 78H223V79L225 78V79L223 80ZM235 78H237V77H235ZM235 78H234V81H235ZM241 78H242V77H241ZM58 79H59V80H58ZM74 79H75V80H74ZM86 79H88V80H86ZM101 79H102L103 81H102ZM115 79L117 80V83H114V82H116ZM136 79H138L140 82H139L138 80L135 81ZM155 79H156V80H155ZM158 79H159V81L157 82ZM175 79H176V80H175ZM179 79H181V80H179ZM216 79H217V80H216ZM221 79H222V80H221ZM230 79H231V78H230ZM246 79H247V77H246ZM96 80L99 81V83H98ZM111 80L113 81V82H112L113 84H111ZM118 80H119V81H118ZM145 80H146V82H145ZM174 80H175V81H174ZM188 80H189V81L191 80L192 83H193V81H194L193 86L190 84L191 87H194V89L196 88L195 86H197V83H198V87L195 89V91H193L194 93H192V94H190V93H191L192 90H194V89L190 88V89L188 90V86H190ZM214 80L216 81V83L219 81L218 83H219V85H220L219 87L221 88L220 90L218 89V83L216 84V85H217V86H216ZM236 80H237V79H236ZM238 80H239V79H238ZM238 80H237V81H238ZM248 80H249V78H248ZM252 80H253V78H252ZM252 80L250 79V82H253ZM95 81H96L97 83H96ZM126 81H127V82H126ZM150 81H151V82H150ZM155 81H156V84H154ZM160 81H161V82H160ZM178 81H179V82H178ZM182 81H183V83H182ZM191 81H190V82H191ZM223 81H224V83H223ZM228 81H229V79H228ZM232 81H233V80H232ZM234 81H233V82H234ZM242 81H243V80L241 79V82H242ZM262 81H263V82H262ZM118 82H119V86H118L119 88L115 85L114 93H111V92H113V89H114V88H112V87H114V84H117V85H118ZM137 82H138V83H137ZM147 82H148V84H149V82H150V84H149L150 86L147 84ZM159 82H160V83H159ZM177 82H178V83H177ZM187 82H188V83H187ZM199 82H200V81H199ZM230 82H231V80H230ZM77 83H76V84H77ZM158 83H159L160 85H159ZM165 83H166V84H165ZM175 83H176V84H175ZM184 83H185L186 85H183ZM221 83H222L223 85H222ZM237 83H239V82H237ZM243 83H244V82H242V84H243ZM61 84H63V83L61 82ZM61 84H59V85H61ZM71 84H72V85H71ZM82 84H83V85H82ZM107 84L110 86V90L112 89L111 92H110V90H109V87L107 88V86H108ZM163 84H164V85H163ZM177 84H178V85H177ZM199 84H200V85H199ZM231 84H232V85H233V84L237 85L236 82H234V83H230V85H231ZM59 85H57V87H59ZM111 85H112V87H111ZM121 85H122V86H121ZM127 85H128V86H127ZM136 85H135V86H136ZM156 85H157V87H156ZM161 85H162V89H161ZM165 85H166V87H165ZM176 85H177V86H176ZM181 85H182L183 87L186 86V87H185V90H184L183 87H178V86H181ZM205 85H206V84H205ZM235 85H234V86H235ZM247 85H249L248 87H250L252 84L249 83V84H247ZM67 86H66L65 88H67ZM82 86H83V87H82ZM105 86H106V87H105ZM146 86H147V87H146ZM159 86H160V88H158ZM212 86H213V87H212ZM215 86H216V87H215ZM222 86H223V87H222ZM234 86H232V87H234ZM239 86H240V85L238 84V87H239ZM253 86H254V83H253ZM255 86H254V87H255ZM57 87H56V88H57ZM61 87H62V88H61ZM61 87H59V89L57 88L58 91H60V89H61V91H62V90L64 91V86L62 85ZM72 87H73V88H72ZM116 87H117V89H116ZM149 87H150V88H149ZM155 87H156V88H155ZM164 87H165V88H164ZM176 87H177V88H176ZM206 87H207V88H206ZM224 87H225V89H224ZM238 87L235 86L236 89H237ZM242 87H243V86H242ZM242 87H239L237 90H239V89L241 90ZM56 88H55L53 94L56 93V92H58V91H56ZM70 88H68V91L70 90ZM74 88H75V89H74ZM122 88H123V89H122ZM152 88H153V90H152ZM178 88H179V90H180V88H182V89L184 90V91H182V89L180 90V93H182V95H180V96H182V97L185 98V99L187 98V99H186L187 101H188V98H189V101L192 99V103H191V101H190V102H189V101L186 102L184 99L180 101V97H178V94H179L178 92H179V91H177ZM235 88L232 89V88L230 87V89H232L233 91H234ZM251 88H252V87H251ZM251 88H249V89H251ZM77 89H78V90H77ZM89 89H91V90H90L89 93H88L87 90H89ZM157 89H158V90H157ZM174 89H175V90H174ZM212 89H214V90H212ZM216 89H218V91L215 93ZM226 89H228V90L230 91V94L228 93L229 91L226 92ZM236 89H235V90H236ZM66 90H67V89H65V91H66ZM75 90H76V91H75ZM151 90H152V91H151ZM166 90H167V91H166ZM170 90H171V93H170ZM253 90H254V88H253ZM63 91H62V92H63ZM68 91H67V92H68ZM141 91H142V92H141ZM155 91H156V92H155ZM161 91L163 92V94H162ZM165 91H166V92H165ZM176 91H177V92H176ZM198 91H199V92H198ZM210 91H211V93H210ZM212 91H213V93H212ZM233 91H232V92H233ZM109 92H110V93H109ZM130 92H131V91H130ZM145 92H146V91H145ZM154 92H155L156 95L154 94ZM184 92H186L185 95H184ZM187 92H188V93H187ZM200 92H201V93H202V92L204 93V94H202V97H201V98H200L201 94H199ZM218 92H220V93H218ZM221 92H222V93H221ZM224 92H225V94H224ZM234 92L237 94L236 91H234ZM248 92H251V91H248ZM118 93H117V94H118ZM128 93H129V94H132L131 96H129V97H131V98H132L133 96L136 95L135 97H133L134 99L132 98L133 100H135V98L137 97V100H135V101L133 102V105L131 104L133 100H132L131 98L127 97V96L129 95ZM148 93H149V94H148ZM151 93H152V94H151ZM158 93H159V94H158ZM168 93H169V95L167 96ZM195 93H196V96L194 97V94H195ZM217 93H218V94H217ZM235 93H234V94H235ZM77 94H79V93H77ZM84 94H85V92H84ZM105 94H106V92H105ZM115 94H116V93H115ZM133 94H135V95H133ZM161 94L164 95L163 98H161V100H162V99H163V100H162L161 103H157L155 100H156L157 98H159V96L162 97ZM205 94H206V95H205ZM209 94H210V95H209ZM211 94H212V95H211ZM221 94H222V95H221ZM227 94H229V95H227ZM238 94H237V96H238ZM85 95H86V94H85ZM93 95H95L94 98L96 97V99H98V101H97L96 99L93 98ZM126 95H127V96H126ZM141 95H143V96L145 97V98H144V97L142 96V97L144 98V100L146 101V103H145L144 100H143L142 102H140V99L142 100V98L140 97ZM153 95H154L155 97H154ZM158 95H159V96H158ZM204 95H205L204 98H206V99H202ZM207 95H208V97H207ZM217 95H218V97L221 98V99L216 100V99H217ZM220 95H221L222 97H221ZM226 95H227V97H225ZM231 95H233V93H232ZM152 96H153V97H152ZM156 96H157V98H156ZM190 96H191V98H190ZM210 96H212V97H210ZM213 96H214L215 98H214ZM103 97H105L106 99H102ZM126 97H127L129 100H128V99H125ZM166 97H167V98H166ZM223 97H225L226 99L223 98ZM228 97H229V98H228ZM99 98H100L101 100H104V103H105V101L107 100V102L105 103L106 106L108 105L107 103H110V104L113 105L114 107H113V106L111 107L110 104L108 105V108H107L105 105H103V108H105V109L103 110V108H102L101 106H102V104H104V103H103V101L101 102V100H99ZM120 98L122 99V101H120ZM139 98H140V99H139ZM150 98H152V100H151ZM153 98H154V99H153ZM178 98H179V99H178ZM198 98H199V99H198ZM208 98H209V99H208ZM213 98H214V99H213ZM234 98H236V96H235ZM82 99H83V100H82ZM90 99H91V100H90ZM113 99H112V100H113ZM124 99H125V101H124ZM130 99H131L132 101H130ZM177 99H178V101H177ZM195 99H198V100L201 101V102H199L198 100H195ZM207 99H208V100H207ZM222 99H223V100L225 99L226 101H222ZM241 99H240V100H241ZM75 100H77V101H75ZM93 100H94V102H92ZM116 100H117L118 102H119V101L122 102L123 104H124V102H125L126 105H125V104L122 105V103L119 102V104H121V107H122V108H121L120 105L118 104V102H116ZM126 100H127V102H126ZM138 100H139L140 103H138ZM147 100H148V101H149V100L152 101V103H151L152 105H153V104H156V103L159 104L160 107H159L158 105H153V107H151L150 104H148V101H147ZM159 100H160V99H159ZM205 100L208 101V102H210V103H207ZM213 100H214L216 103H214ZM220 100H221V101H220ZM238 100H239V99H238ZM90 101L92 102V104H94V105H93L94 108H95V107H98V108H96V110H94L93 106H91L92 109H93L92 112L95 111V114H94L95 117H93V115H91L92 112L89 113L91 110L88 112V115H87V111L89 110L88 108L90 107V103H91ZM128 101L130 102V106H129V102H128ZM136 101H137V102H136ZM157 101H158V100H157ZM166 101H168V103H166ZM182 101H183V103H182ZM204 101H205V104H208L209 106L204 105ZM212 101H213V102H212ZM218 101H220L219 104H217ZM228 101H229V103H228ZM230 101H231V102H230ZM263 101H264V100H263ZM67 102H69V101H67ZM100 102L102 103L101 105L99 104ZM155 102H156V103H155ZM177 102H178V103L180 102V103L177 105ZM185 102H186V110L184 109V108H185ZM223 102H227V103H228V104H227L228 106L226 105V103H225V105H223V104H224ZM233 102H234V103H233ZM87 103H89V105H88ZM135 103H136V104H135ZM189 103H190V104H193V105H190ZM197 103L200 104V106H201V103H202L203 106H201V107H200V106H197V105H198ZM236 103H237V104H236ZM261 103H262V102H261ZM261 103H260V104H261ZM70 104H71V103H70ZM80 104H82V103H80ZM80 104H79V105H80ZM116 104H117V106H116ZM134 104H135V105H134ZM137 104H139V105H137ZM163 104H165L164 107H163ZM166 104H167V105H166ZM181 104H182V106H179V105H181ZM213 104H214V106H210V105H213ZM234 104H236V105H234ZM263 104H264V103H263ZM263 104H261L260 107H261ZM79 105H77V106H79ZM87 105H88L89 107H88ZM97 105H100V107H101L102 109L99 108V106H97ZM141 105H142V106H143V105H144V106H145V105H148V106L146 107L147 109H144V111H143V108H145V107L143 106V108H142ZM73 106H74V105H73ZM104 106H105V107H104ZM115 106H116V107H115ZM118 106H119V107H118ZM124 106H126V107H124ZM134 106H135V108H134ZM140 106H141V107H140ZM149 106H150V108H149ZM193 106H195V107H193ZM215 106H216V108H215ZM221 106L223 107V110H224L223 114H222V112H221V111H223ZM224 106H227V109H226V107H224ZM229 106H230V107H229ZM233 106H234V107H233ZM79 107H80V108H79L80 111H83V110H84V108L82 107V105H80ZM81 107H82V109H81ZM91 107H90V109H91ZM136 107H137V108H136ZM176 107H177V108L180 107V108H179L180 111H181V110H184V111H181V114H180V115H177V114L175 113V112H177V108H176ZM182 107H183V109H182ZM188 107H189V108H188ZM190 107H193V108L191 109ZM199 107H200V108H199ZM208 107H209L210 110L208 109ZM211 107H213L214 109H213V108L211 109ZM218 107H220V108H218ZM242 107H244V108H242ZM112 108H113L114 110H116V111H115V112H114V111L111 112V111H112ZM120 108H121V109H120ZM129 108H130V109H133V108H134L135 110L133 109V110L129 111ZM165 108H166V109H165ZM187 108H188V110H187ZM194 108H195V110H194ZM203 108H204V110H203ZM206 108H207V110L210 111V112L205 111ZM217 108L220 109V110L217 111V110H216ZM228 108H229V109H228ZM261 108H264V107H261ZM261 108L259 109L260 111H261ZM97 109H98V110H97ZM106 109H107V110H106ZM136 109H138V110L136 111ZM140 109H141V110H140ZM179 109H178V112H180ZM225 109H226V110H225ZM240 109H242L243 111L240 110ZM85 110L83 111V113L80 112L81 114H83V117H82L81 114H80V116H79V115H78V116H79L80 118L82 117V118H81V119H83L82 121L85 120L84 122H85L86 124H89L88 121H90V122H91L90 124H92V122H93V120L91 121L92 118H90L89 116H88L89 119H86V118H85V116H84ZM101 110H102V111H101ZM108 110H109V112H108ZM110 110H111V111H110ZM193 110H194V112H193ZM212 110H215V111H216L217 116H216L215 111H212ZM238 110H239L240 112H239ZM259 110H258V115H259L260 117H259L258 115H257V118L255 117L256 122H258V123H256V126H257V125L260 126V125H262V123L264 124V121H263V120H264V119H263V118H264V114L262 115V116H263V117H262L263 120L261 119V113H264V111H262V112L260 113ZM69 111H70V110H69ZM123 111H122V112H119V113L116 115V117H117V116H118L119 118H120V116L123 117V116H124V115H123ZM128 111H129V112H128ZM135 111H136V112H135ZM139 111H140V113H139ZM186 111H187V113H186ZM211 111H212V113H211ZM219 111H220V112H219ZM234 111H238V114H237V112H235V114H234ZM241 111H242V113H241ZM96 112H97V113H96ZM106 112H104V115L106 114ZM171 112L173 113V116L171 115ZM190 112H191V113H190ZM203 112H204V113H207L208 115L202 114ZM213 112L215 113V115H214ZM228 112H230V113H228ZM232 112H233V113H232ZM244 112H245L246 114H245ZM68 113H69V112H66V114H65V115H67V117H68ZM110 113H112V114H110ZM182 113H183V114H182ZM184 113H185V114H184ZM210 113H211L212 115H210ZM218 113H220V115H218ZM227 113H228V114H227ZM240 113H241V114H240ZM69 114H70V113H69ZM92 114H93V113H92ZM119 114H121V115H119ZM159 114H155V115H157V118L160 116ZM164 114H165V115H164ZM232 114H233L234 116H235V115H236V116L234 117ZM239 114H240V115H239ZM70 115H71V114H70ZM70 115H69V116H70ZM104 115H103V117H106V116H107V115H106V116H104ZM176 115H177V116H176ZM201 115H202V116H201ZM231 115H232V116H231ZM78 116H77V117H78ZM110 116H108V117H109V122H108V120H107L108 117L105 118V119L107 120L106 122H108V126L113 125L112 122L114 123V119H115V118H114V117H115V114H114V117H113V115H112V118H114L113 121H111ZM174 116H175V117H174ZM193 116H194V115H193ZM203 116H204V118H203ZM206 116H208V117H210V118L207 119L208 117H206ZM213 116H215V117H213ZM218 116H220V117L222 116V117L220 118V117H218ZM228 116H229V119H230V120L228 119ZM70 117H72V116H70ZM70 117L68 118V119H70V120H69V121H66V122H67V125H68V126L70 125L71 127H70V126H69V127L72 129V127H73L74 124H73V125H71V124H72L73 121L76 122V120H75L73 117H72V118H73L74 120H73L72 118H70ZM77 117H76L77 120H78V119L81 120L80 118H77ZM122 117L119 119V120H120L119 122H118V118H116L117 120L115 119V121H117V123H114V124H115V125L117 124L118 126H119V125L121 126V125L123 124V122L125 121ZM153 117H156V116H153ZM164 117H165V118H164ZM173 117H174V118H173ZM182 117H183V116H182ZM184 117H185V116H184ZM216 117H217V118H216ZM226 117H227L228 121H226V120H227ZM236 117H237V118H236ZM62 118H64V117H62ZM65 118H66V116H65ZM84 118H85V119H84ZM205 118H206V119H205ZM211 118H212V119L216 118V119H214V120H215V121H214V120H211ZM233 118H234V120H235V119H236V120H235V121L231 120V119H233ZM239 118H240V120H239ZM259 118H260V119H259ZM68 119L66 118V119H64V120H68ZM71 119H72L73 121H71ZM95 119H96V118H95ZM121 119H122V124H118V123L121 122ZM162 119H164V120H162ZM173 119H174V120H173ZM222 119L225 120V122L223 123V125L221 124ZM123 120H124V121H123ZM172 120H173V121H172ZM207 120H209V121H207ZM216 120H217V121H216ZM224 120H223V121H224ZM237 120H238V121H237ZM86 121H87V122H86ZM110 121H111V123H110ZM213 121H214V122H213ZM220 121H221V122H220ZM259 121H260V122H259ZM261 121H262V122H261ZM62 122H63V119H62ZM69 122H71V123H69ZM75 122H73V123H75ZM208 122H209L210 124H209ZM211 122H213V123L211 124ZM226 122H227V123H226ZM235 122H236V123H235ZM68 123H69V124H68ZM198 123H199V124H198ZM206 123H207V124H206ZM229 123H231V124L234 123V124L231 125V124H229ZM90 124H89V125H90ZM148 124H146V125H148ZM220 124H221L222 126H221ZM224 124H226V125H224ZM228 124H229V125H228ZM115 125H113V126H115ZM146 125H145V126H146ZM158 125H159V126H158ZM193 125H194V126H193ZM200 125H201V126H200ZM202 125H206V126H202ZM219 125H220V127H218ZM227 125H228V127H227ZM234 125H235V126L237 125L238 128L235 127V128L238 129V130L236 129L237 131L234 129ZM64 126H65V125H64ZM113 126H112V127H113ZM155 126H157L158 129L155 128ZM195 126H197V127H195ZM198 126H199V127H198ZM208 126H209V127H208ZM210 126H211V127H210ZM212 126L215 128V129H214L215 133L217 134V132H218V134H217L218 136H217L215 133H214V134L212 133V132H214V131H212V130H209V131H208V129H209V128H212ZM223 126H224V127H223ZM112 127H111V128H112ZM193 127H195L196 130H195ZM200 127H201V128H200ZM217 127H218V129H219V128H220V129L218 130ZM222 127H223L224 129H223ZM145 128H146V127H145ZM198 128H199V129H198ZM225 128H226V129L228 128V131H229L231 134H229V132H226L227 130H226ZM192 129H193V130H192ZM202 129H203V130H202ZM194 130H195V131L198 130L197 133H195ZM220 130H221V131H220ZM223 130H224V131H223ZM231 130H233V131H232L233 133L231 132ZM193 131H194V133H193ZM205 131H206V133H205ZM211 131H212V132H211ZM219 131H220V132H219ZM234 131H235V132H234ZM201 132H202V135L200 134ZM210 132H211V134H209ZM225 132H226L227 134H226ZM192 133H193V134H192ZM198 133H199L200 136L198 135ZM222 133H223V134L225 133V134H224V137H225V138L222 137V135H223ZM236 133H237V134H236ZM190 134H191V135H190ZM206 134H208L207 137H205ZM212 134H213V135H212ZM219 134H220L221 136H220ZM134 135H135L134 137H136V141H137V140H139V142H140V141H143V140L137 138V137H138V136H137L138 134H134ZM149 135H150V137H149ZM153 135H154V136H153ZM189 135H190V137H191L192 140L190 139ZM194 135H195V136H194ZM203 136H204V137H203ZM208 136H209V137H208ZM210 136H211V137H210ZM216 136H217V137L220 136L219 138H221V139H223V140H221V139H216V138H217ZM227 136H228V138L226 139ZM130 137H132V135H130ZM188 137H189V140H190V141L188 140ZM192 137H194L195 140H194V138H192ZM196 137H197V138L199 137V139L197 140ZM201 138H202V139L205 138L208 142H210L209 139H210V140L212 139L211 142H210L211 145H210L206 140H204V139H203L204 141H201ZM233 138H234V139H233ZM239 138H240V139H239ZM242 138H243V139H242ZM259 138H260V139H259ZM130 139H131V138H130ZM130 139H129V140H130ZM134 139H135V138H134ZM134 139H133V137H132V139H131L130 141H133ZM236 139H239V140L236 141ZM181 140H182V139H181ZM199 140H200L201 142H200ZM214 140H216V142H215L216 144H215V145H213V144H214V142H213ZM217 140L220 141V142H217ZM193 141H194V142H193ZM197 141H198V142H197ZM241 141L245 142V144H246V143H249V141L252 142V143H251L252 145L250 146V149H248V150H250L249 152H252L250 155L253 154L252 157L255 158V159H252V161L254 160V161H253V165H254V162H255V161H257L259 158H262V161H261L260 159L258 160L259 162L257 161L258 164L255 163V165H257V166L254 165L255 167H257V169H256L257 171H256V170H254V171L252 170V169H255V168H254V166L252 165V161H249V160H251V159H249L248 162H247L248 164H250L249 162H251V165H250V168H251V169L249 168V165L246 163L247 160L245 161V159H244V155H246V154H248V153L246 152V154H245V151L243 150V148H245L246 145H245L244 147H240V146L244 145V143H243V142L241 143ZM176 142H177V140H176ZM176 142H175L174 144H176ZM236 142H238V143H236ZM239 142H240L242 145L239 144ZM263 142H264V141H263ZM263 142H262V144L264 145ZM167 143H168V142H167ZM167 143L165 144L166 146L168 145ZM212 143H213V144H212ZM233 143H234V144H233ZM259 143H260V142H259ZM225 144H226V145H225ZM228 144H233V145H234L233 149H234V148H235V149H234V150H231V147H232L233 145H230V146H229ZM237 144H239L240 146L237 145ZM256 144H257V143H256ZM211 146H213V147H212V149L210 148V149H211V150H210L209 147H211ZM223 146L225 147V149H224ZM228 146H229L230 149L227 148ZM235 146H237V147L239 146L241 149L238 151V149H236L237 147H235ZM168 147H169V146H168ZM215 147H216V148H215ZM222 147H223V148H222ZM239 147H238V148H239ZM204 148H205V149H204ZM206 148H207V149H206ZM247 148H248V145H247ZM191 149H190V150H191ZM196 149H195V150H196ZM208 149H209L210 152H208ZM221 149H222V152H221ZM219 150H220V152L217 153V151H219ZM223 150H224V153L227 151V154H228V155H227V154H224V153H223ZM225 150H226V151H225ZM228 150H229V151H228ZM235 150H236V151H235ZM191 151H192V150H191ZM191 151H190V152H191ZM230 151H231L232 153H231ZM233 151H234V152H233ZM237 151H238V152H237ZM240 151H241V153L239 154ZM243 151H244V152H243ZM246 151H247V149H246ZM257 151H259V156H257V154H258ZM190 152H189V153H190ZM194 152H193V153H194ZM235 152H236V155L234 156L233 153H235ZM242 152H243L244 154H243ZM186 153H188V152H186ZM189 153H188V154H189ZM193 153H192V155H193ZM216 153H217V154H216ZM230 153L233 154V155H231ZM254 153H255V154H254ZM256 153H257V154H256ZM190 154H191V153H190ZM208 154H209V155H208ZM214 154L217 155V156H216L217 160L219 159L221 162H223V164L220 163V162H218V161L216 160V158L214 157V156H215ZM219 154H220V155L223 154L225 157H228L229 159H228V158H225V160H224V158L222 157L223 155L220 156ZM260 154H261L262 157L260 156ZM192 155H189V156H192ZM196 155H197L198 157H197ZM200 155H201V156H200ZM205 155H206V156H205ZM242 155H243V156H242ZM254 155H256L257 157H255ZM185 156L188 157L187 154H185ZM233 156H234V157H233ZM236 156H239V158H241V159L243 158L244 161L241 160V159H239V158L237 157V158H238V161H239V160L241 161V162L239 161L240 163H238V161H236V160H237ZM247 156H248V155H247ZM194 157H196V158L194 159ZM203 157H208V158H206V159H207V162H208L209 164L206 162V159H205V162H206V163H204V162H202V161H201V162L199 161L200 163L198 162V160H203V161H204V159H201V158H203ZM218 157H219V158H218ZM232 157H233V158H232ZM249 157H250V156H249ZM249 157H246V156H245V158H247V159H248ZM138 158L140 159V157H138ZM138 158H137V159H138ZM150 158H151V157H150ZM164 158H165V157H164ZM164 158H163V159H164ZM213 158H214V159H213ZM222 158H223V159H222ZM231 158H232V159H231ZM235 158H236V159H235ZM256 158H257V160H256ZM139 159L136 160L135 165H138V163L140 164V162H143V160L140 161ZM141 159H142V158H141ZM143 159H144V157H143ZM211 159H212V160H211ZM234 159H235V160H234ZM194 160H195V161H194ZM214 160H216V161H214ZM227 160H228V161H227ZM231 160H233V161H231ZM185 161H187V158H186ZM212 161H214V163H218V164H214V165H213V163H211ZM234 161H235V162H234ZM137 162H138V163H137ZM190 162H189V163H190ZM226 162H227V165H226ZM243 162H244V163H243ZM189 163H185V164L188 165ZM219 163H220V164H219ZM224 163H225V164H224ZM228 163H230V164H228ZM233 163H234V166H233ZM236 163L239 164V165H237ZM242 163H243V165H242ZM141 164L143 165V163H141ZM210 164L213 165V166H215V167L212 168ZM221 164H222V165H221ZM142 165H141V167H142ZM203 165H202V167H203ZM235 165H237V166H235ZM240 165H241V166H240ZM209 166L211 167V168H210L211 171H209ZM218 166H217V167H218ZM238 166H239V169H240V167L242 168V169L240 170V171H242V173H238V172H236V171H239V169L237 168ZM242 166H245V167H242ZM252 166H253V167H252ZM258 166H259V168H258ZM141 167H140V168H141ZM186 167H187V166H185V168H186ZM198 167H199V165H198ZM198 167H196V168H198ZM246 167H247V169L249 168V169L247 170V172H248L247 174H246V171H245V172L243 171V170H246ZM199 168H200V167H199ZM206 168H207V169H206ZM231 168H232L233 171H234V170H235V171L232 172V171H231ZM233 168H234V169H233ZM244 168H245V169H244ZM261 168H262V171L259 172V171L261 170ZM75 169H77V168H73V169H72V170H73L72 172L77 173V172H78V169H77V172H76ZM179 169H180V168H179ZM228 169H230V172H229ZM206 170H207V171H206ZM227 170H228V172H227ZM133 171H134V170H133ZM138 171H139V170H138ZM208 171H209V173H208ZM240 171H239V172H240ZM250 171H251V172H250ZM252 171H253V172H256V174H257L258 172H259V173H258V175L256 176V174L254 173V174H255V175H254ZM225 172H226V173H225ZM235 172H236V173H235ZM190 173H191V174H190ZM214 173H213V174H214ZM222 173H223V174H222ZM229 173H234V174H229ZM237 173H238V174H241V175H243V173H245V174L242 176V178H243V177L245 178V175H247V176H249V177L246 176V177L248 178V181L250 180L249 178H252V177L256 176V178L254 177V178H252L253 180L251 179V180L249 181V182L253 183L252 186H251V185H250L251 187L248 186L249 184H251V183H249V182H248L249 184H248L247 182H246V184H245V181H247V178H246L245 180H244V178H243V179L240 178V179H242V180H240V179L238 178V175H237L238 180L236 181V179H237V178H236V174H237ZM249 173H250V174H249ZM135 174H136V173H135ZM189 174H190V175H189ZM207 174H208V177H206ZM251 174H252L253 176H251ZM260 174H261V175H260ZM77 175H78V174H76L75 177H74V178L72 177V178L75 180ZM170 175H171V174H170ZM214 175H215V174H214ZM225 175H226V176H225ZM228 175H229V176H228ZM241 175H240L239 177H241ZM72 176H74V173H73ZM78 176H80V175H78ZM78 176H77V177H78ZM210 176H211V177H210ZM223 176H224V177H223ZM227 176H228V177H227ZM259 176H260L261 178H260ZM80 177H81V176H80ZM170 177H171V178H170L171 181L175 178V177H174V178L172 179V175H171ZM199 177H201L200 180H199ZM226 177H227V178H226ZM232 177H233V178L235 177L236 179H235V178L232 179ZM257 177H258V178H257ZM78 178H79V177H78ZM219 178H220V180H219ZM224 178H225V179H224ZM230 178L232 179V184H233V183L235 184V185H234V184H233V185L230 184V188H231V185L234 186V188L237 187V189H234V188H233L234 190H232V189H231V190H232V191H235V194H236V192L238 191L237 194H238L240 197H239L237 194H236V195L233 194V192H232V193H230V194L233 195V198H234V199H232V196L230 197L231 199L229 198L230 195L228 194V190H229V183H231V179H230ZM70 179H71V178H70ZM80 179H81V178H80ZM80 179H79V180H80ZM229 179H230V180H229ZM258 179H259V180H258ZM74 180H73V181L69 180L70 182H68V184H71V182H73L72 184H74ZM202 180H205V181H202ZM223 180H224V181H223ZM225 180L230 181V182L228 183V182L225 181ZM239 180H240V182H239ZM254 180H255V183H256V184L258 183L257 185L254 183ZM77 181H78V179H77L75 182L77 183ZM222 181H223V182H222ZM233 181H235V182H237V183H235V182H233ZM241 181H244V183L241 182ZM252 181H253V182H252ZM256 181H260V182H256ZM79 182H81V181H78V184H79ZM173 182H174V181H173ZM220 182H221V183H220ZM225 182H226V183H225ZM76 183L74 184V186H76ZM171 183H172V182H171ZM193 183H194V184H193ZM199 183H200V184H199ZM219 183H220V184H219ZM224 183L227 184L226 186H227L228 188H225V187H226V186H225L224 188L227 190V191H226V190L224 189V190L226 191V194H221V193L223 192V191H222L223 189L221 190L222 192L219 191V190L225 185ZM238 183H239L240 185H243V186H244V187L242 186L243 189H241V188H242L241 186L239 187V184H238ZM242 183H243V184H242ZM260 183H261V184H260ZM192 184H193V188L195 187L194 189L191 188V187H192ZM223 184H224V185H223ZM218 185H219V186H218ZM221 185H222V186H221ZM237 185H238V186H237ZM245 185L248 187V191L245 190V188H246ZM259 185H260V186H259ZM262 185H263V186H262ZM68 186H69V185H68ZM68 186H67V188H69ZM70 186H71V185H70ZM204 186H205V187H204ZM219 187H220V188H219ZM259 187H260V188H259ZM261 187H262V188H261ZM70 188H72V187H70ZM76 188H79V189H80V187H78V186H77ZM76 188H75V189H76ZM190 188H191V189H190ZM238 188H240V189H238ZM249 188H251V191H249V190H250ZM253 188H255V189H253ZM75 189H74V190H75ZM196 189H197V188H196ZM246 189H247V188H246ZM252 189H253V190L258 189V191L256 190V191L252 192ZM260 189H261V191H260ZM70 190H71V189H69L67 195H71V196H72V194H75V192L77 193L76 195H78V190H77V189H76L77 191L75 190V192H74L73 190H71V192H73V193H71ZM189 190H191V191H189ZM202 190H204V191H202ZM241 190H242L243 192H242ZM167 191H170V190L168 189ZM199 191H200V189H199ZM239 191H241V192L243 193V195H242V193L239 192ZM244 191H245V192H244ZM196 192H198V190H197ZM202 192H203V193H202ZM217 192H218V193H217ZM230 192H231V191H230ZM257 192H258V193H257ZM260 192H262V193H260ZM70 193H71V194H70ZM168 193H169V195L172 194V192H168ZM240 193H241V195H240ZM247 193H252V194H254V195H253V196H250V195H252V194H248V196H247ZM194 194H195V193H194ZM217 194H218V196H217ZM67 195H66V196H67ZM189 195H190V194H189ZM196 195H198V193H197ZM196 195H195V196H196ZM224 195H225V198L227 197L226 199H225V198L222 199V198L224 197ZM226 195H227V196H226ZM257 195H259V197H258ZM66 196H65V198H66ZM71 196H70V197H71ZM220 196H222V197H220ZM243 196H244V197H243ZM246 196H247V197H246ZM70 197L68 196V199H69L68 201H69V203L66 202V201H67V198H66V201L64 202V203H65V204H64V208H65L64 210H65V211L72 210V211H73V214H72L71 211L67 212L68 219H69V217L72 218V217H73L72 215H75L76 220H75V218L73 217L74 219H72V221H71L70 223L68 222V223H67L68 225L66 224V226H68V227H67V228H68V231H65V234H64V235L67 236V237H66V239L64 240V242L62 241L63 243L60 244V245H62V244L65 243V246H64V247L67 248V250L64 248V249H65V252H66V256H65V253H64V257H66L67 259H65V258L63 257V258L65 259V260H63V259L61 258V257H62L61 255H63V253L61 254V252H63V248H62L60 245H56V246L61 247L60 249H61L62 251L60 252V251L58 250V251L60 252V254H61L60 256L57 255V254H59L58 251H55V250L57 249V247H56V249H53L54 247H53V248H50V249H47V251H46V255H49L50 252H51V253L54 252L56 256H54V255H52V254H50V255H51L53 258L56 257V259H58V258H59V259H62V260L64 261V263H66V264H73V263H74V264H78V263H79V264H86V263L88 262V260H90V261L88 262V264H95L97 259H99V260H97V262L99 261V262H98L99 264H104V263H105V264H109L110 262H111L110 264H113V259L115 260V261H114V264H116V263L119 264L120 261H121L120 264H124L125 262H126V264H129V263H130V264H133L132 262H128V260H131V261H133V262H137V264H141V263H140L141 260H139V262L136 261L134 258H131V256L127 255V253H125L124 251H120L121 248H120V249H117L118 251H117V250H116V251L113 250V249H115V248H114L115 245L113 244L114 241H112V240H113V235H112V234H113V232H114L115 226L112 227V226H111V223H112V225H113L115 222H113L114 219H112V218H113L112 215H111L112 217L110 216V217H111L110 220H109V217H107V216H109V214H108V215L106 214L104 220H103V218H102V220H101V221H104V222H105V219L108 218L109 222L107 221L108 223L106 222V223H104V225H103V226L108 225V227L106 226L107 229H108V231L106 230L105 227H103L102 225H100V224H103V222L100 221V223H99L100 228L97 230L96 227H95V232H94V231H93L94 228H92V226H87V225H86V223H87L86 220H83V219H80V220H79L78 218H80L81 216H79L78 213L75 214L76 212L72 209V208H75L76 211H77L78 209H80V206H81V204H80L81 199L77 196V198L80 199V202H79L80 206H79L78 203H77V201H79V200L76 198V199H77V201H76V199L73 198V197H76V196H75V195L72 196L71 199H75V201H76V202H74V201H72V202H73V203H76V204L78 205V206H77V205L74 204L75 206H73V205H72V202H71V200H70ZM176 197H175V199H177ZM205 197H206V198H205ZM213 197L211 196V198H213ZM236 197H237L238 199H237ZM250 197H251V198H250ZM255 197H256V198H255ZM188 198H189V199H188ZM198 198H199V197H198ZM198 198H197V200H198ZM219 198H220V199H219ZM228 198H229V199H228ZM235 198H236V199H235ZM247 198H248V199H247ZM257 198H258V199H257ZM260 198H261V199H260ZM179 199H177V200H179ZM250 199H253V200H250ZM254 199H255L256 201H255ZM259 199H260L261 201H260ZM215 200H216V199H215ZM215 200H214V201H215ZM221 200H222V201H221ZM226 200H227V201H226ZM228 200H229V201H228ZM231 200H232L233 202H231ZM248 200H249V202H248ZM216 201H217V200H216ZM216 201H215V202H216ZM224 201H225V202H224ZM252 201L254 202V204H253ZM258 201H259V202H258ZM184 202H185V205H186V206H184V208H183ZM198 202H201L200 199H199ZM219 202H223V204H222V203L220 204ZM226 202H227V203H226ZM228 202H229V203H228ZM234 202H235V204H236L238 207L234 206V205H235V204H233ZM237 202H238V203H237ZM239 202H244V203H239ZM66 203H67V205H66ZM70 203H71L72 206L69 205ZM112 203H113V202H112ZM114 203H115V202H114ZM114 203H113V204H114ZM186 203H187V204H186ZM251 203H252V204H251ZM256 203H257V204H256ZM259 203H260V205H258ZM198 204H199V205H198ZM231 204H233V205H231ZM242 204H243V205H242ZM65 205H66L67 207H68V206H69V207L67 208V207H65ZM218 205H219V206H218ZM220 205H221V206H220ZM241 205H242V206H241ZM246 205H247V206H246ZM261 205H262L263 207H261ZM223 206H224V208H223L222 211H221V208H220V207H223ZM226 206H227V207H226ZM243 206H245V207H243ZM249 206H250V208H249ZM71 207H72V208H71ZM185 207H186V208H185ZM217 207H218V209H217ZM230 207H233V208H232V211H231V208H230ZM234 207H235V208H238V209H241V208H242V209L238 211L237 209L235 210ZM251 207H254V209H252ZM257 207L259 208L260 211H258V208H257ZM70 208H71V209H70ZM77 208H78V209H77ZM206 208H207V207H206ZM228 208H229V209H228ZM244 208H245V209H244ZM227 209H228V210H227ZM243 209H244V210H243ZM250 209H251L252 211H251ZM261 209H262V211H261ZM212 210H213V212H212ZM217 210H219V212H223V211H224L225 213H226V212H229L228 215H227V213H226V215H225L224 212H223V214H224V217H226V216L229 217V218L227 217L226 220H228V222H229L230 224H229L228 222H226V220L223 218V216H221V215L219 214V212H218ZM242 210H243V212H242ZM247 210L250 211V212L248 213ZM254 210H256V215H258L256 218H255L256 215L254 214V213H255ZM214 211L218 212V213H217V216H216V214H215L216 212H214ZM70 212H71V213H70ZM182 212H183V211H182ZM238 212H239V213H238ZM259 212H260L261 215L259 214ZM68 213H70L71 215H70V214L68 215ZM178 213H179V212H178ZM188 213H187V214H188ZM199 213H201V215H200ZM211 213H212V214H211ZM213 213H214V214H213ZM241 213H242V214H241ZM244 213H245V214H244ZM182 214H184L185 216H187V218L189 219V220L185 219V223L188 224V226H189V224H190L191 222H193V218H194V221L197 219V222L200 221L201 219L203 220L204 218H206V219H207L206 222H205V220H203V221L201 220V221L198 222V223H201V222H202V224L204 225L203 228L206 227V225L209 224L208 227H211V228H210L211 231H210L209 229H207V228H208V227H207V228H205L204 230L200 229V230L202 231V233H200L199 230H198V228H197L199 224L197 225V222L195 221V223H194L193 225H194V226L197 225V227H194V226H193V227L196 228L197 231H196V229H191V230H193V233H191L192 231H190V228H188V226H187L186 224H183L184 222H183L182 220H183V218H184L185 216L182 215ZM196 214H198V216H197ZM218 214H219V215H218ZM221 214H222V213H221ZM223 214H222V215H223ZM233 214H234V216H233ZM246 214H248V215H246ZM252 214H254V215H252ZM102 215H105V214H102ZM199 215L202 216V218H201V217L199 218ZM210 215H212V216L210 217ZM229 215H230V216H229ZM231 215L233 216V218H234V217H235V218L233 219ZM236 215H237V216H236ZM242 215H244V216L242 217ZM175 216H177V214H176ZM183 216H184V217H183ZM218 216H221L222 218H221V217H218ZM245 216H247V219H246ZM253 216H254V217H253ZM77 217H78V218H77ZM102 217H103V216H102ZM181 217H182V218H181ZM197 217H198V218H197ZM203 217H204V218H203ZM212 217H213V218H212ZM230 217H231L232 220L230 219ZM248 217H249V218H248ZM71 218H70V219H71ZM176 218H177V217H176ZM190 218L192 219L191 222H190ZM210 218H211L212 220H211ZM219 218H220V219H219ZM243 218H244V219H243ZM250 218H252L253 220L250 219ZM254 218H255V220H254ZM257 218H258V219H257ZM259 218H261V219L259 220ZM70 219H69V220H70ZM77 219L80 221L79 224H78V220H77ZM198 219H200V220H198ZM214 219H216L217 222H216ZM217 219H218V220H217ZM221 219H223V220H221ZM235 219H236V222H237V220L239 219L237 223L233 222V220H235ZM240 219H241V220H240ZM242 219H243V220H242ZM248 219H250V220L248 221ZM69 220H68V221H69ZM81 220H82L83 222H81ZM111 220H113V221H111ZM186 220L189 221L190 223H189V222L187 223ZM245 220L248 221V222H246ZM74 221H76V224L78 225L79 228H80V227H83V228H81V229H82V230L84 229L86 233H89V234H87V235H90V234H91V236L93 235V238L90 236L93 240L96 239L94 242H92V239L90 238V240H91V242H92L93 244L90 243V240L88 239L89 236H87V235L85 234L84 231H82L81 229H79V228L77 227L76 224H75V226H76L78 229H76V227L73 226V225H74V224H73ZM85 221H86V223H85ZM208 221H209V223H207ZM223 221H224V222H223ZM231 221H232V222H231ZM244 221H245L246 223H244ZM259 221H260V222H259ZM261 221H262L263 224H261ZM72 222H73V223H72ZM177 222H178V223H177ZM182 222H183V223H182ZM203 222H205L206 225H205V223H203ZM222 222H223V223H222ZM225 222L229 224V227H227L228 224H226ZM239 222H242V224H240ZM249 222H250V223H249ZM257 222H259V224H258ZM81 223H84V224H81ZM173 223H175V224H177V225H175V224H173ZM180 223H181V224H180ZM212 223H214V225H213ZM224 223H225V225H224ZM232 223H233V224H232ZM247 223H248V225H247ZM254 223H256V224H254ZM171 224H172V225H171ZM179 224H180V225H186V227L183 226V227L186 228V229H184L183 227H182V229H181V227H180ZM202 224H200V226H199L200 228H202V227H201ZM210 224H211V225H210ZM234 224L238 225V227H237L236 225L234 226ZM243 224H244V225H243ZM251 224L253 225V227H252L253 230H255V228L257 227V225H259V227H260V228L257 227L259 230L257 231V229H256V231L254 232V235H253V236L256 237V238H254V237L251 235L252 238H254V240L251 239L252 241H251L250 238H249V237H251V236L246 237L247 234H250V233L253 232V231L251 230ZM71 225H72V227H74V229H73L72 227H70ZM84 225H86V226H84ZM174 225H175V227H174ZM190 225H191V226H189V227H192V224H190ZM215 225H216V228H217V229L215 228ZM223 225H224V226H223ZM230 225H231V226H230ZM241 225L243 226V230L241 229V227H242ZM246 225H247V226H246ZM255 225H256V227H254ZM101 226H102V227H101ZM170 226H171V228H170ZM172 226L174 227V229L176 228L175 232H174V229H173V231H172V228H173ZM232 226L235 227L236 229L232 228ZM262 226H263V227H262ZM88 227H89V228H88ZM111 227H112V228H111ZM193 227H192V228H193ZM213 227L215 228V230L213 229ZM239 227H240V228H239ZM249 227H250V228H249ZM70 228L73 229V230L76 229L77 231L75 232V231L71 230ZM85 228H86V229H85ZM101 228H102V229H101ZM103 228H105V229H104V230H106L105 232H104V231H103V232H102V231H99V230H103ZM113 228H114V229H113ZM179 228H180L182 231H181ZM230 228H231V229H230ZM248 228H249V230L247 231V234H245V233H246V230H247ZM87 229H88V230H89V229H92L91 231H92V233H93V232H94V233L92 234L91 232H88ZM109 229H111V230H109ZM177 229H178V230H177ZM233 229H234V230H233ZM245 229H246V230H245ZM79 230H80V231H79ZM179 230H180V231H179ZM183 230H184V231H183ZM205 230H206V231H205ZM212 230H213V233H214V232H216V233H215L214 235L211 236ZM217 230H218V231H217ZM222 230H223V231H222ZM231 230H233V231H231ZM235 230H237L236 232L238 233V236H237L236 232H234ZM238 230H239V231L242 230V233H240L241 231L238 232ZM250 230H251V231H250ZM260 230H261V231L263 230V232H262L263 234L261 233ZM70 231L74 232L75 234H74V233L72 234V232L70 233ZM81 231H82V232H81ZM89 231H90V230H89ZM96 231H98V232H100V233L102 232V234H103V233H106V236L104 237V236H103L104 234L101 236V234L98 233V232L96 233ZM111 231H112V232H111ZM171 231H172L173 233H172ZM185 231H187L186 233L189 232V233H188L189 236H188V239H187V241H186L187 244H188V245L186 244V245H187V246H186L187 249H188V247H189L188 252H187L188 254L185 253L187 249L184 250L185 247L182 248L184 245H183V243H182L181 241H182L183 239H185V237L183 238V237L181 236V238H183V239L180 238L181 241H179V243H177L178 241L175 242L176 238H177V240L179 239V237H176V235H177V236H178V235L180 236V235H182L181 232H182V233H183V232L185 233ZM203 231H204V232H203ZM207 231H208V232H207ZM209 231H210V232H209ZM220 231L224 234V236H223V234H222L221 236H219V235L221 234ZM225 231H226V232H225ZM243 231H245V232H243ZM249 231H250V233H248ZM259 231H260V232H259ZM66 232H67V235H66ZM177 232H178V234H176ZM179 232H180V233H179ZM196 232H197V237H196ZM198 232H199L201 235H200ZM205 232H206V234H207V233H208V234L205 235ZM217 232H218L219 235H217ZM231 232H232V233H231ZM258 232H259V233H258ZM68 233H70V234H68ZM78 233H79V236L81 235L80 233H82V237H81V236H80V237L77 236ZM83 233L85 234V238H86V236H87V240H84V238H83V237H84V234H83ZM95 233H96V234H95ZM109 233H110V234H109ZM174 233H175L176 235H175ZM186 233H185V234H186ZM213 233H212V234H213ZM243 233H244V234H243ZM98 234H99V235H98ZM107 234H109V235L107 236ZM185 234H184V236H185ZM203 234H204L205 236H204ZM252 234H253V233H252ZM255 234L258 235V236H255ZM260 234H261L262 236H261ZM70 235H71V237H69ZM73 235H74V236L76 235V236L74 237ZM97 235L99 236V239L97 238V237H98ZM171 235H172V236L175 235L176 238H175L174 236H173V238H172ZM198 235H200L201 238H200V236L198 237ZM216 235H217V236H216ZM227 235H228L229 237H228ZM235 235H236L237 237H236ZM239 235H240V236H239ZM245 235H246V236H245ZM95 236H96V238H94ZM100 236H101V238L104 237V239H101ZM109 236H110V237H109ZM165 236L167 237V239H168V236H169V239H168L169 241H168V240H165ZM186 236H187V234H186ZM202 236H203V237H202ZM225 236H227V237H225ZM241 236H242V239H241ZM243 236H244V237H243ZM260 236H261V239H263V241L260 240L261 242L258 241L259 238H257V237H260ZM73 237H74V238H73ZM77 237H78L79 239L81 238V240H79V241H81V242L78 241V238H77ZM106 237L111 238V239L108 240V238H106ZM231 237H232L233 239H232ZM239 237H240V238H239ZM68 238H69V239H68ZM72 238H73V239H72ZM82 238H83V240H82ZM174 238H175V239H174ZM186 238H187V237H186ZM196 238H197V239H196ZM199 238L202 240V242L204 243V245H203V243L201 242V240H199ZM202 238L205 239V240H203ZM236 238H237L238 240H237ZM244 238H245L246 240H244ZM248 238H249L250 242H249V240H247ZM3 239H4V237H2V243H4V246H6V238H5L4 240H3ZM70 239H71V240H70ZM76 239H77V240H76ZM105 239H106V240H105ZM180 239H179V240H180ZM208 239H209V240H208ZM216 239H219V240L216 241L217 244L214 243L215 241H214V242H211V241L216 240ZM220 239H221V241H220ZM257 239H258V240H257ZM74 240H75V242H76L77 244L74 242ZM103 240H105L106 243H105V241H103ZM107 240H108V241H107ZM172 240H173V241H172ZM193 240H192V241H193ZM239 240H241V241L239 242ZM243 240H244V242L248 241V243L245 244V243L243 242ZM3 241H4V242H3ZM66 241H67V243H66ZM82 241H85L86 243H85V242H82ZM100 241H101V244L99 243ZM111 241H112L113 243H112ZM184 241H185V240H184ZM196 241H197V242H196ZM206 241H207V242H206ZM209 241H210L211 245H209V244H210ZM219 241L221 242V245H222V243H223L222 247H219V246H221ZM69 242H70V243H69ZM71 242H72V244H74V245L76 244V246H74V247H75V249H76L77 251H75V250H71V249H70L71 251L69 250V246H70V248H72V249L74 248V247H72L73 245H71ZM87 242H89L88 244H91V246L94 245V247H93V246H92V247L90 246V248H89ZM97 242H98V243H97ZM166 242H168L167 245L164 244V243H166ZM173 242L176 244V246L172 245ZM180 242L182 243V245L180 244ZM194 242H193V243L190 242V244H191V243L194 244ZM199 242H201V243H199ZM241 242H242V243H241ZM252 242H253V243H252ZM258 242H259V244L261 243L262 245H261V244L259 245ZM18 243H20V244L22 245V242H21V241H20V242L18 241ZM57 243L59 244L60 242H57ZM79 243H83V245H80V247L83 246V247L85 248V249H83V251H81V252H79V250H80V249H79V248H80V247H79ZM84 243H85V246H88V247H85V246H84ZM103 243H104L105 245H103ZM111 243H112V244H111ZM156 243H157V242H156ZM184 243H185V242H184ZM208 243H209V244H208ZM225 243H226V244H225ZM254 243H255V244H254ZM256 243H257L258 246L256 245ZM20 244H19V245H20ZM55 244H56V243H55ZM67 244H68L69 246H68ZM96 244H97L100 248H99ZM107 244H108V245H107ZM109 244H110V245H109ZM192 244H191V245H192ZM198 244H199L200 246H196V245H198ZM201 244H202V245H201ZM207 244H208V245H207ZM213 244L215 245V247H214ZM224 244H225V245H231V246L234 245L233 247H234V249H235V251H234L235 253L233 252V250H234L233 247L225 246ZM247 244H250V246H249V245L247 246ZM253 244H254V245H253ZM25 245H26V244H25ZM100 245H101V246H100ZM113 245H114V246H113ZM163 245L165 246V248H163ZM179 245H181L182 247L179 246ZM4 246L0 244V247H1L0 250L2 249V251H3V252H2V253H3L2 255L6 258V255H7V254H6V253H7L6 251H7V249H5ZM54 246H55V245H54ZM67 246H68V247H67ZM77 246H78V247H77ZM104 246H105V248H102V249H101V247H104ZM106 246H107V247H106ZM178 246H179V249H177ZM208 246H209L210 248H213V247H214L215 249L211 250ZM211 246H212V247H211ZM216 246L219 247V248H218V251L220 250V251L218 252V253H219V256H218V253H214V252H216V248H217ZM223 246H224V247H223ZM252 246H254V247H252ZM255 246H257V247H255ZM260 246H261V247H260ZM59 247H58V249H59ZM83 247H82V248H83ZM95 247H96V248H95ZM97 247H98L99 249H101V250H104V251H100V253L105 254V255H104V258H103V254H102V255L99 254V250H98V252H96V251H97L96 249H98ZM173 247H175V248H173ZM180 247H181V248H180ZM200 247L202 248V250H203V248H204V251H205V252H203V251L201 252V251H200L201 254L198 255V254H199V248H200ZM207 247H208V249H207ZM225 247H226V250L228 249V250H227V253L223 252V250H225ZM229 247H230V249H229ZM262 247H263V248H262ZM82 248H81V250H82ZM86 248L90 249L91 251H92L93 248H94V249H93V252L89 253L90 250H89V251L87 250V252H86ZM106 248L109 249L108 252H107V249H106ZM116 248H117V246H116ZM205 248L207 249V251H208L209 249L211 250V258H212V259H211L210 257H208V256L210 255V253H209L210 250L207 252ZM236 248L238 249V251H239L240 253L236 251V250H237ZM249 248H250V249H249ZM252 248H254L253 251H252ZM257 248H258V249L261 248L262 250L259 251ZM78 249H79V250H78ZM169 249H170V250H169ZM181 249H183L182 251H184V252H182ZM221 249H222V250H221ZM94 250H96V251H94ZM111 250H113V252L115 251V254H114ZM165 250H166V249H165ZM173 250H174V251H173ZM176 250H177V251H178V250L181 251V252L179 253L180 257L177 256V255L175 254V253L177 252ZM196 250H197V251H196ZM200 250H201V249H200ZM226 250H225V251H226ZM231 250H232V251H231ZM255 250H256V251H255ZM52 251H53V252H52ZM109 251H111V253L113 254V258H112V259H111L112 256H110V252H109ZM167 251H165L166 254H167ZM175 251H176V252H175ZM221 251H222L223 253H221ZM228 251H229V252H228ZM257 251H259V252H257ZM47 252H48V254H47ZM67 252H68V253L70 252V253L68 254ZM75 252H76V253H75ZM83 252H85V253H83ZM95 252H96V253H95ZM116 252H117V253H116ZM120 252H121V253H120ZM123 252H124V253H123ZM136 252H137V251H136ZM165 252H164V254H165ZM189 252H190V253H189ZM197 252H198V253H197ZM206 252L209 253V255H207ZM231 252H232V253H231ZM0 253H1V252H0ZM71 253H72V254H71ZM73 253H74V255H73ZM79 253L81 254V256H80ZM86 253H87L88 256L85 255ZM106 253H107V254H106ZM119 253H120V254H119ZM138 253H140V251H138ZM138 253H137V254H138ZM152 253H153V251H152ZM181 253H182V255H181ZM183 253H185L186 255H184ZM229 253H230V255H232V256H230ZM241 253H242V254H241ZM253 253H254L257 257H256ZM67 254H68V255H67ZM89 254H90V255L92 254V256H93V254H94V255H96V256H94V258H93V257H91ZM97 254H98V255H97ZM117 254H118L119 256H121V257L117 256ZM124 254L126 255V257L124 256ZM140 254H142V253H140ZM146 254L148 255V252H147ZM192 254H191V255H192ZM204 254H206V255H204ZM215 254H217L216 257H215ZM223 254H226L227 256H225V255H223ZM240 254H241V255H240ZM50 255H49V257H50ZM72 255H73V256H72ZM107 255H108V256H107ZM115 255H116V257H117L118 259L115 257ZM169 255H170V256H169ZM238 255L240 256V258H241L242 255H244V256H243L242 259L240 260V258H239ZM261 255H262V256H261ZM68 256H69V258H68ZM79 256H80V257H79ZM83 256H86L87 258L90 257V258L87 259V261H86V259H85L86 257H83ZM97 256H100V257H102V258L100 259V257H97ZM127 256H129V257H127ZM141 256H142V259H143V254L140 255V256H138V257L136 256V258L139 259V257L141 258ZM182 256H183V258H182ZM184 256H185V257H184ZM201 256H203V258H202ZM204 256H205V257H204ZM206 256H207L208 258H206ZM217 256L219 257V260H220V256L222 257V259H221L220 262H219ZM228 256L231 257V258L229 257V259H231V261L228 260V258H227ZM70 257L73 258V259H71L72 262H71V260H69ZM81 257H82V260H80ZM95 257H96V258H95ZM109 257H110V259H109ZM114 257H115V258H114ZM145 257H147V256H145ZM164 257H165V256H164ZM177 257L179 258L180 262H178V258H177ZM197 257H201V258L198 259ZM213 257L218 261V263H216V260H214ZM223 257H226V258H224L225 260H223ZM53 258H52V259H53ZM79 258H80V259H79ZM121 258L124 259V260L128 258V260L123 261V260H120ZM167 258H166V259H167ZM181 258H182L184 261H182ZM56 259H53V261L50 262V264H64L62 260H57V261H56ZM74 259H75V261H74ZM78 259H79V262H76ZM91 259H92V261H91ZM93 259L95 260V262H94ZM103 259H104V260H103ZM133 259H134V260H133ZM166 259H165V260H166ZM193 259H195V260L198 259V261H197V260L195 261V260H193ZM245 259H246V260H245ZM254 259L256 260V262H254V261H255ZM83 260H85L84 263H82ZM102 260H103V263H102ZM108 260H109V261H108ZM116 260H118V261L120 260L119 263H118V261H116ZM165 260L163 259V260L161 261V264H162L163 262H165ZM200 260H202V261H200ZM203 260H204V261H203ZM205 260H206V261H205ZM211 260H214V261L212 262ZM222 260H223V261H222ZM226 260H227V261H226ZM235 260H236V261H235ZM59 261H60V262H59ZM65 261H66V262H65ZM68 261H69V263H67ZM107 261H108L109 263H108ZM193 261H194V262H193ZM41 262H43V261H40L39 263H38V262H37V263L40 264ZM47 262H48V261H46V263L43 262V263H41V264H49V263H47ZM85 262H86V263H85ZM91 262H92V263H91ZM115 262H116V263H115ZM127 262H128V263H127ZM166 262H165V263H166ZM185 262H184V264H185ZM192 262H193V263H192ZM199 262H201V263H199ZM165 263H164V264H165ZM167 263H166V264H167ZM214 263H213V264H214ZM233 263H232V264H233ZM235 263H234V264H235ZM2 264H3V263H2ZM96 264H97V263H96Z\"/></svg>",
  "mask_w": 264,
  "mask_h": 264
},
{
  "label": "clouds",
  "instance_id": "obj_3",
  "mask_svg": "<svg viewBox=\"0 0 264 264\" xmlns=\"http://www.w3.org/2000/svg\"><path fill=\"white\" fill-rule=\"evenodd\" d=\"M61 22L68 24L69 20L65 16H61V19L59 20L46 18L45 26L48 30L52 31L55 30ZM24 80L29 85L27 91L30 95L31 103L35 106L43 104L45 99L50 96L55 89L54 83H45L31 72L25 74Z\"/></svg>",
  "mask_w": 264,
  "mask_h": 264
}]
</instances>
